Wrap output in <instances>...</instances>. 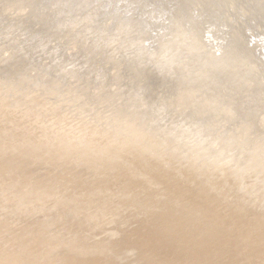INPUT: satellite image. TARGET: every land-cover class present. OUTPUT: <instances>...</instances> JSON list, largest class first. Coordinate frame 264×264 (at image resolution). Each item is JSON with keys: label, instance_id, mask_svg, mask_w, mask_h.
Listing matches in <instances>:
<instances>
[{"label": "rangeland", "instance_id": "rangeland-1", "mask_svg": "<svg viewBox=\"0 0 264 264\" xmlns=\"http://www.w3.org/2000/svg\"><path fill=\"white\" fill-rule=\"evenodd\" d=\"M228 10H230V15H227V14H224V15H226V16H228L226 19L227 20H225V21H222V25L226 28L229 24H231V22H237V23H240V24H242L243 26H246V30H251V27L253 26H255L256 25V22L254 21V17H253V14H251V10L250 9H248V7H241V5H237L236 6V8H234V7H230L229 6V9ZM226 13H228V11L226 12ZM234 17V18H233ZM5 22V23H4ZM27 24V25H26ZM9 26V27H8ZM256 28H257V26H255ZM10 28V29H9ZM17 30H16V29ZM26 28H28L32 33H33V36H35V35H37V33L40 35L41 34V39H36L31 45L32 46H36V48H37V50H34L33 51V49H30L29 48V46L27 45V44H25V42H24V38H25V32H24V30L26 29ZM255 28V30L253 31V33L254 32H260V29H256ZM8 30V31H7ZM11 30V31H10ZM253 30V29H252ZM0 40L2 39V42L0 41V84L2 85V86H0V100H1V98L2 97H4V100H3V98H2V101H0V103L2 102V103H4V104H2V105H4V106H2V105H0L1 106V111L3 112V111H5L4 113H5V115H8V119H7V121H8V124H6L7 123V121L5 120V119H3L4 117L2 116V113H0V115H1V118L3 119V120H5L6 121V123H3V121H0V123H2V124H4V127H5V125H9V127L8 128H6L7 130V133L8 132H10L12 129L13 130H15L16 132H14L15 134L17 133V132H21V134L19 135V137H17L16 139H17V141H16V139H14L16 136H17V134L16 135H14V133H13V130H12V132H11V134L10 133H8V136L6 135L7 133H6V131H5V128H3L2 126L3 125H0L2 128H3V130H2V128L0 127V133L1 132H3L2 134H0V135H2V136H0V138H1V144H0V147H1V150H0V153L3 151L2 149H4L3 148V144L5 143H7L8 142V146H7V144L6 145H4L6 148L4 149V153H3V156H2V154H0V156H2L1 158H3L4 157V160L3 159H0V164H3L4 162L5 163H7L8 161H6V159L8 158V156L10 157V158H8L9 159V162H8V164L10 163L11 164V162L10 161H17L18 160V162H15V164L16 163H18V170H17V168H16V166H15V164H14V167H12L13 166V164H11V166H10V164H9V166L8 165H6L5 163V166L8 168V170H11V168H12V170H11V172H13V173H11L12 174V177H9L8 176V181H6V178H7V175H9L10 174V171H6L5 169H4V164L3 165H0V169H4L3 171L6 173L7 172V174L4 176V172H2V170H1V172H0V174H2V173H4V174H2L4 177H6V178H4L3 176H1L0 175V178L2 179V177H3V181H1L2 182V185H3V182H4V185H6V183L7 182H11V183H8L7 184V186H2V187H0V188H2V189H0V211H1V213H0V221L2 220V217H4L6 214H9L10 215V217L11 218H13V219H11V218H9L8 217V215H6L7 217H8V219L6 218V216H5V218L3 219V220H6L7 219V221L9 222H6V221H1V222H3L2 224H4V222L7 224L8 223V225L9 224H11L10 225V227L12 228L14 225V222H16L17 224H16V226H14L15 227V229H10V227L9 226H6V224H4L3 226L4 227H2V225L0 224V226L4 229L5 227H6V233H5V230H3L1 227H0V230H3L4 231V233L2 232V231H0V233H1V235L3 234H5V236H1L0 235V237H2V238H0V244H2V245H0V262H6V264H16V262H18V263H20V264H33V262L34 263H36V262H38V264H53V261H54V258L55 257H57V258H55V259H57L58 260V262H59V259H60V257L58 258V256L60 255H62V254H60L61 252H59V251H64V252H67V254L68 253H70V252H72L73 250L72 249H74L79 243H77V245L75 246V244H76V242H79L78 240L80 239V240H84L85 242L86 241H88V239L90 238V237H92L93 238V235L91 234V235H89L90 237L88 238V233L90 232V230L92 229V228H94V226H92V228H91V226L89 227L87 224H88V222H89V225H92V223H94V221H95V224L94 225H96V223L98 222V231L97 230H95L96 229V227L97 226H95V229H92L93 231H92V233L93 232H96L97 234L99 233V231H100V227H101V230H102V226H103V228H105V232H104V234H103V230L102 231H100V236L103 234V239H102V236L100 237V236H95V235H97V234H95L94 235V239L96 238V239H99L100 241H101V239H102V241H104L103 243L101 242V244H104V243H106L105 242V240L107 241L108 239H109V235H110V239L111 240H109V241H107V243H108V245L109 244H111L112 245V243H114V241H117V243H116V246H114L115 245V243L112 245V249H113V254L111 253V251L109 252V250L111 249V245H104V247L106 248H104L103 250H107V249H109L108 251H107V253H109L108 254V256H104V255H107V253H105V251H104V253H103V250H101L100 249V247L102 246L101 244H98V242L100 243V241L98 240V242L97 243H95L94 242V239H93V242H94V244H96V246H97V244L100 246L99 247V249L97 250L96 248H98V246L95 248H93L94 250H96V255H97V252H98V255H97V261L96 260H93V259H95L96 257V255H94L93 254V249H92V246L91 245H93L94 246V244H88V246L87 247H89V250H90V248L92 249V254H90L89 256L87 255V251L86 252H83L82 250H84L85 251V248H86V250H88V248L87 247H85L83 244H81L82 246H84L83 248L84 249H81L82 248V246L80 247L79 245V249H78V246L74 249V250H78V252L80 253V249H81V251L83 252V254L82 253H80V254H82V255H80L78 252H77V254L79 255V257H78V255L76 256H73V252H72V257L74 258L75 257V259H73V258H71V256H70V254H68V256L70 257H68L67 258V260H65V256H67L64 252H62L63 253V255H65L64 257L63 256H61V258L63 259V261H65V262H67L68 260L70 261V259L72 260V261H76L77 259V261H76V263H74V264H77L78 262H79V258H80V256H81V259H80V264H90V262L91 261H94L92 264H99V263H104V264H111V260H115L114 258L116 257V253H117V255H118V253H121L122 251L124 252V250H125V252L127 253L128 251L126 250V248H124V246H125V243L126 242H128V245L127 246H125V247H128V249L130 248H133L132 246H135L134 247V249H131L132 250V254H133V256L131 255V254H129V253H127V254H129V257L128 256H126L127 254L126 253H124L123 254V252H122V254L120 255L119 254V258H122L121 256L122 255H124V256H126V257H124L123 256V261H124V258H125V262H123V264H129V261H130V263L133 261V259H137L136 261L134 260L133 262L134 263H137L138 264V261H139V263L140 262H143L142 261V259L143 258H145V263H147V264H149L150 263V261L151 260H149V258L151 259V256L150 255H152V254H150V255H145V254H147V253H144L143 254V247L145 246V244L147 243V241H148V233H152V235L154 236L155 235V233H158L157 231L159 230L160 231V228H162L161 229V231L164 229V226H165V229H167L166 227L168 226L169 227V229L170 228H172L175 224H177V222H178V227H177V225H175V227H174V229L175 230H178L177 228H179V230L178 231H176L179 235H178V237L180 236V238H181V236H182V238L181 239H178V238H176V236H175V234L177 235V233L175 232V233H172L173 234V237L171 236V243H169V245L171 246V244L173 243V245H175L174 244V242L175 243H177V242H179V244H177L178 245V247H177V245H175V246H171V247H177L178 248V250H176L175 248V252L173 251V249L171 250V247H169V249H167V251L169 252V253H167L166 252V250L165 249H163V248H161V247H163L164 246V248H168L167 247V244H168V242L170 241L169 240V236H170V234H171V232H174V231H172L173 230V228H172V230L170 229V231H168V232H170V234L167 232V231H162V233L164 232V234H160V233H158V235L157 236H159V235H161V236H159L160 238H161V240H160V238L159 237H157L158 238V240H160V246L158 247V244H153V242H157L158 240H157V238H155V240H157V241H153V242H151L152 240H154V238L152 237V235H151V237L153 238V239H151V237H150V235H149V241H148V244H150V242H151V246H153L152 248L147 244L146 246H145V249H144V251H146L147 252V250L149 249H151L149 252H148V254L149 253H151V251H153V252H155L153 249L155 248V246L156 247H158L159 248V251H157L156 253H154L155 255H157V257L159 258V255H160V258L161 257H165V256H167V259H165L164 257V259L165 260H167V261H165V262H167V264H187V262L189 261V259H188V256H189V254L188 253H190V251L192 252V250H193V254L191 253L190 254V256L192 255V256H198L197 258H198V260H197V262H196V260L191 256V258H193V262H196L195 264H213L212 263V261L213 262H216V261H218V259L220 260V259H222V262L224 263V264H227L226 263V260H227V258H228V261H229V263L228 264H241V261L240 260H242L243 258V260H245V262H243V260H242V263L243 264H249V261H251L250 262V264H256V263H259V264H261V262H262V264H264V260L262 259L261 260V258L259 257L258 258V256H255V255H259V256H263L262 258H264V251H263V249H260V247H263L264 246V231L262 230V229H264V227H263V225H262V229L261 228H257V227H255V225H249V223H251V221L252 220H250V222H249V219H251V218H253V220H254V222L256 221V219L255 218H257V221H258V219H260L261 221H263V217H264V211H263V209H264V204H262V202L264 203V201H262V200H264V190H263V188H264V164L263 163H261L260 164V162L259 161H261V162H263L264 161V143L263 142H261V141H259V140H256V139H253V140H248V142H246V140H245V136L244 135H242L241 137H238L236 134H234V140H233V142L231 143V144H219V143H217L216 141H214L215 139H213L212 140V138L210 139V137H208V140H207V142L208 143H206L207 145H209V147H210V142H211V147L209 148L211 151H212V149L213 150H215L216 149V151H219V150H224L223 152L222 151H220V153H221V155H219V157H218V159L216 158L215 160L214 159H211L210 161L212 162H210L209 160H207L211 155H209V154H207L206 156L204 155V154H206L205 152L204 153H202L201 151H199V150H202L201 149V147L198 145V144H196L195 146H194V142H193V139L191 140H185V139H179L177 136L175 137V134L174 133H172L171 132V130L170 131H165L164 129H157V128H155V127H153V126H150L149 125V120H148V116L147 115H139V111H141V109H140V107L138 108V109H133V108H131V105H127L129 102V98L128 99H124V98H122L121 97V95L119 94L120 93V90H121V87H122V85L123 84H126V83H130L131 82V84H135L134 82H132V81H130L128 78H126V76H125V74H124V72L122 71V69L120 68V67H117V66H113V64L112 65H107L106 63H104V62H101L98 58H95V57H93V58H91L90 60H91V62H92V64H96L100 69H102V70H104L108 75H109V78H110V82H109V84H99V83H97V82H99V79L98 78H96V82H94V83H96V84H94V83H92L91 85L90 84H86L85 82H82V79H79V77H77V76H74V78H73V75H66L65 74V72H66V70H65V68L68 70V68H67V66L68 67H70V66H72V62H69V63H67L66 64V67H65V65H63L64 67H62V71L61 72H63L64 73V75H63V73H60V74H56V73H54V74H52L53 72H48V73H46V72H44V71H42V70H40L38 67H37V65L34 63V60H36V59H38L39 60V62H41L40 64L41 65H43V64H45V65H49V63L51 62V60H49L50 58H47V57H45L46 55H45V52H46V50H47V48L46 47H48V48H50V49H55V48H59V50L62 52V53H65V55L68 57V59H73V58H75V59H78V58H83V57H87V55L85 54V51H84V49H82L81 47H80V45H78V44H76V42H73V41H71V40H69V39H67V38H65L64 36H54V35H51V34H49L48 32H46V31H42L41 29H40V26L39 25H37V24H34V23H32V25L30 24V25H28V23H26V18H25V10L23 9V8H17L15 5H13L12 3H10V4H8V3H3V2H1L0 1ZM18 31V32H17ZM3 32V33H2ZM8 32V33H7ZM17 33V34H16ZM2 34H4V35H2ZM10 34V35H9ZM250 34H251V32H250ZM3 38H4V40H3ZM8 38V39H7ZM35 38H36V36H35ZM12 39V40H11ZM15 39V40H14ZM9 40V41H8ZM49 40V41H48ZM11 41H14V42H11ZM15 41H18V42H15ZM3 43V44H2ZM16 43H18V44H16ZM2 44V45H1ZM21 44V45H20ZM8 45V46H7ZM25 47H24V46ZM30 45V46H31ZM7 46V47H6ZM17 46V48L15 49L14 47H16ZM20 46V47H19ZM23 46V47H22ZM10 47V48H9ZM19 47V48H18ZM7 48V49H6ZM12 48H14V50L12 49ZM35 48V49H36ZM2 49V50H1ZM10 49V50H9ZM24 49V50H23ZM26 49V50H25ZM28 49V50H27ZM22 50V51H21ZM40 50V51H39ZM6 51H8V52H6ZM12 51V52H11ZM16 51V52H15ZM28 51V52H27ZM32 51V53H30V52ZM45 51V52H44ZM34 52H35V54H34ZM44 52V53H43ZM4 53H6V54H4ZM22 54V55H20V54ZM37 53V54H36ZM43 53V54H42ZM12 56H11V55ZM31 54V56L29 57V55ZM8 55H10V56H8ZM43 55H45V56H43ZM27 56V57H26ZM38 56V57H37ZM12 57H14V58H12ZM17 57L19 58V59H17ZM23 57L26 59V60H24L23 59ZM29 57V58H28ZM35 57V59L33 60V58ZM37 57V58H36ZM39 57L41 58L42 57V59L40 60L39 59ZM16 58V59H15ZM20 58H21V61H20ZM28 58V59H27ZM44 58H45V60H44ZM90 58V57H89ZM23 60L25 61V62H23ZM47 60V61H46ZM43 61V62H42ZM48 61H50L49 63H48ZM21 62V63H20ZM27 62V63H26ZM23 63H25V64H23ZM48 63V64H47ZM31 65V66H30ZM25 67V68H24ZM28 68V69H27ZM64 68V69H63ZM9 70V71H8ZM37 70V71H36ZM29 72H30V74H29ZM51 73V74H50ZM7 74V75H6ZM48 74H50V77H52V79L49 77V75ZM4 75V76H3ZM48 76V77H45V76ZM55 76V77H54ZM61 76H62V78H61ZM68 76V77H67ZM35 77H37V78H35ZM46 79H48L49 81H50V84H49V81L48 80H46ZM54 77V78H53ZM92 77H93V75H92ZM26 78V79H25ZM41 78V79H40ZM68 78V79H67ZM76 78H78V79H76ZM93 78H95V77H93ZM4 79V80H3ZM39 79V80H38ZM44 79L46 80L45 81V83L43 82L44 81ZM53 79H55L54 81H55V83L53 82ZM73 79H75V80H77V82L76 81H74ZM2 80H3V83H2ZM51 80H52V82H51ZM74 81V83H73V81ZM80 80H81V82H80ZM7 81V82H6ZM14 81H16V82H14ZM38 81V82H37ZM57 81V82H56ZM40 82V83H39ZM42 82V83H41ZM69 82H70V84H69ZM71 82H72V84L74 85V86H72V84H71ZM80 82V83H79ZM6 83V84H5ZM16 83V84H15ZM54 83V84H53ZM57 83H59V84H57ZM76 83V84H75ZM84 83V85H82ZM8 85V86H6L5 87V85ZM21 84V85H20ZM24 84V85H23ZM36 84V85H35ZM44 84V85H43ZM45 84H46V86H45ZM77 84H78V87H77ZM82 86H81V85ZM94 84V85H93ZM101 85V86H99V85ZM12 85V86H11ZM35 85V86H34ZM47 85H50L51 87H54V89H52L50 86H47ZM56 85H57V87H56ZM58 85L60 86V87H58ZM63 85H64V87H63ZM117 85V86H116ZM45 86V87H44ZM67 86V87H66ZM71 86V87H70ZM84 86V87H83ZM90 86H91V88H90ZM94 86V87H93ZM99 86V87H98ZM104 86V87H103ZM10 89L11 87V89H10V91H9V89ZM44 87V88H43ZM51 89H50V88ZM81 87H82V89H81ZM106 87H108L107 89H106ZM19 88V89H18ZM29 88V89H28ZM32 88V89H31ZM56 88H58V89H56ZM61 88H63V89H61ZM65 88H66V91H65ZM78 88V90H76ZM87 88V89H86ZM96 88V89H95ZM97 88H99V89H97ZM119 88V89H118ZM17 89V90H16ZM27 89H28V91H27ZM34 89V90H33ZM59 89H61L59 92H58V90ZM68 89V90H67ZM72 89L74 90V91H72ZM100 89L102 90V92L100 91ZM104 89V90H103ZM16 90V91H15ZM49 90V91H48ZM52 90V91H51ZM81 90V91H80ZM84 90H86V91H84ZM89 90V91H88ZM95 90H97L96 91V93H95ZM108 90H110L111 91V93H109L110 91H108ZM6 92V94H4L5 92ZM11 91H12V93H14V95L13 94H11ZM35 91V92H34ZM50 91H51V93H50ZM54 91H55V93H54ZM71 91L73 92V93H71ZM88 91V92H87ZM92 91V92H91ZM119 91V92H118ZM8 92L10 93V94H8ZM20 92L22 93V94H20ZM58 92V93H57ZM76 93V96H75V93ZM80 92H82V93H80ZM86 92V93H85ZM98 92V93H97ZM101 92V93H100ZM105 92V94L103 95V93ZM108 93V95H107V93ZM1 93H3V94H1ZM19 93V94H18ZM29 93V94H28ZM90 93H92V94H90ZM113 93V94H112ZM115 93H117V95L115 94ZM8 94V95H7ZM16 94V95H15ZM54 94H55V96H54ZM62 94V95H61ZM64 94V95H63ZM83 94H84V96H83ZM95 95V96H92V95ZM101 94V95H100ZM3 95H5V96H3ZM11 95H12V97H11ZM34 95V96H36V95H38V96H36V97H32V96ZM70 95V96H69ZM88 95H90V96H88ZM99 95H100V97H99ZM103 95V96H102ZM116 95V96H115ZM7 96H9V97H7ZM15 96H16V98H15ZM29 96V97H28ZM56 96H58V97H56ZM60 96H61V98H60ZM73 96H74V98H75V101H73L74 99H73ZM78 96H80V97H78ZM92 96V97H91ZM97 96V97H96ZM107 96V97H106ZM119 96V97H118ZM56 97V99H59L60 98V100H62V101H60V100H56V99H54ZM68 97H70V98H68ZM78 97V98H77ZM81 97H84V98H81ZM103 99H102V98ZM105 97V98H104ZM109 97V100H111L110 102H109V100L107 99ZM110 97H111V99H110ZM115 97V98H114ZM149 98L150 100H155L156 98H157V101H159V102H157V106H162L161 108L162 109H164L165 111H166V113H167V119L168 120H171V121H168L169 123H171L170 125H172L174 122H178L179 121V119L181 120V118L180 117H182V116H184L185 114H187L188 113V111H189V107L187 106V105H185L182 101H180V100H172V99H170V98H168V97H166L162 92H160V91H157V90H155V91H153L152 92V94H150L149 93V95H147V96H145V98L144 99H142V100H147L146 98ZM6 98V99H5ZM30 98H32V99H30ZM48 98V99H47ZM80 98V99H79ZM94 100V101H92V99ZM97 98V99H96ZM122 98V99H121ZM12 99V100H11ZM14 99L16 100V102L14 101ZM22 99V100H21ZM26 99H27V102H28V100H29V102L27 103L26 102ZM36 99V100H35ZM48 101H47V100ZM67 99V100H66ZM77 99H78V101H77ZM165 99V100H164ZM6 100H7V103H6ZM9 100V101H8ZM18 100H19V103H18ZM24 100H25V102H26V104H25V102H24ZM45 100V101H44ZM103 102H102V101ZM108 100V101H107ZM113 100H114V102H113ZM3 101H5V102H3ZM23 103H22V102ZM62 103H60V102ZM89 101V102H88ZM97 101V102H96ZM100 101V102H99ZM105 101V102H104ZM106 101H107V103H106ZM119 101H120V103H119ZM122 101V102H121ZM126 101V102H125ZM144 101H142V103L144 102ZM164 101V102H163ZM9 102H11V103H9ZM32 102V103H31ZM48 102V103H47ZM57 102H59V103H57ZM68 102V103H67ZM71 102V103H70ZM73 102V103H72ZM76 104H75V103ZM87 102V103H86ZM123 102H124V105H123ZM6 103V104H5ZM14 103V104H13ZM44 103H46V104H44ZM49 103H51V106H50V104ZM54 103H56L57 105H54ZM83 103V104H82ZM85 103H86V105H85ZM91 103V104H90ZM94 103V104H93ZM99 103H101V104H99ZM108 103H109V105H108ZM112 103V104H111ZM118 103V104H117ZM164 103V104H163ZM11 104V105H10ZM23 104H25V105H23ZM32 104V105H31ZM53 104V105H52ZM72 104V105H71ZM82 104V105H81ZM93 104V105H92ZM97 104V105H96ZM99 104V105H98ZM105 104H106V106H105ZM116 105V108H115V105ZM144 104V103H143ZM170 104V105H169ZM179 104H181V105H179ZM6 105H9V107L10 108H14V109H16V110H18V112L16 113V115H19V117L18 118H21V119H23L22 117H24L25 118V116H29V114H30V116H32L31 117V120H32V124H33V127L34 126H36L37 127V129H36V127H34L35 129H32V131H31V126H32V124H31V120H30V124L31 125H29L31 128H29L30 129V131H29V129L25 126V120H29V117L27 118V119H23V123L24 124H22L21 126H22V129H20V128H18V126L21 124V122H19V119H16L17 121H18V123H19V125H18V123L16 124L15 123V125H18L17 127L16 126H14V121H16V120H12L13 118V116L14 117H16L17 118V116L14 114L15 113V110H13V113H12V109L10 110V108H6ZM15 105H17V107H14ZM27 105H29V106H27ZM30 105H31V107L33 108H31L30 107ZM64 105V106H63ZM78 105V106H77ZM83 105H84V107H83ZM91 105V107H89ZM101 105V106H100ZM118 105H119V108H118ZM12 106V107H11ZM41 106V107H40ZM48 106H50L51 108H53L54 109V111L52 110V109H49V107ZM53 106V107H52ZM75 106V107H74ZM82 106V107H81ZM102 106L104 107L103 108V110H101L102 109ZM108 106V107H107ZM123 106H124V110H123ZM127 106V107H126ZM187 106V107H186ZM6 108V110L4 109V108ZM8 107V106H7ZM18 107H20L21 109H18ZM55 107H57L58 108V110H55ZM63 107V108H62ZM67 107V108H66ZM77 107V108H76ZM81 107V108H80ZM89 107V108H88ZM96 107V108H95ZM105 107H107V108H105ZM110 107V108H109ZM183 107V108H182ZM4 110H3V109ZM22 108H23V110H22ZM30 108V109H29ZM34 108H37V110L36 109H34ZM40 108V109H39ZM71 108L72 109H74V111L73 110H71ZM98 108V109H97ZM111 108H113L112 110H111ZM122 108V109H121ZM143 108V107H142ZM29 109V111H27V110ZM70 109V110H69ZM78 109V110H77ZM81 109H82V111H81ZM85 109V110H84ZM118 109V110H117ZM7 110H10V112H8V113H6L7 112ZM20 110V111H19ZM25 110V111H24ZM51 110V114L49 115L50 116V119H51V116H53V118L51 119V120H49V116H48V112ZM61 110V113L62 114H60V111ZM76 110V111H75ZM84 110V111H83ZM87 110V111H86ZM97 110H100L99 112L97 111ZM106 110V111H105ZM124 112H123V111ZM126 110V111H125ZM135 111V113H134V111ZM0 111V112H1ZM22 111H23V114H24V116L22 115H20L21 113H22ZM26 111L28 112V113H26ZM34 111V112H33ZM48 111V112H47ZM53 111V112H52ZM56 111H58V116H57V112ZM63 111V112H62ZM68 111H71V112H68ZM83 112V113H81V112ZM96 111H97V114H98V116H99V119L100 120H102V121H100L99 119H98V116L96 117ZM109 111V113L111 114V115H109L107 112ZM117 111V112H116ZM30 112H32V113H34L33 115H32V113H30ZM54 112H56L55 114H56V119L58 118L59 119V121L58 120H56L55 118H54ZM77 112V113H76ZM86 112V115L84 114ZM90 112V113H89ZM92 112V113H91ZM103 112V113H102ZM105 112H106V114H105ZM112 112V113H111ZM114 112H115V114H114ZM123 112V113H122ZM20 113V114H19ZM35 113H37V115L35 114ZM50 113V112H49ZM125 113V114H124ZM133 113V114H132ZM10 114H14L13 116H10ZM69 116H68V115ZM72 114H75V117H74V119H73V115ZM87 114H89V115H87ZM103 114V115H102ZM118 114V115H117ZM120 114V115H119ZM122 114V115H121ZM83 115V116H82ZM85 115V116H84ZM91 115V116H90ZM94 115V116H93ZM101 115H102V117H101ZM125 115V116H124ZM139 115V116H138ZM173 115V116H172ZM9 116H10V119H9ZM21 116V117H20ZM37 116V117H36ZM48 116V117H47ZM70 117V118H68V120H65V119H67V118H65V117ZM84 119V117L86 118V116H88L85 120H86V122H85V120H83L81 117ZM93 116V117H92ZM111 116V117H110ZM113 116V117H112ZM115 116H120V117H115ZM123 117V121H122V117ZM127 116H129V117H127ZM136 116H137V118H136ZM171 116V117H170ZM35 117H36V120H35ZM65 119H64V118ZM80 117V118H79ZM95 117V118H94ZM106 117V118H105ZM117 118V120H115V118ZM132 117V118H131ZM134 117H135V121H134ZM145 117V118H144ZM173 117V118H172ZM1 118H0V120H1ZM6 118V117H5ZM12 118V119H11ZM33 118V119H32ZM61 118H63V120L61 119ZM75 118H77L76 119V122H77V120H79L78 121V124L76 123V122H73L74 120H75ZM90 118H92V119H90ZM94 118V119H93ZM97 118V119H96ZM104 118V119H103ZM109 118V119H108ZM113 118H114V120H115V122H113L112 120H113ZM118 118H119V120H118ZM126 118V119H125ZM139 118V119H138ZM15 119V118H14ZM20 119V121H22ZM49 121H51V122H49ZM82 119V120H81ZM88 119V120H87ZM108 120V121H106V120ZM111 119V120H110ZM133 119V120H132ZM138 119V120H137ZM143 119V120H142ZM147 119V120H146ZM178 119V120H177ZM10 120V121H9ZM12 120V121H11ZM27 120V121H28ZM54 120V121H53ZM73 120V121H72ZM91 120V121H90ZM95 120H99V122L97 121V122H95ZM130 120V121H129ZM142 120V121H141ZM216 119H214V120H212V121H214V123H216L217 121H215ZM4 121V122H5ZM37 121V122H36ZM56 121H57V123H56ZM65 121V122H64ZM84 121V122H83ZM89 121V122H88ZM103 121H105V123L103 122ZM116 121H122L123 122V125H122V122L121 123H119L118 125H117V122ZM135 122L136 124L134 125V123H132V122ZM139 121V122H138ZM53 122H54V124H53ZM60 124H59V123ZM68 122L70 123V124H68ZM71 122H73V123H71ZM88 122V123H87ZM90 122H92L91 123V125H90ZM100 122H103L104 123V125H103V123L101 124V126H99V128L102 130H96V127H97V129H98V126H97V124L98 123H100ZM106 122H107V124H106ZM127 122H128V124H127ZM129 122H130V124L132 125V128H130V124H129ZM138 122V123H137ZM140 122H141V124H142V127L140 126L141 124H140ZM219 122V121H218ZM27 123V122H26ZM29 123V122H28ZM51 123H52V125H53V127H52V125H51ZM65 123V124H64ZM69 125H67V124ZM75 123V124H74ZM84 123V124H88L89 125V127L91 126V128H89L88 126H87V124L84 126V124L82 125V124ZM96 123V124H95ZM112 123H113V125H112ZM114 123H116V127H115V129H114V127L113 126H115V124ZM125 123H126V128H128L129 129V132L131 133V131H132V129L134 128V130L132 131L133 133L134 132H136L137 130H138V133H137V135H136V133H135V137L133 136V133H131V137H130V133L128 132V130L126 131V129H124L125 128ZM144 123H146V125L144 124ZM168 123V124H169ZM11 124H13V126L15 127V128H13L12 126H11ZM49 124L51 125V126H49ZM58 124V125H57ZM112 126H111V125ZM45 125V126H44ZM48 125V126H47ZM58 126V128H56L57 126ZM66 125V126H65ZM73 125H75V126H73ZM77 125V126H76ZM80 125V126H79ZM107 125H109V127H111V128H108L107 127ZM130 125V126H129ZM144 125V126H143ZM12 128H11V127ZM28 126V127H29ZM55 126V127H54ZM70 126H72V127H70ZM96 126V127H95ZM105 126L107 127V128H105ZM120 126L122 127V129H124L125 131H126V133H125V131L124 130H122V131H124L123 132V134L125 133V135H123L121 132V130H120ZM134 126H137V127H134ZM139 126V127H138ZM150 126V127H149ZM169 126V125H168ZM7 127V126H6ZM20 127V126H19ZM23 127H24V130H23ZM25 127L28 129V130H26L25 129ZM52 128L53 130L52 131H54V129L55 130H57V133H56V131H54V135H52L51 133H52V131H50L49 129L50 128ZM60 127V128H59ZM66 127V128H65ZM69 127V128H68ZM76 127V128H75ZM80 127V128H79ZM88 127V128H87ZM93 127H95V128H93ZM117 127H119L118 128V130H117ZM124 127V128H123ZM143 128V129H141V128ZM149 127V128H148ZM49 128V129H48ZM69 130H68V129ZM85 128V129H84ZM87 128V129H86ZM145 128V129H144ZM151 128V129H150ZM153 128V129H152ZM9 129H11L10 131H9ZM18 129H20L19 131H17ZM47 129V130H46ZM64 129H66V130H64ZM89 129V130H88ZM90 129L92 130V132H88V131H90ZM131 129V130H130ZM150 129V130H149ZM156 131H155V130ZM2 130V131H1ZM35 130H36V133H35ZM49 130V131H48ZM62 130L66 133V135H65V133L64 132H62ZM85 130H88V131H85ZM108 131L109 130V132H110V130L111 131H115V133H116V131H117V133H116V135L114 134V132L112 133V136H111V134L109 135L108 134V132H105V131ZM139 130H141V131H139ZM153 130H154V132H153ZM160 130H162V132L160 131ZM209 130H211V129H208V131ZM28 131V132H27ZM34 131V133L36 134L35 136L33 135L34 133H31V132H33ZM59 131V132H58ZM70 131L71 132H74V133H72L71 135H72V137L74 136L75 138H71V135H70ZM119 131V132H118ZM145 131H146V133H145ZM30 132V133H29ZM101 132H104V135H102L103 133H101ZM142 133V134H139V133ZM158 132V133H157ZM166 132H168L167 133V135H166ZM203 132V131H202ZM202 132H200L201 134L199 135L200 137H201V135L202 134H204V132L202 133ZM39 133V135H37ZM47 133V134H46ZM68 133V134H67ZM80 133V134H79ZM105 133H107L108 135H109V138H114L113 139V141H112V139H108V137L106 138L105 137ZM128 133V135H129V137H128V135H126ZM150 135V136H148V134ZM174 135V136H172V134ZM212 132H210V134H211ZM43 135V136H40V135ZM49 134V135H48ZM56 134H57V136H56ZM79 134V135H78ZM139 134V135H138ZM159 134V135H158ZM207 134V133H206ZM206 134H205V136L204 137H206ZM3 135H5V137H3ZM13 135L15 136L14 138H13ZM22 135V137H20ZM24 135H27L26 137V139H28L27 141H26V143H24L25 142V136ZM46 135H48V137L46 136ZM59 135V136H58ZM64 135V136H63ZM67 135L69 136L70 135V137L68 138L67 137ZM108 135H106V136H108ZM156 135V136H155ZM171 135V136H170ZM12 136V137H11ZM32 137V138H34V137H36V136H38V141L42 138V137H44V139L42 138L41 140L42 141H46L45 142V144L43 143V142H41V144H40V142H38L37 141V139L35 138V140L37 141V142H34L36 145H34V148H33V142H32V138H29V137ZM34 136V137H33ZM50 136L52 137V139L50 138ZM77 136V137H76ZM79 136V137H78ZM88 137V136H90V138H91V140H89V142L87 143V141H88V139H89V137L87 138V141L85 140L86 138H83V140H82V137ZM93 136H97V138H96V140H95V138L93 137ZM116 136V137H115ZM122 137V138H119V137ZM198 136V138H200ZM216 136V135H215ZM6 137H8L9 138V141H7V140H5V138ZM24 137V142H22V138ZM46 137V138H45ZM67 140V142H66V140L64 139V138ZM125 137V138H124ZM155 137V138H154ZM164 137H167V138H164ZM174 137V138H173ZM2 138H3V141H2ZM8 138H6V139H8ZM11 138V139H10ZM62 138V139H61ZM70 138H71V140H70ZM127 138V139H126ZM144 138H146V140H147V143H146V140L145 141H143L142 142V140L144 139ZM20 139V140H19ZM59 139L60 140H62L61 142L62 143H60V141H59ZM77 141V140H79V141H77L75 144V146H71V145H73L74 143L73 142H75V140ZM92 139H93V143L95 142V144L96 145H94L93 146V144H92ZM163 139H165V140H163ZM167 139V140H166ZM5 140V141H4ZM14 142H13V141ZM19 140V141H18ZM31 140V141H30ZM56 140V141H55ZM68 140H70L71 141V143H70V141H69V144H68ZM73 140V141H72ZM152 141V143H154V145L151 143V144H149L150 143V141ZM156 140V141H155ZM52 141V142H51ZM83 141V142H82ZM86 143H85V142ZM154 141V142H153ZM164 141L166 142V145H164ZM182 141V142H181ZM245 141V145H244V143H242V142H244ZM3 142V143H2ZM30 142L32 143V144H30ZM49 142H51V143H49ZM56 144H55V143ZM104 143V144H102V143ZM114 142H116V145L117 146H119V147H117L116 145V147L118 148V150H119V148H121L122 149V155L124 156V155H126V156H128L127 158H125L123 161L124 162H122V159L121 158H124V157H126V156H118L119 154L121 155V153L118 151H115V146H114ZM125 142H127V144H126V146H124V144H125ZM130 142V143H129ZM132 142H136V143H132ZM137 142H138V144H137ZM185 142H187V144L185 143ZM216 142V143H215ZM13 144V145H15V147H13L11 144ZM19 143V144H18ZM54 143V144H53ZM65 143V144H64ZM85 143V144H84ZM99 143H101L100 145H102V146H100L99 145ZM119 143H120V145H119ZM159 143V144H158ZM167 143H169V146H168V144ZM170 143H171V145H170ZM214 145H213V144ZM10 144V145H9ZM26 144V145H25ZM60 144H63L64 145V147L62 146V145H60ZM82 144V145H81ZM113 144V145H112ZM128 144H129V146H132L131 148L128 146ZM135 144V149H133V145ZM137 144V145H136ZM143 144V145H142ZM149 144V145H148ZM232 144H235L236 146H237V148L235 149L236 151L235 152H228V151H226L225 150V147L223 146V145H232ZM21 145H23V146H25V147H23V146H21ZM32 147H31V146ZM40 145H41V147H42V145H43V147L42 148H46V149H44V151H43V149L40 147ZM55 145H59V146H55ZM65 145L67 146V145H70V146H67V147H65ZM89 145V148H87V146ZM103 145H104V148H103V150H102V148L101 147H103ZM122 145V146H121ZM139 145V146H138ZM151 145V146H150ZM153 145V146H152ZM162 145V146H161ZM175 145H178L179 146V148L178 147H176ZM219 147H218V146ZM18 146V149H13V148H16ZM81 147V151H80V147ZM91 146V147H90ZM97 148H96V147ZM100 146V147H99ZM106 146H108V148L106 147ZM112 146H114V147H112ZM121 146V147H120ZM124 146V147H123ZM144 146V147H143ZM156 146V147H155ZM161 147V150L159 151L158 150V148H160ZM173 146V147H172ZM213 146V147H212ZM11 147V149H9L10 150V152L8 151V149L7 148H10ZM19 147L20 148H22L21 149V152H20V150H19ZM28 147V148H27ZM59 148V149H56V151H57V153H56V151H55V149L53 150L52 148ZM61 147V148H60ZM72 147V148H71ZM75 147L77 148V149H75ZM97 150H94V148ZM110 147V148H109ZM111 147L113 148V149H111ZM125 147H128L129 149H127V150H125L124 149V152H123V148H125ZM136 147H137V150H136ZM150 147V148H149ZM162 147H163V149H162ZM193 147V148H192ZM218 147V148H217ZM36 148V149H35ZM41 148V149H40ZM48 148H51V149H48ZM66 148V149H65ZM99 148H100V150H99ZM149 148V149H148ZM152 148H153V150H152ZM166 148V149H165ZM168 148V149H167ZM170 148H171V150H170ZM192 148V149H191ZM198 149V151H197V149ZM220 148V149H219ZM222 148V149H221ZM246 148H248V150L246 151V153H243L242 154V156H241V154H239L240 153V149H242V150H244V149H246ZM14 150V152H12L13 153V156H14V153H15V156H16V158H18V159H14V160H12L11 158H12V156H11V151H13ZM25 149V150H24ZM71 149H75V151H74V153H76V154H73V151L71 150ZM86 149H87V151L88 152H86ZM107 149V150H106ZM131 149H133V150H131ZM139 149V150H138ZM173 149V150H172ZM175 149V150H174ZM177 149V150H176ZM178 149H180V154H182L183 152H184V154H182V155H180L179 156V151H178ZM181 149H182V151H181ZM189 149V150H188ZM17 150H19L18 152H17ZM33 150H34V152H33ZM36 150H40L41 152H43L46 156V159H44L43 161H46V160H48V162H43V161H41L40 162V158H41V160H42V157L44 156V154L42 155V154H40V151H36ZM45 150H46V152H45ZM53 150V151H52ZM66 150V151H65ZM104 150H106V152L104 151ZM109 150H111V151H109ZM112 150H114L115 151V154L117 153V155H115L114 154V158H113V161H112V158H111V156L113 155L111 152H112ZM135 150V151H134ZM156 150V151H155ZM193 152H192V151ZM24 151V152H23ZM26 151H27V155H26ZM32 151V152H31ZM48 151V152H47ZM51 151H52V154H51ZM59 151H61L59 154H58V152ZM62 151L64 152V153H62ZM69 151H71V152H69ZM77 151V152H76ZM80 151V152H79ZM100 151H102L103 152V154H102V152H100ZM113 151V152H114ZM126 151H128V152H126ZM130 151V152H129ZM132 151V152H131ZM138 151V152H137ZM147 151V152H146ZM159 151V152H158ZM173 151V152H172ZM178 151V152H177ZM239 151V152H238ZM256 151V152H255ZM5 152H7V154L5 153ZM23 152V153H22ZM36 152L37 153H39V155L38 154H36ZM55 154H54V153ZM69 152V153H68ZM88 153V155L86 154V153ZM108 152H110V155L108 154ZM142 154H141V153ZM170 152H172L171 154H170ZM182 152V153H181ZM225 152V153H224ZM248 152H251L250 154L248 153ZM11 153V154H10ZM19 153V154H18ZM22 153V155H20ZM24 153H25V155H24ZM79 153H81V154H79ZM98 153V154H97ZM105 153V154H104ZM146 153H148L149 155H148V158H151V162H152V159H155V158H152V157H156V159L158 158V157H160L159 159H155L156 161H154L153 160V162H154V166L155 167H153V162L150 164V159H148V160H145L146 159V157H147V154ZM178 153V154H177ZM199 153H202V154H199ZM213 153V152H212ZM4 154H5V156H4ZM8 154H10V155H8ZM17 154V155H16ZM47 154H48V157H47ZM54 154V155H53ZM72 154L74 155V156H72ZM86 154V155H85ZM110 156H108V155ZM137 154H138V156H137ZM146 154V155H145ZM160 154V155H159ZM168 154V155H167ZM176 155L174 158L176 159V157L178 156V157H180L181 158V160H182V158H183V161H188V160H190V158H191V156H192V162L191 161H188V165L189 164H191L192 163V166L190 167V168H188L186 165L185 166H183V164L182 163H184V164H186V162H183V161H181V162H179L178 160V162L181 164H179L177 161H174V158H173V156L174 155ZM227 154V155H226ZM249 154V155H248ZM6 155H8L7 157H6ZM20 155V157H17V156H19ZM38 155V157H36ZM40 155H41V157H40ZM51 155H53V156H55L56 157V155H58L56 158H58L57 160H59V161H57L55 164H54V162L53 161H56V158L54 157L53 158V156H51ZM60 155L61 156H63V157H60ZM80 157H79V156ZM101 155H103V156H107L106 158L104 157V162H102L103 161V158H100V156ZM133 155V156H132ZM163 155H164V157L165 156H168V157H166V158H164L163 157ZM170 155H171V159H170ZM222 155H224V156H222ZM236 155V156H235ZM238 155V156H237ZM244 155V156H243ZM51 156V157H50ZM71 157V159L73 160V162L71 161V159H69V157ZM75 156H76V158H75ZM90 156V157H89ZM94 156H95V158H94ZM96 156H98V158L96 157ZM103 156H101V157H103ZM118 156V157H117ZM132 156V157H131ZM145 156V159H142L143 157ZM184 156H186V158L188 159L189 158V156H190V158L187 160ZM209 156V157H208ZM222 156V157H221ZM228 156V157H227ZM230 156H232V158L230 157ZM6 157V158H5ZM33 157H35V158H33ZM40 157V158H39ZM72 157H74V158H72ZM84 157L86 158L87 157V159H86V161H85V159H84ZM88 157H89V159H88ZM119 157H120V160H119ZM137 159L138 161H135V159ZM139 157V158H138ZM205 157H208L207 159L205 158ZM224 157V158H223ZM240 157V158H239ZM254 157H256V159L254 158ZM13 158H15V157H13ZM21 158H23L24 160H26V163H25V161H23V159L20 161V159ZM29 159V161L27 160V159ZM33 158L35 161L36 160H38V162H36V164H35V162H33L34 160L32 159V162L30 163V161H31V159ZM62 159V160H60V159ZM78 158H79V161H78ZM92 158V159H91ZM97 158V161H99V162H97V163H94ZM108 158H110V159H108ZM115 158H117V160H119V161H117ZM140 158H141V160H140ZM167 158H168V160H167ZM194 158H196L195 160H197V161H195L194 160ZM236 158H237V161H236ZM243 158H244V161H243ZM250 158L252 159V161L250 160ZM7 159V160H8ZM55 159V160H54ZM83 161H81V160ZM108 161V166H110L109 168H111V166H112V168L109 170L108 169V167H104L105 166V164H103V163H105V161L106 160ZM115 159V160H114ZM130 159H132V160H130ZM134 159V160H133ZM169 159H170V161L173 159V162H171L170 163V161H169ZM185 159V160H184ZM222 159H223V161H222ZM230 159V160H229ZM1 160H3V161H1ZM53 160V161H52ZM74 160H76V161H74ZM111 160V161H110ZM125 160H127V162H125ZM139 160H140V162H139ZM161 160H162V162H161ZM164 160V161H163ZM202 160V162H204L203 164H202V162H200ZM233 160V161H232ZM241 160V161H240ZM27 161H28V163H27ZM62 161V162H61ZM69 161V162H68ZM91 161V162H90ZM102 163H101V162ZM106 161V162H107ZM111 162V165L109 164L110 162ZM118 162L117 164L116 163H113V162ZM128 161H131L129 164L131 165H133V170L131 169V171L129 170V168H131V166L128 164V166H127V163H128ZM135 161V162H134ZM146 161V163H144ZM159 161L162 163V165H161V163H159ZM165 161H166V163H165ZM168 161V162H167ZM209 161V162H208ZM246 161V162H245ZM249 161H251V162H249ZM3 162V163H2ZM12 162V163H13ZM25 167V165L27 164L28 166H29V168H28V166H27V168L28 169H26V167H25V169L23 168V166H22V168H23V173L24 174H28V176L26 177V175L24 176V174L22 173V172H20L21 171V167L19 168V166H20V163ZM25 163V165H24V163ZM49 163L50 162V164H53V165H50V167L51 166H53L54 168H52V169H54V170H56L57 168V166L59 165V163H60V165L58 166L59 168L60 167H62L60 170L59 169H57V171H55L54 172V174H57V172H58V170H59V172H58V174L57 175H52V173L50 174V173H47V172H43V167L45 166V164H43V163ZM52 162V163H51ZM59 162V163H58ZM64 162V163H63ZM72 162V163H71ZM77 162V163H76ZM78 162H79V164H78ZM84 162H85V164H84ZM86 162H87V164H86ZM138 162H139V165H138ZM149 162V163H148ZM156 162H158L157 164H156ZM175 162V163H174ZM215 162V163H214ZM217 162H219V163H217ZM220 162H222L221 164H220ZM226 162V163H225ZM234 162V163H233ZM248 162V163H247ZM256 162V163H255ZM58 163V164H57ZM67 163H69V164H67ZM83 163V164H82ZM120 163V164H119ZM137 163V164H136ZM164 163H165V166H164ZM175 164V167H173L174 166V164L172 165V166H170L171 168H170V170H166V172H165V169H168L169 168V165L168 164ZM197 163V164H196ZM198 163H199V165L200 164H202L203 166H204V164H205V168L201 165V166H199L198 165ZM214 163V165H212ZM224 163H225V165H224ZM227 163H229V164H227ZM246 165H245V164ZM33 164H35L34 166H33ZM40 164H43V166H41V167H39L40 166ZM81 164V165H80ZM88 164L90 165V166H88ZM113 164V165H112ZM119 164V165H118ZM148 164V165H147ZM196 164V165H195ZM219 164V165H218ZM226 164H227V166H229V169H228V167L226 166ZM232 164V165H231ZM37 165V166H36ZM102 165H104V166H102ZM114 165H118V166H116L117 167V171L119 172L118 174H120V175H122L123 173V176H120V175H118L117 174V171H116V167L114 168V170L116 171V175L113 173L112 175H111V173L112 172H114V170H113V166ZM125 165V166H124ZM143 165H146V168L143 166ZM156 165H157V167H158V165H160V167H156ZM201 167V168H203V169H200L199 167ZM216 165H218V166H216ZM239 165V166H238ZM241 165V166H240ZM258 165H260V166H258ZM56 166V167H55ZM101 166H102V168H101ZM106 166H107V163H106ZM119 166H122V168H125V170H129L131 173H129V171L126 173V172H124L125 170H122ZM136 166H137V168H136ZM142 166V167H141ZM193 166H197L196 168V170L194 169L193 171H192V168H193ZM222 166V168H220ZM225 168H224V167ZM244 166V167H243ZM249 166V167H248ZM33 167H34V169H33ZM36 167H38V168H40V170H38ZM49 167V166H48ZM47 167V165L45 166V168H48ZM88 167V168H87ZM92 167V168H91ZM135 167V168H134ZM182 167H184L185 168V170H186V172L184 171V173H186V174H184L182 171H181V173L183 174V176L185 175L186 176V178H185V181L186 182H188V184H186V182L184 181V183L187 185V187H186V185L183 183V185L182 184H179V182L180 183H182L183 182V176H182V174L181 173H179V175L178 176H174V175H177L178 174V172L181 170V169H183ZM187 167V168H186ZM194 167V168H195ZM212 167V168H211ZM240 167V168H239ZM242 167V168H241ZM247 167V168H246ZM13 168L15 169V170H13ZM31 168L33 169L32 171H31ZM45 168H44V171H45ZM69 168V169H68ZM82 168H83V170L86 172V174L84 175V178H83V176H82V172H81V170H82ZM144 168H145V170H144ZM157 168V169H156ZM159 168H161L162 170L164 169V177L162 176V174H163V172L161 173L160 172V170H159ZM177 168L179 169V171H177ZM246 168V169H245ZM253 168V169H252ZM262 168V169H261ZM42 169V170H41ZM49 169V170H48ZM48 169H46V171L48 170V171H50V169L51 168H48ZM66 169L68 170V171H66ZM90 171H89V170ZM105 169V171H103ZM108 169V170H107ZM119 169H121L122 171H120ZM135 169V170H134ZM191 169V170H190ZM201 171H200V170ZM216 169V170H215ZM218 169V170H217ZM227 169V170H226ZM240 169H242V170H240ZM249 169V170H248ZM250 169H251V172H250ZM256 169V170H255ZM20 170V171H19ZM25 170H27V171H29L30 170V172H31V174H32V172H33V174H38V173H41V172H43L44 173V175L45 174H49L50 176L49 177H52V178H49V177H45L44 175H42L41 176V174L39 175L38 174V178L37 179H35V180H37V181H42V183H40L39 182V184H41L40 186H39V184L37 183L36 184V181L34 180V182H33V179L32 178H36L37 177V175L35 174V175H33L32 174V176H31V174H30V172L28 173H26V171ZM35 170H37V172L35 171ZM53 170V171H54ZM65 172V174L62 172ZM70 170H74V172L72 171V172H70ZM79 170H80V172H79ZM82 170V171H83ZM96 170H98V171H102V173L104 172L105 174L107 173L106 172V170L108 171V172H110V175L112 176V177H114V175L116 176V177H114V181L112 180V178H110V177H108L109 176V173H108V175L106 176L105 174L103 175V174H100L99 173V175L98 174H96V173H98ZM139 171V174H137V172ZM159 170V171H158ZM177 171V174H174V172L173 171ZM190 170V171H189ZM203 170V171H202ZM212 170V171H211ZM213 170H215V171H218L219 173V175L217 174V172H215V171H213ZM237 170H239V171H237ZM18 171H19V173H18ZM35 171V172H34ZM60 171H61V173H62V176L63 175H66L67 176V174L69 173V175L70 174H72V175H70V176H73L74 177V173L76 172L78 175L79 174H81V175H79V177H78V175L75 173V177H74V181L75 180H77L76 182H72V181H70V180H73V177H70L69 175V178L70 179H68V178H66V176H63V177H65V178H62V177H60L59 176V174H60ZM87 171H89V172H87ZM95 171H96V173H95ZM142 171V172H141ZM150 171V172H149ZM198 171H200V172H198ZM209 171H211V172H209ZM244 171V172H243ZM246 171V172H245ZM253 171V172H252ZM254 171H256L255 173H254ZM9 172V173H8ZM66 172H68V173H66ZM84 172V173H85ZM93 172H94V174H93ZM122 174H121V173ZM140 172H141V175H140ZM150 174H149V173ZM160 173L161 174V176L163 177H161L160 176V174H158V173ZM168 172H170V173H172V175H170V173H169V176H173L174 177V179H176L175 177H177V179H178V177L180 176V174H181V176L183 177L182 178V180L180 179L179 181L176 179L175 181H174V183L176 184V186H178V184L179 185H182V187L180 188V186H178V188H180V189H178V188H176L175 190H174V188H175V186L174 187H172V185H175V184H173V183H171V182H173V181H169L170 183H167L166 182V180H168L169 178L170 179H173V178H171V177H169L168 176ZM210 174H209V173ZM220 172H221V174H220ZM239 172V173H238ZM248 172H250V173H248ZM21 173V174H20ZM93 174V177H90L92 174ZM149 174V175H147V174ZM152 173V174H151ZM201 173H203V174H201ZM206 173V174H205ZM242 173V174H241ZM11 174H10V176H11ZM21 175L22 177L24 176L25 178V180H27V178H29V180H27L26 182H25V180L23 179V178H21L20 176H17V175ZM91 174V175H90ZM126 174V176H125V178L126 179H124L123 177H124V175ZM131 175L130 177L128 176V175ZM144 174H146V176L144 175ZM153 174H155V175H153ZM191 174V175H190ZM195 174V175H194ZM211 174H212V176H211ZM214 174H215V176H214ZM235 174H236V176H235ZM239 174V175H238ZM248 174H251V175H249L248 177H247V175ZM253 174H257L256 176H254ZM13 175L14 176H16L17 178H15L14 180L12 179V178H14L13 177ZM52 175V176H51ZM90 175V176H89ZM98 175V180L96 179V176ZM103 177V179L101 178V176ZM118 175V176H117ZM133 175V176H132ZM143 175V176H142ZM152 177H151V176ZM188 175H190V176H192L193 178H188L189 176ZM208 175H210L211 176V180L209 179L210 177L208 176ZM216 175H217V179L215 178L216 177ZM227 176V178H226V176ZM235 177H234V176ZM241 175V176H240ZM260 175V176H259ZM263 175V176H262ZM53 176H55V178H57V176H58V182L59 181H61L60 179H59V177L61 178V179H63V181H65L64 183H63V181H62V184H64V185H62V184H59L58 182H56L57 180L55 179V182H54V179H53ZM76 176H77V178H80V179H76ZM94 176H95V178H94ZM109 178L110 180L109 181H107V182H105L104 180V178ZM142 176V177H141ZM148 176V179L150 178V180H148L147 178H145V177H147ZM181 176H180V178H181ZM198 176H200L199 178H197ZM205 176V177H204ZM214 176V177H213ZM218 176L220 177V178H218ZM222 176V177H221ZM233 176V178H235V179H232L231 177ZM253 176V177H252ZM22 179V180H20V182H18V180L20 179V178ZM32 177V178H31ZM40 177H41V179H40ZM144 177V178H143ZM194 177H196V179L194 178ZM207 177V178H206ZM209 177V178H208ZM229 177V178H228ZM240 177V178H239ZM251 177H252V179H251ZM259 177H261L260 179H258ZM10 178V179H9ZM30 178H31V180H30ZM43 178H44V180H46V181H44L43 180ZM46 178V179H45ZM47 178H49V179H51V183L53 182L54 183V185H53V183L51 184H47L48 182H50ZM88 178H90V179H92V178H94V180L96 181V182H94V183H98L99 182V185L101 184L100 182L102 181L103 182V184H105L106 185V188L109 186V185H107V183H109L110 181L111 182H113V183H111V184H115V185H117V183H118V181H119V183H120V185H117V187H115V185H114V187L112 188L111 186H113V185H110V187H111V189H109V188H105V186H103V184H101L103 187V189H104V191H103V193H102V189H101V187H98V186H96V189H94L95 188V186L94 187H90V186H93V185H97V184H91L92 182L91 181H89L88 182V185H85V184H83L84 182H82V179H83V181H85L84 179H88ZM106 178V179H107ZM123 178V179H122ZM127 178H128V180H127ZM144 179V181H145V179H147L148 181H145V182H143L142 184H140V180H142V179ZM156 179L155 181L156 182H153L152 181V184H151V182H149V181H151V179ZM162 178V179H161ZM164 178H167V179H165L164 181H163V179ZM238 178V179H237ZM241 178H242V181H240L241 180ZM247 178V179H246ZM257 178V179H256ZM0 179V180H1ZM18 179V180H17ZM39 179V180H38ZM122 179V180H121ZM152 179V180H153ZM169 179V180H170ZM173 179V180H174ZM195 179V181L196 182H194L193 180ZM202 179H204V180H202ZM206 179H207V181L208 182H211V184L213 185V183H214V185L215 184H217L216 186H211L210 184H208L207 183V181H206ZM213 179V180H212ZM214 179H216V180H214ZM231 179V180H230ZM236 179H237V181H238V185L236 184L237 183V181H236ZM244 179V180H243ZM255 179V180H254ZM53 180V181H52ZM80 180V181H79ZM116 180V181H115ZM120 180L121 181H125V180H127L126 182L127 183H123L122 185H124V186H122L121 185V182H120ZM188 180V181H187ZM190 180V181H189ZM200 180V181H199ZM227 180H229V182L227 181ZM233 180L234 181H236V182H233ZM247 180V181H246ZM248 180H251L250 182H248ZM252 180H253V182H252ZM24 181V182H23ZM30 181H32V182H30ZM48 181V182H47ZM67 181V182H66ZM70 181V182H69ZM78 181L79 182H81V183H78ZM88 181V180H87ZM143 181V180H142ZM166 182L165 184H162L161 185V183L162 182ZM178 181V182H177ZM193 181V182H192ZM204 181V182H203ZM255 181H257V182H255ZM261 181V182H260ZM1 182H0V185H1ZM20 183V184H22V186L20 185V184H18V183ZM43 182H47V183H45V184H43ZM91 182V183H90ZM146 182H148V183H150V185H146V184H144V183H146ZM157 182H161L160 183V185H157ZM189 182H191V183H189ZM200 182V183H199ZM244 182V183H243ZM247 182L250 184H247ZM16 183V184H15ZM36 185H35V184ZM70 183V184H69ZM73 183H75L76 185H74L73 186ZM85 183L87 184V182L85 181ZM89 183H90V185H89ZM118 183V184H119ZM147 183V184H148ZM153 183L155 184L156 183V185L158 186V188H160V190L159 189H157V187H156V185H154L153 186ZM196 183H198V184H196ZM204 183V184H203ZM221 183V184H220ZM230 185V186H233V188L232 189H230L231 187L228 185V184ZM234 183L236 184L235 186H234ZM240 183H242V184H240ZM258 183H260V184H258ZM263 183V184H262ZM33 184H34V186H33ZM43 184V185H42ZM66 184H67V186H66ZM68 184H69V186H68ZM84 185L85 186V188L83 189L82 188V186L81 185ZM127 184V186H125ZM159 184V183H158ZM190 184V185H189ZM198 185V187H196V186H192V188L190 187L191 185ZM205 184H208L207 186H208V188H206V185ZM245 186H244V185ZM255 184H257V185H255ZM11 186V188H10V186ZM17 185V186H16ZM20 185V186H19ZM39 186V188L38 187H35V186ZM51 185V186H50ZM57 185H60V187H59V189H60V191H59V189H57L58 188V186ZM64 187H62V186ZM70 185L71 186H73V188L71 187L70 188ZM100 185V186H101ZM144 187H143V186ZM205 185V186H204ZM211 186V190H212V188L213 187H219L218 188V193H219V198L220 199H218V196L217 197H215L216 196V189H213V191L215 192H211V190H209L210 189V186ZM226 185V186H225ZM254 185H255V188H254ZM45 186V187H44ZM55 186V187H54ZM80 186H81V188H82V191H80ZM86 186H89V189L88 188H86ZM139 186V187H138ZM140 186H142V190L140 189L141 187ZM145 186H146V188L148 189L149 187H152V189L154 188H156L155 190L156 191H158L159 192V194H165L164 196H168V194H167V192L169 191L170 192V194H171V196L169 195V197H165V198H163L164 196H162V195H158V193L157 194H154L155 192H150V190H152L151 188H149L150 190H148L147 191V189H145V192L143 191V189L145 188ZM147 186H149V187H147ZM161 186V187H160ZM186 188H184V187ZM228 186V187H227ZM236 186L238 187L237 189H236ZM249 186H250V189L251 190H253V191H251V190H249ZM253 186V187H252ZM261 186H263V187H261ZM7 189H6V188ZM15 187V188H14ZM16 187L18 188V189H16ZM42 187V188H41ZM57 187V188H56ZM67 187V188H66ZM74 187H75V189H76V191L75 192H77V193H73V192H71V194L70 193H67L68 192V190H71L72 189V191H74L75 189H74ZM98 187V188H97ZM165 187V188H164ZM188 187H190V189L188 188ZM204 187V188H203ZM225 187L227 188V189H225ZM235 187V188H234ZM260 187H261V189H260ZM32 188H34V189H32ZM47 188V189H46ZM53 189V190H50V189ZM61 188H62V190L64 189L65 190V192L67 193V194H65V192H64V190L62 191L61 190ZM66 188V189H65ZM90 188H91V190H93V191H89L90 190ZM100 188V189H99ZM116 188H119L118 190H117V192H116ZM123 188L124 189V193L128 196L127 197V199L124 197V195L122 194L123 193V189L121 190V189ZM168 188H169V190H168ZM199 188H201V189H199ZM243 188V189H242ZM246 188V189H245ZM9 189V190H8ZM17 191H16V190ZM26 189H28V190H26ZM45 189V190H44ZM50 190V194H49V190ZM78 189V190H77ZM88 189V190H87ZM106 189V190H105ZM128 189H129V191H131V192H129L128 191ZM154 189L152 190V191H154ZM163 189H165L164 191H163ZM188 189V190H187ZM197 189V190H196ZM203 189V190H202ZM205 189V190H204ZM207 189L209 190V193H206V192H208L207 191ZM228 189H230V191L232 190H235L234 192L235 193H232V191H231V193L233 194V195H231V193L229 192V190ZM254 189H256V191H254ZM18 190H19V194H18ZM33 190H35V192L37 191V193H35V192H33ZM42 190V192H40ZM56 190V191H55ZM84 190H86V191H84ZM98 190V191H97ZM110 190H113V191H110ZM120 190H121V193H120ZM126 190V191H125ZM162 190V192L163 193H160V191ZM167 190V191H166ZM173 190V191H172ZM227 190V191H226ZM244 190V191H243ZM44 191H46V192H44ZM54 191V192H53ZM57 191H59V192H57ZM83 191H84V194H85V192H86V194H85V196L86 197H84L85 199L88 197V198H92L91 200H93V198H96V199H94L93 201H92V203L90 202L91 200L90 199H84L83 200V198L81 197V196H84V194H83ZM96 191V192H95ZM101 191V192H100ZM108 191H110V193H112V192H116V194L118 195V196H115V194H110ZM140 191H141V193H140ZM142 191L146 194L145 196H144V194L142 193ZM166 191V193H164ZM176 191H178L177 192V194L175 195V193L174 192H176ZM180 191H181V193H180ZM188 191H190V192H188ZM191 191H192V194L193 195H191ZM198 191V192H197ZM237 191H238V193H237ZM243 191V192H242ZM246 191V192H245ZM250 191V192H249ZM261 193H260V192ZM12 192V193H11ZM61 192V193H60ZM64 192V193H63ZM70 192V191H69ZM78 192H79V195H78ZM87 192H89V195H91V196H88V193ZM91 192H93L94 193V195L95 196H93V193H91ZM99 192V193H98ZM106 192V193H105ZM201 192V193H200ZM223 192V193H222ZM228 192L230 193V195L228 194ZM240 192H242L240 195H237V194H239ZM256 192H258V193H256ZM7 193V197L9 198V202L7 201V200H4V199H6L7 197H5L6 194ZM10 193V194H9ZM13 193H14V195H13ZM39 193V194H38ZM41 193V194H40ZM42 193H43V195L45 196H43L42 195ZM54 193L57 195H55L54 196ZM58 193V194H57ZM109 193V194H108ZM129 193V194H128ZM141 195H139V194ZM149 193H152V194H154V195H157V196H152V197H150V195H152V194H150V195H147V194H149ZM182 193H183V195H182ZM186 193H188L187 194V196L186 197H188L189 199H190V201L192 202H190V201H187V200H185V199H188V198H184L185 196H184V194H186ZM210 193H214L215 194V196H213V195H211ZM221 193V194H220ZM225 193V194H224ZM237 193V194H236ZM251 193V195H248V194H250ZM254 193V194H253ZM258 196H260V198H259V200H258V205L260 206L259 208L260 209H257V210H259L260 212H255L256 211V208L258 207V206H255V202L254 201H257V195ZM262 193H263V195H262ZM2 194H3V196H2ZM16 194V195H15ZM61 196H60V195ZM63 194H65V195H63ZM96 194H97V196H96ZM99 194H108V195H101L102 197H106V199H104V198H102L101 196H100V199H99ZM137 194V195H136ZM207 194H209L210 196L209 197H207V199H209V200H212L213 199V197H215V198H217V202H214L215 201V198H214V200H212L211 201V203H210V201H208L206 198H204V196L206 195V196H208ZM228 194V198H224V195H227ZM235 194V195H234ZM242 194H244V195H242ZM253 194V195H252ZM22 195V196H21ZM37 197H35V196ZM40 195V196H39ZM58 195H59V197H58ZM66 195H69V196H66ZM71 195V196H70ZM74 195V196H73ZM125 195V196H126ZM132 195H134V196H132ZM173 195H175L176 196V198H178V199H175V196L174 197H172ZM179 195H181V196H179ZM243 196L242 197V199H241V197L239 198V196ZM245 195H247V196H245ZM255 195H256V199H255ZM262 195V196H261ZM19 198H18V197ZM43 196V200L44 199H46L47 201V203L44 201H42V199L40 198V197H42ZM72 196H73V198H72ZM76 196V197H75ZM78 196H79V198L81 199H79L78 198ZM93 196V197H92ZM110 198V199H112V198H118L119 200H121L122 201V203L124 202H127L126 200H128V199H130L131 197H133V201H132V198H131V201L130 200H128V205H127V203H125L124 204V206L123 205H121V201L119 202L116 198V201H118L116 204H113L112 202H116L114 199V201L112 200V202H111V200H108V197ZM135 196H136V199H135ZM137 196H138V199L140 200H143L145 203H148V201L147 200H145V199H143V197H147L148 198V200H151V199H153V198H155L156 199V201H158L159 203H156V204H159L158 206L157 205H155L153 202L154 201H150L148 204H151V202L153 203V204H151V205H148L147 206V204L145 205V203H141L139 200H137ZM190 196V197H189ZM194 196V197H193ZM205 196V197H206ZM229 196L231 197L230 198V200H228L229 199ZM237 197V199H236V201H238V203L235 201V198ZM245 196V197H244ZM251 197V199H250V197ZM252 196H254V199L252 198ZM33 197H35V198H33ZM49 197V198H48ZM50 197H52L51 199H50ZM61 197V198H60ZM67 197H71V199H68V202H69V204H65V206H67L68 208H66L65 206H64V203H68L67 201H66V199H67ZM112 197V198H111ZM130 197V198H129ZM141 197V198H140ZM171 197V198H170ZM183 197V198H182ZM191 197H192V200H191ZM211 197V198H210ZM225 197H227V196H225ZM248 197V198H247ZM2 198V199H1ZM7 198V199H8ZM13 198V199H12ZM16 198H18V199H16ZM40 200H39V199ZM78 198V199H77ZM101 198H102V200H101ZM126 200H125V199ZM146 198V199H147ZM149 198H151V199H149ZM172 198H173V201H171L172 200ZM193 198H194V200H193ZM206 199V200H204V199ZM232 198H233V201H232ZM244 198V199H243ZM247 198V199H246ZM262 198V199H261ZM20 199H22L21 200V203H20ZM37 201V199H38V202H36L35 200ZM59 199V200H58ZM75 199V200H74ZM97 199H99V202H98V200ZM104 199V200H103ZM124 199V200H123ZM188 199V200H189ZM1 200H3V202L1 201ZM14 200V201H13ZM16 200V201H15ZM49 200H52V202H56V201H58V204L60 205V206H64L67 210H65L64 209V207H61V208H63V210L61 209V211H66L65 213H67L66 215L64 214V213H58V211H56L57 210V208H58V210L60 209L59 207L60 206H58L57 205V202H56V204L55 203H53V205L56 207V206H58L57 208H55L52 204H50L51 203V201L50 202H48ZM71 200V201H70ZM73 200H74V202H73ZM82 201V203L84 204V205H86V208H85V206H82L81 205V207H78V202L79 201ZM90 200V201H89ZM106 200H108V202L107 203H109V206H108V204L106 205V204H104V202L106 203ZM135 200V201H134ZM136 200H137V202H136ZM154 200V199H153ZM183 200V201H182ZM185 200V201H184ZM219 200H220V202H219ZM227 200V201H226ZM243 200V201H242ZM249 200V201H248ZM261 200V201H260ZM5 201V202H4ZM7 201V202H6ZM10 201H12V203L10 202ZM86 201H89V203H87ZM95 201H97L98 203L96 204V202ZM101 201H103V202H101ZM139 201V202H138ZM142 201V202H143ZM168 201H170V202H168ZM187 201V202H186ZM230 202L231 203V205L233 206V204H234V202H235V204H236V208L238 209V210H240V211H238L237 209H235V208H231V210H232V213L230 212V211H228L229 210V206L231 207V205H230V203H227V202ZM245 201V202H244ZM246 201L248 202V203H246ZM2 202V203H1ZM31 202V203H30ZM40 202H43L42 204H40ZM60 202V203H59ZM84 202H86V204L84 203ZM95 204H94V203ZM131 202V203H130ZM134 202H136V203H139V204H135V206H136V209L138 208V210H140L141 208H143L144 209V211H145V209H146V211H148L149 210V212H151V210L150 209H155V210H153V211H155L156 212V214L158 215V212H159V210H157V207H158V209H160V210H162L161 212H160V214H159V216H158V219L157 220H155L156 219V217L155 216H157V215H154V212H151V213H153L152 215L154 216V218L152 217V215H151V213L149 214V212H144L142 209H141V211H140V215H139V217L140 218H138L137 219V217H136V219H137V222L135 221V219L134 220H132L133 218H132V216H133V214H135V212L136 211H134L133 212V210H135L134 208V206H132L133 207V209H131L132 207H131V205L134 203ZM171 202H173L174 203V206H173V203H171ZM176 202V203H175ZM179 202V203H178ZM181 202V203H180ZM188 202L189 203H191V205L190 206H188L189 204H188ZM197 202V203H196ZM213 202V203H212ZM246 203L247 205H242V203ZM16 203V205H14V204ZM23 203V204H22ZM35 205H34V204ZM37 203H39V206L40 205H42V206H40L42 209L40 210L39 209V207H38V205H36ZM72 203H73V205H72ZM77 203V204H76ZM81 203V202H80ZM91 203V204H90ZM100 203H103V204H100ZM110 203L111 204H113V206H115L116 207V209H115V207L113 208V206L112 205H110ZM140 203H141V205H143V206H145V207H149L150 209H148L147 210V208H144V207H141L140 208ZM199 203V204H198ZM214 203H218L217 205H219L220 207H222L221 209H220V207H218V206H216L215 208L213 207V206H215L214 205ZM225 203V204H224ZM233 203V204H232ZM261 203V204H260ZM3 204H5V205H7V206H3ZM8 204H11V206H9ZM26 204H28L27 206H26ZM48 204V205H47ZM71 204V205H70ZM95 206H94V205ZM131 204V205H130ZM161 204H163V205H161ZM164 204H166V205H164ZM169 204V207H167V205ZM172 204V205H171ZM182 204V205H181ZM196 206H195V205ZM252 204V205H251ZM253 204H254V206H253ZM256 204V205H257ZM12 205H13V208H12ZM21 205V206H20ZM45 207H44V206ZM50 205H52V206H50ZM76 207H75V206ZM88 205H90V206H93L91 209H90V207L88 206ZM97 205H99L100 207H96ZM107 206V207H109V210H108V208H107V210H106V208L104 207V206ZM119 205H120V207L121 206H123V207H128L129 208V206H130V208L129 209H131L132 210V212H131V210L129 211V213L130 214H128V212H126L123 216H127L128 217V215L130 216L131 214V216H130V218H132V219H130L129 220V224H131V226L133 227V229L131 228V226L129 225V224H127L126 225V223H124L125 221H126V217H121L120 218V216H119V212L117 213L116 212V210L118 211L119 209H120V207H119ZM153 205H154V207L155 208H152L153 207ZM175 205H177V207H175ZM185 205V206H184ZM240 205V206H239ZM263 205V206H262ZM33 206V207H32ZM70 206V207H69ZM72 206H74V207H72ZM110 206H112V208H110ZM117 206L119 207L118 209H117ZM139 206V207H138ZM151 206V207H150ZM162 208H161V207ZM170 206H171V208H170ZM173 206V207H172ZM181 206V207H180ZM187 206V207H186ZM235 206V205H234ZM238 206L240 207V208H238ZM241 206H243V208H241ZM246 206V207H245ZM250 206H251V208H250ZM253 206V207H252ZM8 207H10L9 209L10 210H8ZM22 207V208H21ZM26 207V208H25ZM51 207H53V208H51ZM77 207H78V209H77ZM96 207V208H95ZM123 207H121L122 209H120V215H122L123 214V212L124 211H127V209L128 208H123ZM164 207H166L165 209V213H163L164 212ZM262 207V208H261ZM46 208V209H45ZM48 208V209H47ZM50 208V209H49ZM54 208L56 209L55 211H54V213L55 212H57V213H55L56 215L58 214H62V216H56L54 213V216H52V213H50V212H52L53 210H54ZM70 208V209H69ZM75 208H76V210H77V212L75 211ZM82 208H84V211H85V209H87L84 213H82L83 212V209ZM93 208H94V210H93ZM103 208V209H102ZM105 208V209H104ZM140 208V209H139ZM167 208H170V210L169 209H167ZM176 208H178L176 211L174 210L173 211V209H176ZM200 208H202V212L200 213L199 211L201 210ZM206 208H207V210H206ZM247 209L246 211L247 212H244V214L245 213H247L248 215H249V213H252L251 215H247V217H251V218H245V216H240V214L243 212V211H245V209ZM3 209H5V210H3ZM11 209H12V211H11ZM34 209H35V211L36 212H38L39 213V215H41V213L43 214V215H41L42 216V221H39V220H41V219H39V218H41V216L39 217V215L37 216V213L35 214V211H34ZM111 209H113L112 210V212H111ZM123 209H125L124 211H122ZM220 209V210H219ZM253 209V211L251 212L250 210H252ZM255 209V210H254ZM8 210V211H7ZM17 210H19V212H20V215H21V210H22V213H23V210H24V213H23V216H18L19 215V212L17 211ZM33 210V211H32ZM45 212H44V211ZM50 211V210H52V211H50L49 213L51 214L50 215V217L52 218H54V219H56L55 221H54V219H50V217H49V213L47 212V211ZM69 210H71L72 211V213H69L68 214V211ZM81 210H82V212H81ZM89 210V212H90V210H92V211H94V212H92L91 211V213H90V216H89V214H87V211ZM104 210V211H103ZM137 210V212H138V214H139V211ZM167 210H169V211H173L172 213H173V215H171L170 216V214H172V213H170L169 211H168V213H169V215H168V213H167V216L170 218V221H168L169 220V218L165 215L166 214V212H167ZM180 210H181V212H180ZM223 212H222V211ZM236 210V211H235ZM241 210H242V212H241ZM6 213H5V212ZM26 211V212H25ZM32 211V212H31ZM42 211V212H41ZM60 211V210H59ZM60 211V212H61ZM71 211H69V212H71ZM75 211V212H74ZM79 211V212H78ZM103 213H102V212ZM110 211V212H109ZM115 211V212H114ZM187 211V212H186ZM206 212V214L208 215V218H206L207 217V215L206 216H204V217H202L203 216V213L204 212ZM208 211H210L209 213H208ZM234 211V212H233ZM241 212L240 214H239V216H238V214H237V216H238V218L236 219V217L234 218L235 220H239L240 221V219H239V217L241 218V221H243L242 223H238L237 221H235V222H233L234 223V225H233V223H232V221H233V217L234 216H236V212ZM250 211V212H249ZM5 213V214H3V213ZM8 212H10V213H8ZM15 212H17V214L15 213ZM44 212V213H43ZM88 212V213H89ZM109 212V214H108V216L105 214V213H108ZM113 212L114 213H117V215L115 214V215H111V214H113ZM141 212H144V213H142L141 214ZM179 212H180V214H179ZM229 212H230V215L231 216H233L232 217V220L231 221H229L231 218H230V216H229ZM254 212L256 213V215L257 216H252V215H255L254 214ZM13 213H14V215H16L17 216V221H16V219H15V217L16 216H13ZM33 213L35 214V215H33ZM46 213V214H45ZM79 213V214H78ZM97 213V214H96ZM99 213V214H98ZM146 213V215H147V213H148V216H146V215H144ZM161 213H163V214H161ZM177 215V217H179V221H178V218L177 217H175L176 215ZM188 214V215H185V214ZM199 213H200V215H201V219H200V216H199ZM211 213V214H210ZM72 214V218L74 219V220H80V226H78L77 228L78 229H80V232H79V230L77 231V229H76V227H75V225H72V221H74L72 218H69L70 217V215ZM74 214H75V216H74ZM81 214H85L84 216H82ZM128 214V215H127ZM138 214L136 213L134 216H138ZM183 214V215H182ZM212 214L214 215V216H212ZM243 214V213H242ZM243 214V215H244ZM2 215V216H1ZM69 215V216H68ZM76 215H77V217H76ZM81 215V216H80ZM86 215H88V217L89 218H85L84 219V217L86 216ZM94 215V216H93ZM99 217H98V216ZM106 215L107 216V219H110V220H114V222L113 221H109V220H107V221H105L106 220V218L104 217V216ZM141 215H143V217L141 216ZM163 216L164 218H161L160 220H159V218H160V216ZM175 215V216H174ZM180 215V216H179ZM204 215H205V213H204ZM211 215V216H210ZM228 215V216H227ZM258 215H260V216H258ZM262 215H263V217H262ZM26 216V217H25ZM65 216V218H67V216H68V218L69 219H72V221L70 222V221H66V224H67V222H70V223H68L69 225H65V219L64 218H59V217H64ZM75 218H74V217ZM118 216H119V219H120V221L119 220H115L116 219V217H117V219H118ZM144 216H145V221L147 222V220H152V223L150 222V221H148V223H146L145 221H144ZM151 216V217H150ZM172 216H174L173 218H172ZM182 216V217H181ZM225 216H227V217H225ZM39 217V218H38ZM80 217H83V218H81V219H79ZM87 217V216H86ZM100 217H102V218H100ZM114 218V219H111V218ZM147 217V218H146ZM188 217V218H187ZM217 217V218H216ZM219 217V218H218ZM259 217V218H258ZM27 218V219H26ZM30 219V225L29 224H27V226H29L30 228H31V226L33 227V229H35L34 228V226L32 225L33 223L32 222H35V226H37V230L35 231V232H37L38 230H39V232L38 233H42L43 231H45V232H43L42 234L46 237L47 235L46 234H48L47 233V231L46 230H51V228L53 229L54 228V230H55V232L57 233H54V231H50L51 233L53 232L54 234H51V241H52V243H51V241H50V236H47V237H49L48 238V240L50 241V243L51 244H49L48 242V240H47V238H45L44 236H41L42 234H38V237L40 236V239L41 238H43V239H45V243H46V245H44L43 246V244H44V241L43 240H40V241H38V238H37V235H36V237L33 235V237H34V239L36 238L37 239V241H36V243H37V245H36V243H35V246H34V242H35V240L33 239L32 241H33V245L31 246V244H29V242L28 241H31L30 240V237L32 236V232L30 231L31 229H29V232L27 231L28 229L27 228H25V226H26V223H29V219ZM37 218L39 219V220H37ZM47 218V219H46ZM68 218H67V220H68ZM78 218V219H77ZM124 219V221H121V219ZM129 218V217H128ZM135 218V217H134ZM150 218V219H149ZM172 218V219H171ZM174 218H175V220H174ZM177 218V219H176ZM184 218V219H183ZM205 218H206V220H210L209 222H208V224H207V227L206 228H208V229H206L205 228V226H206V224H205V226H204V224L203 223H207V221L205 220ZM209 218H211V219H209ZM229 218V220H225V219H228ZM58 219V220H57ZM59 219H63L62 221L64 222V224L63 223H60L61 222V220L59 221ZM87 219H88V222H87ZM100 219H102V220H104V222H102L103 223V225H101L102 223H100L99 221H100ZM122 219V220H123ZM163 219V222L161 221ZM164 219L165 220H167L168 221V223L169 224H166L167 222L166 221H164ZM246 219L248 220V221H246ZM10 220V221H9ZM26 220H28V222L26 221ZM44 220V221H43ZM49 222H48V221ZM85 220V223L83 222V221ZM91 220H93V221H91ZM97 220H99V221H97ZM101 220V221H102ZM143 220V221H142ZM160 221V223H161V227H159V226H157L158 224H160L159 223V221ZM171 220H173L172 222H173V224L174 225H172L171 223ZM183 220V221H182ZM187 220V221H186ZM202 220H203V222H202ZM244 220H245V222L249 225H247L245 222H244ZM259 220V221H260ZM11 221H12V223H11ZM21 221H24L23 223L21 222ZM51 221H53V222H51ZM57 221V223H60L61 225H59V224H57V226L56 225H51V223H54V222H56ZM83 223H82V222ZM91 221V222H90ZM115 221H117L118 223L119 222H122V224L124 223L126 226H124L123 227V225H120V228H118L119 227V225L118 224H116V222ZM127 221H128V219H127ZM131 221H132V223H131ZM143 222V223H145V226L147 227V226H149L150 225V229L149 230H147L146 232H145V234L147 235V239H145V241H146V243L144 244L143 242V244H142V246L140 247V243H141V240L139 239L140 237H141V233H143L144 234V232H142L141 230H142V225H144V224H142V223H140V222ZM154 221V222H153ZM158 221V222H157ZM177 221V222H176ZM0 222V223H1ZM41 222H44V224L43 223H41ZM87 222V223H86ZM107 222H110L109 224H107ZM137 224H136V223ZM157 222V224H156V229H158V230H156L155 228V230H156V232L154 231H150L151 229H153V226L155 225L154 223H156ZM165 222V223H164ZM171 222V223H170ZM175 222V223H174ZM200 222H202V223H200ZM230 222H231V224H230ZM253 222V221H252ZM264 222V221H263ZM262 222V223H263ZM38 223H40L41 225H39ZM79 223V222H78ZM91 223V224H90ZM116 224V225H118V226H116V227H114L115 226V224L114 225H112V226H110L111 224ZM135 224V227L133 226L134 224ZM181 223V226L179 225ZM183 223V224H182ZM188 223V224H187ZM245 223V225H247V229H249V227L251 228V229H249L248 231H247V229L246 230H244L245 228V226L244 225H240V224H244ZM262 223H260V225L262 224ZM43 224V225H42ZM73 226H71V225ZM73 224H76V226L77 225H79V224H77L76 223V221H74L73 222ZM81 224L82 225H84V224H86V226H88L89 227V232L86 230V228H88V227H86V228H84L83 226V229H85V231H82V229H81ZM141 224V225H140ZM149 224V225H148ZM152 224V225H151ZM163 224H166V225H163ZM200 224H201V226H200ZM210 224V225H209ZM235 224H237V225H235ZM253 224V223H252ZM255 224V223H254ZM24 225V228H22V226ZM46 225H47V227L50 225V227H48V228H45L46 227ZM62 225H63V228H64V226H66L65 228H73L72 230H74V227H75V232L77 231L78 233H81V231L83 232V233H81V234H83L84 235V233L85 234H87V239L85 238L86 237V235H81V234H79V235H81V236H83L82 238H81V236H79L78 235V233L77 234H74L73 233V231H72V233L71 232H69L67 229V234L69 233L70 235H72V234H74V236L76 235H78V237H80L79 239L78 238H75L73 235V238H75L76 240H72V236H69V234H68V236L66 235V232H65V235L63 234H59L58 235V232L57 231H60V232H62L60 229H63L62 228ZM99 225H101L100 227H99ZM170 225H172V227H170ZM185 225V226H184ZM209 225V226H208ZM219 225V226H218ZM229 225H230V227H229ZM240 225V228H243V229H240L238 226ZM259 225V226H260ZM26 226V227H27ZM60 226V227H59ZM69 226H71V227H69ZM85 226V225H84ZM110 226V227H109ZM121 226L123 227V228H121ZM130 226V228H128V227ZM136 226H140L139 228H141V230L139 229V228H137V230H139V231H136V235H135V231H134V233H133V231L132 230H136ZM144 226V228H143V231H145L147 228ZM183 226V227H182ZM187 226V227H186ZM226 226H227V228H226ZM243 226V227H242ZM258 226V225H257ZM7 227H9V228H7ZM13 227V228H14ZM28 227V228H29ZM56 227L58 228V229H56ZM114 229H113V228ZM125 227H127V230L128 229H132V230H128L129 231V233H128V231L126 230V228ZM180 227H181V229H180ZM200 227H202L201 229H203L202 230V232H201V230L200 229H198V228H200ZM220 227V228H219ZM221 227L224 229L223 231L225 232V233H223L224 234V236L225 235H227L226 237H224L223 236V234H221V232H220V234L219 233H217L218 232V230L220 231V230H222L221 229ZM257 228V229H255V228ZM22 228V229H21ZM50 228V229H49ZM110 228H111V230H110ZM118 228V229H117ZM125 228V229H124ZM135 228V229H134ZM7 229H8V233H7ZM11 231H13V232H11ZM25 230V229H27L26 231L28 232V234L30 235V237H29V235L27 234V233H25V231L23 232V231H21V230ZM32 229V230H33ZM106 229H108L107 231H106ZM117 229V231L120 229V232H126V233H128V234H130V238L132 239L133 238V240L131 241L130 240V238H129V240L131 241V243H130V241L128 240V238H127V240H126V238L125 239H123L124 237H127V235H126V233L124 234V233H122L123 235L121 236H117V233H118V235L119 234H121L119 231L117 232V233H115L114 234V231ZM145 229V230H144ZM153 229V230H154ZM192 229V230H191ZM253 229V230H252ZM261 229V230H260ZM40 230H41V232H40ZM65 230V229H64ZM64 230H63V233H64ZM65 230V231H66ZM110 230V232H108ZM121 230H125V231H121ZM181 230V231H180ZM205 230V231H204ZM208 230H210L209 232H208ZM233 230V231H232ZM242 230V231H241ZM258 230H260L261 231V235L260 234H258L259 232H258ZM10 231V232H9ZM18 231V232H17ZM21 231V232H20ZM34 231V230H33ZM48 231V232H49ZM87 231V232H86ZM131 231H132V233H131ZM150 231V232H149ZM180 231V232H179ZM235 232L236 233V235L234 236L233 234H232V232ZM255 232V233H253V232ZM256 231H257V233H256ZM263 231V232H262ZM16 232V233H15ZM25 233L27 236H28V238H29V240H28V238L26 237V235L24 234V235H22L21 237L24 239V237L26 238V239H24L23 240V244H24V241L26 242V240H27V242H28V244H24V245H21V242H20V244H17V241H22L21 240V238H20V235L21 234H19L18 235V237L16 236L18 233ZM49 232V233H50ZM59 232V233H60ZM101 232H102V234H101ZM141 232V233H140ZM166 232L169 234V236H168V234H166ZM181 232H182V235H181ZM206 232V233H205ZM207 232H208V234H207ZM213 234H212V233ZM228 232H231L230 234L228 233ZM12 233V234H11ZM107 233H108V238H107ZM113 233V234H112ZM195 233V234H194ZM196 233H198V235H196ZM205 233V234H204ZM7 234V235H6ZM9 234H11L10 235V237H9ZM58 235V236H56V235ZM94 234V233H93ZM137 234H138V239H137ZM139 234H140V236H139ZM142 234V235H143ZM144 234V235H145ZM165 234H166V236H168V238H166V236H165ZM171 234V235H172ZM184 234V235H183ZM210 234H212L211 236H213V237H215L216 238V236L218 237V238H220V237H224V238H221V241H220V239H219V244H222V242H223V244L222 245H220L219 246V244H218V238H217V241H216V239H214L213 237H212V239L210 240L209 239V237H211L210 236ZM217 234V235H216ZM232 234V235H231ZM48 235H50V234H48ZM60 235H62V236H60ZM125 235V236H124ZM131 235H132V237H131ZM133 235H134V237H133ZM146 235L145 236H142V237H146ZM163 235L165 236V237H163ZM192 235V236H191ZM205 235V236H204ZM214 235H216V236H214ZM221 235V236H220ZM231 235V236H230ZM259 235L260 236H263V238H261L260 239V237H259ZM53 236V237H52ZM64 236H66L67 237V239L66 240H64L65 238H64ZM115 236H116V238L117 237H119V238H117L119 241H121L120 243L118 242V240L117 239H115ZM174 236H175V238H174ZM209 236V237H208ZM228 236H229V238H228ZM232 236L234 237V242H233V239H232ZM238 236H241V238H243V239H241L240 237H238ZM243 236V237H242ZM248 237V236H250L249 238H246V237ZM12 237V238H11ZM32 237V238H33ZM55 237H59L60 238V240L59 239H55V241L53 242V240L54 239H52V238H55ZM61 237H63V240H61L62 238ZM68 237L72 240V241H74L73 242V244H71V242H70V239L68 240ZM107 239H106V238ZM114 237V238H113ZM120 237H123V238H120ZM141 237V239H143ZM155 237V236H154ZM201 238V239H199L198 240V238ZM203 237V238H202ZM205 237V238H204ZM208 237V238H207ZM230 237H231V239H232V243H234V244H230V243H228V245H227V241H230L231 242V240H229L230 239ZM238 237V238H237ZM245 237V238H244ZM4 238V239H3ZM5 238H6V240L10 243H8V242H6L5 241ZM11 240H10V239ZM18 238H20V239H18ZM31 238V239H32ZM101 238V239H100ZM166 240H165V239ZM184 238V239H183ZM192 238H193V241H192ZM194 238H196V239H194ZM18 239V240H17ZM86 239V240H85ZM96 239H95V241H96ZM122 239V240H121ZM134 239H135V241H134ZM137 239V240H136ZM173 239H175V240H173ZM178 239V240H177ZM236 239H238V240H236ZM241 241H240V240ZM245 239H246V241L247 242H253V243H251L252 244V246H254V247H252V249H250L251 250V252L253 251V250H255L254 252L256 253H254V254H252L251 252H249V249H246V248H249V247H247V245H246V248L244 247L245 246V244H246V241H245ZM13 240V241H12ZM16 242H15V241ZM125 241V243L124 242H122V241ZM151 240V241H150ZM164 240H165V243H167V244H163L162 242H164ZM168 240V241H167ZM181 240V241H180ZM206 240H208V241H206ZM215 240V243L213 242ZM223 240V241H222ZM226 242H225V241ZM238 241V242H236V241ZM244 240V241H243ZM4 243H3V242ZM43 241V242H42ZM63 241L64 242V244H62V245H64V246H60L61 248H62V250H61V248L59 249H57L58 250V252L59 253H57V251L56 250H54L55 249V247L58 245H60V243ZM89 241H92L91 240V238H90V240ZM140 241V242H139ZM144 241V242H145ZM174 241V242H173ZM192 241V242H191ZM198 241H199V243L201 244V246H200V248H199V246H198ZM209 241H211V242H213L214 243V245L216 244V247L218 248V246L219 247H225L226 245H227V247L228 248H224L226 251H224L226 254H229V253H231V251L232 250H230V249H232V248H234L235 250H234V252L236 251V249L238 248V249H241V250H239V251H242L241 252V254H239L238 255V253H240L239 251H236L237 252V257H236V255H234V256H232L233 255V253L234 252H232L230 255H228V256H232V257H236V258H238V262L236 261V262H234L235 261V259L234 258H230V257H226V256H223L222 254H224L225 255V253H223V250L221 251L219 248V250H217V251H215V246H213V243H211V242H209ZM12 242H14V244L16 245V246H14V249H13V247H12ZM42 243L41 245L39 244V243ZM55 242H57V244H56V246H54V244L53 243H55ZM58 242H59V244H58ZM65 242L68 244V245H70L71 246V251L69 252L68 250H69V248H65L66 250H64V248L63 247H70V246H67V245H65ZM69 242H70V244H69ZM83 241H81L80 243H82ZM92 242V243H93ZM136 242V244H134ZM195 242V244H193ZM197 242V243H196ZM240 242H244V244L243 243H241V244H243V245H238ZM256 242V243H255ZM12 243V244H11ZM19 243V242H18ZM88 243H91V242H88ZM123 244V248L122 247H118V245L119 246H122V245H120V244ZM129 243H130V247H129ZM159 243V242H158ZM162 243V244H161ZM211 243V244H210ZM235 243H236V246H243L244 247V249H243V247H236V246H234L235 245ZM13 244V245H14ZM51 245V246H48V245ZM53 244V245H52ZM85 244V243H84ZM134 244V245H133ZM199 244V245H200ZM210 244V245H212V248H211V251H210V248H209V250L207 249V247H208V245ZM232 246V248L230 247V245ZM248 244V243H247ZM251 244H248L249 246L251 245ZM9 245V248L7 247ZM11 245V246H10ZM17 245H18V250L20 251V253L19 254H16V251H18V250H15V248L17 247ZM25 245H28V248L26 249V248H23V247H25ZM72 245H73V247L74 248H72ZM136 245H137V249H136ZM139 245V246H138ZM155 245V246H154ZM168 245V246H169ZM218 245V246H217ZM262 245V246H261ZM6 246V247H5ZM29 246H31V247H29ZM43 246V247H42ZM45 246H46V248L48 249L49 247H50V249H48V250H45L46 248H45ZM48 246V247H47ZM52 246H53V248H52ZM57 246V247H58ZM191 246H193V247H195V248H193V247H191ZM197 246H198V248H197ZM257 246H260V247H258L257 248ZM10 247H12V248H10ZM42 247V248H41ZM109 247V248H108ZM114 247H117L118 249H120L119 251H117L116 253H114L115 251H116V249L114 248ZM138 247H139V249H138ZM147 247H149V248H147ZM210 247V246H209ZM236 247V248H235ZM257 248V250H256V248ZM4 248H8V250H10V252L7 250V252H9V253H6V250L4 249ZM31 248H33V249H31ZM52 248V249H51ZM101 248H103V247H101ZM143 248V249H142ZM147 248V249H146ZM160 248H161V250H160ZM191 248V249H190ZM193 248V249H192ZM197 248V249H196ZM203 248V249H202ZM251 248V247H250ZM254 248V249H253ZM2 249H4L3 251H2ZM17 249V248H16ZM35 249V250H34ZM117 249V250H118ZM140 249H142L141 250V252H140ZM156 249V248H155ZM197 251H196V250ZM206 249L209 251H207L208 252V254H207V252H206ZM214 249V250H213ZM244 251H243V250ZM260 250V252H259V250ZM15 250V251H14ZM53 252H52V251ZM88 250V251H89ZM99 250L100 251H102L101 253L99 252ZM115 250V251H114ZM135 250H137L136 252H135ZM138 250H139V252H140V254H139V252H138ZM14 251V252H13ZM18 251V252H19ZM38 251V252H37ZM121 251V252H120ZM163 251H165V253L166 254H168V255H166L165 253L163 254ZM173 251V252H172ZM199 251V252H198ZM201 251V252H200ZM213 251V253H211ZM215 251V252H214ZM221 251V252H220ZM247 251V252H246ZM257 251V252H256ZM24 252H26V253H28V254H26V253H24ZM32 252V253H31ZM35 252H36V254H35ZM75 252V251H74ZM95 252V251H94ZM129 252L131 253V251L129 250ZM138 252V253H137ZM158 252H159V255H158ZM173 254H172V253ZM218 252H219V254H218ZM235 252V253H236ZM244 252V253H243ZM249 252V253H248ZM11 253H12V256H11ZM31 253V254H30ZM76 253V252H75ZM88 253H90V252H88ZM100 253V254H99ZM114 256V258H111V259H109V257H113L111 254ZM161 253V254H160ZM174 253H175V255H174ZM178 253V254H177ZM195 253H200L199 255L198 254H195ZM204 253L207 255V256H204ZM209 253H210V255H212L211 256V258H208V256H209ZM215 253V254H214ZM217 253V254H216ZM248 253V255L251 257L252 256V258H253V256H254V258L255 257H257L256 259H254V260H257V262L256 263H254L255 261H253V260H249L250 259V257L248 256L247 257V254ZM259 253H261V254H259ZM262 253H263V255H262ZM32 254H34V256H32V258H28V256L30 257ZM52 254V255H51ZM86 255V257H85V255ZM104 254V255H103ZM126 254V255H125ZM145 255V257L144 256H142V255ZM171 254V255H170ZM182 254L184 255V258H182ZM242 254H243V256H244V254L246 255V257H243L242 256ZM251 254V255H250ZM19 257H18V256ZM21 255V256H20ZM37 255H39V258H38V256ZM50 255L51 257H53V261L51 260L52 258L51 257H48V256ZM57 255V256H56ZM101 256V259H100V256ZM109 255H111V256H109ZM130 255L132 256V258L130 257ZM142 256L143 258H141V257H139V256ZM162 255V256H161ZM174 255V256H173ZM215 255H217L218 257V259L216 260V258L215 259H213V256L215 257ZM220 255L222 256V258L220 257ZM16 256L19 258V261L18 260H16ZM41 256V257H40ZM42 256L44 257V258H42ZM55 256V257H54ZM92 257V259H91V257ZM149 256V258H148V260H146V258ZM154 256V255H153ZM189 256V257H190ZM239 256H241L240 258L241 259H239ZM22 259H24V260H22L23 261V263L22 262H20V259L21 258ZM45 257H47L46 259H45ZM83 257H84V259H83ZM90 257V260H89V262H87V261H85V263H84V261L83 260H85V259H87L88 260V258ZM103 257V258H102ZM105 257V258H104ZM108 257V258H107ZM156 257V256H155ZM154 257V258H155ZM156 257V258H157ZM204 257H206V259H204ZM17 258V259H18ZM31 259V261H30V263L28 262L27 263V260H26V262H25V259ZM33 258H35L34 260H33ZM43 259V260H41V259ZM48 258H50L49 259V261H47V259ZM77 258V259H76ZM99 258V259H98ZM140 258V259H139ZM155 258V259H156ZM158 258H157V260L155 261L156 262V264H157V262H159L160 261V259L158 260ZM168 258H171V259H168ZM251 258V259H252ZM45 259V260H44ZM103 259H106V263H105V260H104V262L102 261ZM130 259V260H129ZM155 259H153V257H152V261H151V263L153 262V260H155ZM162 259V258H161ZM164 259H162L161 260V262H159L160 264H165L164 263ZM208 259H210L209 260V262H208ZM213 259V260H212ZM234 259V260H233ZM249 261H248V260ZM32 260H33V262H32ZM51 260V261H50ZM57 260H55L54 262H56ZM108 260H110L109 262H108ZM118 260V264L120 263V262H122V260H120V259H118V257H116V260H115V262ZM128 262H127V261ZM169 260V261H168ZM205 260V261H204ZM246 260H247V262H246ZM36 261V262H35ZM63 261H61V259H60V262L61 263H58L57 262V264H63L64 262ZM68 261V262H69ZM74 261V262H75ZM99 261V262H98ZM100 261H102V262H100ZM163 261V262H162ZM192 261H189L188 262V264H193V262ZM221 261V260H220ZM258 261H260V262H258ZM9 262H11V263H9ZM25 262V263H24ZM63 262V263H62ZM83 262V263H82ZM87 262V263H86ZM98 262V263H97ZM114 262V261H113ZM112 262V263H113ZM114 262V264H117V263H115ZM143 262V264H145ZM182 262V263H181ZM186 262V263H185ZM78 263V264H79ZM154 263V262H153ZM0 264H2V263H0ZM5 264V263H4ZM65 264V263H64ZM67 264V263H66ZM215 264H218V263H215ZM221 264V263H220Z\"/></svg>", "mask_w": 264, "mask_h": 264}, {"label": "water", "instance_id": "water-1", "mask_svg": "<svg viewBox=\"0 0 264 264\" xmlns=\"http://www.w3.org/2000/svg\"><path fill=\"white\" fill-rule=\"evenodd\" d=\"M0 1L23 8L28 25L37 24L42 31L76 42L87 55L70 60L59 48L46 47L44 52L51 62L41 65L34 60L40 70L60 74L63 65L72 62L66 75L77 76L86 84L96 81L93 75L99 84H108L109 75L90 59L109 61L135 83L123 84L120 95L130 99L131 108L140 107L139 114L148 116L150 126L165 131L176 126L175 137L183 139L186 128L192 133L202 132L199 124L191 126L192 120L216 117L215 121L231 126L225 136L236 132L247 142L256 139L264 143V129L258 123L264 113V0ZM237 5L251 10L257 28L246 30L237 22L226 28L221 24L228 17L224 14L230 15L229 6ZM255 28L260 32L253 33ZM24 32L25 44L35 50L31 44L41 39V34L35 38L28 28ZM97 33L99 42L93 46ZM122 54L129 56L127 63ZM204 62L212 63L209 72L200 69ZM209 77L215 85L208 82ZM155 90L182 101L189 110L195 104L198 110L192 118L185 114L170 125L166 111L157 106V98L147 97L142 103ZM170 90L171 94L166 93ZM201 137L193 139L194 145ZM223 146L229 152L237 148L235 144Z\"/></svg>", "mask_w": 264, "mask_h": 264}, {"label": "bare ground", "instance_id": "bare-ground-1", "mask_svg": "<svg viewBox=\"0 0 264 264\" xmlns=\"http://www.w3.org/2000/svg\"><path fill=\"white\" fill-rule=\"evenodd\" d=\"M49 2H50V3H56V4H58V1H56V0H50ZM78 10H79V9H78ZM64 15H66V14H64ZM68 16H69V15H68ZM85 20H86V19H84V21H85ZM4 23H5V22H4ZM8 27H9V26H8ZM89 27H90V25H89V23H88L87 26L85 27L87 31L89 30ZM9 29H10V28H9ZM15 29H16V28H15ZM16 30H17V29H16ZM100 30H101V29H99L98 31H100ZM7 31H8V30H7ZM10 31H11V30H10ZM0 32H1V31H0ZM17 32H18V31H17ZM2 33H3V32H2ZM7 33H8V32H7ZM16 34H17V33H16ZM2 35H4V34H2ZM9 35H10V34H9ZM98 35H99V34L97 33V35L95 36L96 39H95V38L93 39V40H94V41H93V46H95V45L99 42V40L97 39V36H98ZM0 38H1V37H0ZM7 39H8V38H7ZM3 40H4V38H3ZM11 40H12V39H11ZM14 40H15V39H14ZM0 41L2 42V39H1ZM4 41H5V40H4ZM8 41H9V40H8ZM48 41H49V40H48ZM11 42H14V41H11ZM15 42H18V41H15ZM2 44H3V43H2ZM2 44H1V45H2ZM16 44H18V43H16ZM18 45H19V44H18ZM20 45H21V44H20ZM27 45H28V44H27ZM182 45L185 46L183 43H181V46H182ZM7 46H8V45H7ZM7 46H6V47H7ZM23 46H24V45H23ZM23 46H22V47H23ZM25 46H26V45H25ZM25 46H24V47H25ZM28 46H29V45H28ZM19 47H20V46H19ZM19 47H18V48H19ZM9 48H10V47H9ZM14 48L16 49L17 46L14 47ZM14 48H12V49L14 50ZM37 48H38V47H37ZM6 49H7V48H6ZM1 50H2V49H1ZM9 50H10V49H9ZM23 50H24V49H23ZM25 50H26V49H25ZM27 50H28V49H27ZM35 50H36V49H35ZM21 51H22V50H21ZM33 51H34V50H33ZM37 51H38V50H37ZM39 51H40V50H39ZM6 52H8V51H6ZM11 52H12V51H11ZM15 52H16V51H15ZM27 52H28V51H27ZM29 52H30V51H29ZM30 53H32V51H31ZM43 53H44V52H43ZM43 53H42V54H43ZM4 54H6V53H4ZM19 54H20V53H19ZM34 54H35V53H34ZM36 54H37V53H36ZM10 55H11V54H10ZM10 55H8V56H10ZM20 55H22V54H20ZM11 56H12V55H11ZM30 56H31V54L29 55V57H30ZM26 57H27V56H26ZM29 57H28V58H29ZM31 57H32V56H31ZM37 57H38V56H37ZM37 57H36V58H37ZM45 57H46V56H45ZM122 57H123V59L125 60L124 62L127 63L126 60H127V57L129 58V56H127V55H125V54H122ZM12 58H14V57H12ZM28 58H27V59H28ZM15 59H16V58H15ZM17 59H19V58L17 57ZM23 59L26 60L24 57H23ZM34 59H35V57L33 58V60H34ZM39 59L41 60L42 57H41V58L39 57ZM24 60H23V62H25ZM42 60H43V59H42ZM44 60H45V58H44ZM49 60H51V59H49ZM129 60H130V59H129ZM20 61H21V58H20ZM46 61H47V60H46ZM21 62H22V61H21ZM21 62H20V63H21ZM42 62H43V61H42ZM49 62H50V61H48V63H49ZM101 62H103V61H101ZM105 62H106L107 65H109V64L112 65V62H109V61H105ZM26 63H27V62H26ZM40 63H41V62H40ZM48 63H47V64H48ZM205 63H206V62H204L203 64L199 65V66H200V69H201L202 71H205V72L207 71V72H209V71H210L209 68H210V66H211L212 63L209 62L208 65H204ZM23 64H25V63H23ZM43 65H45V64H43ZM202 65H204V66H202ZM30 66H31V65H30ZM63 67H64V66H63ZM24 68H25V67H24ZM67 68H69V67L67 66ZM27 69H28V68H27ZM63 69H64V68H63ZM8 71H9V70H8ZM36 71H37V70H36ZM66 71H67V69H66ZM199 71H200V70H199ZM196 72H197V70H196ZM29 74H30V72H29ZM50 74H51V73H50ZM50 74H48L49 77H50ZM52 74H54V73H52ZM6 75H7V74H6ZM60 75H61V74H60ZM63 75H64V73H63ZM3 76H4V75H3ZM45 77H48V76L46 75ZM45 77H44V78H45ZM54 77H55V76H54ZM54 77H53V78H54ZM67 77H68V76H67ZM93 77H94V76H93ZM35 78H37V77H35ZM50 78L52 79V77H50ZM61 78H62V76H61ZM73 78H74V76H73ZM25 79H26V78H25ZM40 79H41V78H40ZM45 79H46V78H45ZM45 79H44V81H43L44 83H45L46 80H48V79H46V80H45ZM67 79H68V78H67ZM76 79H78V78H76ZM79 79H80V78H79ZM95 79H96V77H95ZM207 79H209L208 82H209L210 84L215 85V80H214V79H211L210 77L207 78ZM3 80H4V79H3ZM3 80H2V83H3ZM38 80H39V79H38ZM54 80H55V79H53V82L55 83ZM73 80L77 82V80H75V79H73ZM73 80H72V81H73ZM48 81H49V80H48ZM74 81H73V83H74ZM96 81H97V80H96ZM96 81H95V82H96ZM6 82H7V81H6ZM14 82H16V81H14ZM37 82H38V81H37ZM51 82H52V80H51ZM56 82H57V81H56ZM80 82H81V80H80ZM80 82H79V83H80ZM82 82H83V81H82ZM82 82H81V83H82ZM39 83H40V82H39ZM41 83H42V82H41ZM54 83H53V84H54ZM97 83H98V82H97ZM5 84H6V83H5ZM5 84H4V85H5ZM15 84H16V83H15ZM49 84H50V81H49ZM57 84H59V83H57ZM69 84H70V82H69ZM71 84H72V82H71ZM75 84H76V83H75ZM94 84H96V83H94ZM94 84H93V85H94ZM108 84H109V83H108ZM217 84H218V83H217ZM20 85H21V84H20ZM23 85H24V84H23ZM35 85H36V84H35ZM35 85H34V86H35ZM43 85H44V84H43ZM80 85H81V84H80ZM82 85H84V83H83ZM82 85H81V86H82ZM90 85H91V84H90ZM98 85H99V84H98ZM102 85H103V84H102ZM105 85H106V84H105ZM0 86H2V85L0 84ZM6 86H8V85H5V87H6ZM11 86H12V85H11ZM45 86H46V84H45ZM45 86H44V87H45ZM47 86H50V85H47ZM72 86H74V85L72 84ZM99 86H101V85H99ZM99 86H98V87H99ZM116 86H117V85H116ZM44 87H43V88H44ZM50 87H51V86H50ZM50 87H49V88H50ZM56 87H57V85H56ZM58 87H60V86L58 85ZM63 87H64V85H63ZM66 87H67V86H66ZM70 87H71V86H70ZM77 87H78V84H77ZM83 87H84V86H83ZM93 87H94V86H93ZM103 87H104V86H103ZM7 88H8V87H7ZM11 88H12V87H11ZM11 88H10V89H11ZM51 88L54 89V87H51ZM51 88H50V89H51ZM90 88H91V86H90ZM107 88H108V87H106V89H107ZM8 89H9V88H8ZM10 89H9V91H10ZM18 89H19V88H18ZM28 89H29V88H28ZM28 89H27V91H28ZM31 89H32V88H31ZM56 89H58V88H56ZM61 89H63V88H61ZM61 89H59L58 92H59ZM81 89H82V87H81ZM86 89H87V88H86ZM95 89H96V88H95ZM97 89H99V88H97ZM118 89H119V88H118ZM171 89H172V88H171ZM0 90H1V89H0ZM16 90H17V89H16ZM16 90H15V91H16ZM33 90H34V89H33ZM67 90H68V89H67ZM76 90H78V88H77ZM103 90H104V89H103ZM48 91H49V90H48ZM51 91H52V90H51ZM51 91H50V93H51ZM65 91H66V88H65ZM72 91H74V90L72 89ZM72 91H71V93H73ZM80 91H81V90H80ZM84 91H86V90H84ZM88 91H89V90H88ZM88 91H87V92H88ZM96 91H97V90H95V93H96ZM100 91L102 92L101 89H100ZM108 91H110V90H108ZM4 92H5V91H4ZM28 92H29V91H28ZM34 92H35V91H34ZM58 92H57V93H58ZM91 92H92V91H91ZM101 92H100V93H101ZM118 92H119V91H118ZM54 93H55V91H54ZM74 93H75V92H74ZM80 93H82V92H80ZM85 93H86V92H85ZM97 93H98V92H97ZM106 93H107V92H106ZM109 93H111V91H110ZM166 93L171 94V90L168 91V92H166ZM172 93H174V92H172ZM1 94H3V93H1ZM4 94H6V92H5ZM8 94H10V93L8 92ZM8 94H7V95H8ZM11 94L14 95V93H12V91H11ZM18 94H19V93H18ZM20 94H22V93L20 92ZM28 94H29V93H28ZM55 94H56V93H55ZM55 94H54V96H55ZM90 94H92V93H90ZM104 94H105V92L103 93V95H104ZM112 94H113V93H112ZM115 94L117 95V93H115ZM119 94H120V93H119ZM15 95H16V94H15ZM61 95H62V94H61ZM63 95H64V94H63ZM100 95H101V94H100ZM100 95H99V97H100ZM103 95H102V96H103ZM107 95H108V93H107ZM116 95H115V96H116ZM172 95H173V94H172ZM3 96H5V95H3ZM31 96H32V95H31ZM33 96H34V95H33ZM33 96H32V97H33ZM36 96H38V95H36ZM36 96H34V97H36ZM69 96H70V95H69ZM75 96H76V93H75ZM83 96H84V94H83ZM88 96H90V95H88ZM92 96H95V95L93 94ZM92 96H91V97H92ZM173 96H177V95L174 93ZM7 97H9V96H7ZM11 97H12V95H11ZM28 97H29V96H28ZM34 97H33V98H34ZM56 97H58V96H56ZM56 97H55L54 99H56ZM78 97H80V96H78ZM78 97H77V98H78ZM96 97H97V96H96ZM106 97H107V96H106ZM118 97H119V96H118ZM121 97H122V96H121ZM2 98H3V100H4V97H2ZM2 98H1L0 101H2ZM15 98H16V96H15ZM60 98H61V96H60ZM60 98H59V99H56V100H60ZM68 98H70V97H68ZM81 98H84V97H81ZM101 98H102V97H101ZM104 98H105V97H104ZM114 98H115V97H114ZM5 99H6V98H5ZM30 99H32V98H30ZM47 99H48V98H47ZM47 99H46V100H47ZM73 99H74L73 101H75L74 96H73ZM79 99H80V98H79ZM91 99H92V98H91ZM93 99H94V98H93ZM93 99H92V101H94ZM96 99H97V98H96ZM102 99H103V98H102ZM107 99L109 100V97H108ZM110 99H111V97H110ZM121 99H122V98H121ZM11 100H12V99H11ZM21 100H22V99H21ZM35 100H36V99H35ZM66 100H67V99H66ZM108 100H107V101H108ZM164 100H165V99H164ZM8 101H9V100H8ZM14 101L16 102L15 99H14ZM44 101H45V100H44ZM47 101H48V100H47ZM60 101H62V100H60ZM60 101H59V102H60ZM77 101H78V99H77ZM101 101H102V100H101ZM107 101H106V103H107ZM110 101H111V100H109V102H110ZM143 101H144V100H143ZM156 101H157V100H156ZM3 102H5V101H3ZM21 102H22V101H21ZM24 102H25V100H24ZM26 102H27V99H26ZM26 102H25V104H26ZM28 102H29V100H28ZM28 102H27V103H28ZM59 102H57V103H59ZM75 102H76V101H75ZM75 102H74V103H75ZM88 102H89V101H88ZM96 102H97V101H96ZM99 102H100V101H99ZM102 102H103V101H102ZM104 102H105V101H104ZM113 102H114V100H113ZM121 102H122V101H121ZM125 102H126V101H125ZM157 102H159V101H157ZM163 102H164V101H163ZM1 103H2V102H1ZM1 103H0V105L4 104V103H2V104H1ZM6 103H7V100H6ZM6 103H5V104H6ZM9 103H11V102H9ZM16 103H17V102H16ZM18 103H19V100H18ZM22 103H23V102H22ZM31 103H32V102H31ZM47 103H48V102H47ZM60 103H61V102H60ZM67 103H68V102H67ZM70 103H71V102H70ZM72 103H73V102H72ZM86 103H87V102H86ZM86 103H85V105H86ZM119 103H120V101H119ZM11 104H12V103H11ZM11 104H10V105H11ZM13 104H14V103H13ZM19 104H20V103H19ZM25 104H23V105H25ZM44 104H46V103H44ZM49 104H50V106H51V103H49ZM61 104H62V103H61ZM75 104H76V103H75ZM82 104H83V103H82ZM82 104H81V105H82ZM90 104H91V103H90ZM93 104H94V103H93ZM93 104H92V105H93ZM99 104H101V103H99ZM99 104H98V105H99ZM111 104H112V103H111ZM117 104H118V103H117ZM163 104H164V103H163ZM31 105H32V104H31ZM31 105H30V107H31ZM52 105H53V104H52ZM54 105H57V104L54 103ZM71 105H72V104H71ZM96 105H97V104H96ZM108 105H109V103H108ZM114 105H115V104H114ZM123 105H124V102H123ZM127 105H129V104H127ZM157 105H158V104H157ZM169 105H170V104H169ZM179 105H181V104H179ZM2 106H4V105H2ZM7 106H8V107H7ZM27 106H29V105H27ZM50 106H48L49 109H52V110L54 111V109L51 108ZM63 106H64V105H63ZM77 106H78V105H77ZM100 106H101V105H100ZM105 106H106V104H105ZM109 106H110V105H109ZM4 107H5V106H4ZM4 107H3V108H4ZM11 107H12V106H11ZM14 107H17V105H15ZM40 107H41V106H40ZM52 107H53V106H52ZM74 107H75V106H74ZM81 107H82V106H81ZM81 107H80V108H81ZM83 107H84V105H83ZM89 107H91V105H90ZM89 107H88V108H89ZM107 107H108V106H107ZM107 107H105V108H107ZM126 107H127V106H126ZM160 107H162V106H160ZM186 107H187V106H186ZM0 108H1V106H0ZM3 108H2V109H3ZM6 108H10L9 105H6ZM6 108H4V109L6 110ZM31 108H32V107H31ZM62 108H63V107H62ZM66 108H67V107H66ZM76 108H77V107H76ZM95 108H96V107H95ZM103 108H104V107L102 106V109H101V110H103ZM109 108H110V107H109ZM115 108H116V105H115ZM118 108H119V105H118ZM143 108H144V107H143ZM182 108H183V107H182ZM4 109H3V110H4ZM11 109H12V108H10V110H11ZM18 109H21V108L18 107ZM29 109H30V108H29ZM29 109H28V110L26 109V110L29 111ZM32 109H33V108H32ZM34 109L37 110V108H34ZM39 109H40V108H39ZM97 109H98V108H97ZM112 109H113V108H111V110H112ZM121 109H122V108H121ZM260 109H261V108H259V110H260ZM10 110H7L6 113L10 112ZM13 110H15V113H14V114L16 115V113L18 112V110H16V109L13 108V109L11 110L12 113H13ZM22 110H23V108H22ZM55 110H58V108L55 107ZM69 110H70V109H69ZM71 110L74 111V109H72V108H71ZM77 110H78V109H77ZM84 110H85V109H84ZM84 110H83V111H84ZM117 110H118V109H117ZM123 110H124V106H123ZM123 110H122V111H123ZM197 110H198V109L195 108V104H194L193 106L190 107V110H189L188 113L186 114V117H191V118H192V116L195 115V114H194L195 111H197ZM0 111H1V109H0ZM19 111H20V110H19ZM24 111H25V110H24ZM27 111H26V113H28ZM53 111H52V112H53ZM75 111H76V110H75ZM81 111H82V109H81ZM81 111H80V112H81ZM86 111H87V110H86ZM97 111L99 112L100 110H97ZM97 111H96V117H97L98 114H99V113L97 114ZM103 111H104V110H103ZM105 111H106V110H105ZM125 111H126V110H125ZM133 111H134V110H133ZM4 112H5V111H3V112L1 111L0 113H2V116H3V117H4V116L6 117V118H5V117H4V118L2 117V118L5 119V120L7 121V119H8V115H9V114H8V115H5ZM33 112H34V111H33ZM47 112H48V111H47ZM49 112H50V113H49ZM49 112H48V116L51 114V110H50ZM56 112H57V113H56ZM56 112H54V118H55V119H56V117H55L56 114H57V116H58V111H56ZM59 112H60V114H62V113H61V110H60ZM62 112H63V111H62ZM68 112H71V111H68ZM100 112H101V111H100ZM116 112H117V111H116ZM123 112H124V111H123ZM123 112H122V113H123ZM30 113H32V112H30ZM55 113H56V114H55ZM71 113H72V112H71ZM76 113H77V112H76ZM81 113H83V112H81ZM89 113H90V112H89ZM91 113H92V112H91ZM102 113H103V112H102ZM107 113H108L109 115H111V114L109 113V111H108ZM111 113H112V112H111ZM134 113H135V111H134ZM14 114H13V115H14ZM19 114H20V113H19ZM24 114H25V113H24ZM24 114H23V111H22V113H21L20 115H21V116H22V115L24 116ZM33 114H34V113H32V115H33ZM35 114L37 115V113H35ZM84 114L86 115V112H85ZM105 114H106V112H105ZM114 114H115V112H114ZM124 114H125V113H124ZM132 114H133V113H132ZM13 115L10 114V116H13ZM67 115H68V114H67ZM72 115H73V119H74L75 114H72ZM85 115H84V116H85ZM87 115H89V114H87ZM102 115H103V114H102ZM102 115H101V117H102ZM106 115H107V114H106ZM117 115H118V114H117ZM119 115H120V114H119ZM121 115H122V114H121ZM139 115H140V114H139ZM139 115H138V116H139ZM10 116H9V119H10ZM16 116H17V118L13 116V117H12L13 119H12V118H11V119H12L13 121L16 120V119H19V122H21V124L19 125L18 121L16 120V121H14V123H13L14 126L17 127V126L19 125L20 127L18 126V128L22 129V126H21V125L25 123V126L27 125L26 127H27L28 129L32 127V128H31V131H32V129H35L34 127H36V126L33 127L32 120H31V117H32V116H30V114H29V116H28V117H29V120L27 119V118H28L27 116H25V118L22 117L24 120H25V119L28 120V121L25 120V122L23 121V119L18 118L19 115H16ZM21 116H20V117H21ZM33 116H34V115H33ZM48 116H47V117H48ZM68 116H69V115H68ZM68 116L65 117V118H67V119H65L64 117H63V118H64L65 120H68V118H70V117H68ZM82 116H83V115H82ZM90 116H91V115H90ZM93 116H94V115H93ZM93 116H92V117H93ZM124 116H125V115H124ZM172 116H173V115H172ZM26 117H27V118H26ZM36 117H37V116H36ZM36 117H35V120H36ZM80 117H81V116H80ZM80 117H79V118H80ZM87 117H88V116H86V118H87ZM110 117H111V116H110ZM112 117H113V116H112ZM115 117H120V116H115ZM115 117H114V118H115ZM121 117H122V116H121ZM127 117H129V116H127ZM170 117H171V116H170ZM0 118H1V115H0ZM2 118H1L0 121H3V123H6V121L3 120ZM14 118H15V119H14ZM52 118H53V116H51V119H52ZM63 118H61V119L63 120ZM81 118H82V117H81ZM86 118L84 117V119H83V118H82V119L85 120ZM94 118H95V117H94ZM94 118H93V119H94ZM105 118H106V117H105ZM114 118H113V120H112L113 122H115V120H117V118H115V120H114ZM131 118H132V117H131ZM136 118H137V116H136ZM144 118H145V117H144ZM172 118H173V117H172ZM180 118H181V117H180ZM213 118H216V117H213ZM213 118H210V117H209V119H205L204 117H203V118H198V119L195 118L194 120L191 121V122H192V123H191V126L194 125V124H195V125L199 124V128H201L199 131H204V130L211 129V130H209V133L206 134V137H201L200 141L198 142V145H199V146L201 147V149H202V150H199V151H201L202 153L205 152V153H206V154H204L205 156H206L207 154L211 155L210 157L208 156L209 158H208V157H205L206 159L208 158L207 160H209V161H210L211 159H214V160H215L216 158L218 159L219 155H221L220 151H222V150L216 151V149H215V150L212 149V151H211V150L209 149V148L211 147V142H210V147H209V145L206 144V143H208V142H207L208 137H210V139L212 138V140L215 139L214 141H216V142H217V140L220 139V141H219L220 143H219V144H231V143L233 142V140H234V134L236 133V132H235V133H232V134H230V135L225 136L227 130H228L231 126L226 125V124H224V123H222V122L220 123V122H218V121H217L216 123H214V121H212V120H214ZM260 118H261V119L258 120V123L260 124L261 128L264 129V113L261 114V117H260ZM20 119H21L22 121H20ZM32 119H33V118H32ZM51 119H50V116H49V120H51ZM70 119H71V118H70ZM76 119H77V118H75V120H74V121L72 120V121H73V122H76ZM82 119H81V120H82ZM90 119H92V118H90ZM96 119H97V118H96ZM98 119H99V116H98ZM103 119H104V118H103ZM108 119H109V118H108ZM125 119H126V118H125ZM138 119H139V118H138ZM138 119H137V120H138ZM12 120H11V121H12ZM30 120H31V124H32L31 127L29 126V125H31V124H30ZM47 120H48V119H47ZM49 120H48V121H49ZM56 120L59 121L58 118H57ZM87 120H88V119H87ZM99 120H100V119H99ZM99 120H95V122H97V121L99 122ZM105 120H106V119H105ZM110 120H111V119H110ZM118 120H119V118H118ZM132 120H133V119H132ZM142 120H143V119H142ZM142 120H141V121H142ZM146 120H147V119H146ZM171 120H172V119H171ZM177 120H178V119H177ZM179 120H180V119H179ZM4 121H5V122H4ZM9 121H10V120H9ZM53 121H54V120H53ZM68 121H69V120H68ZM78 121H79V120H77V122H76L77 124H78ZM90 121H91V120H90ZM100 121H102V120H100ZM106 121H108V120H106ZM122 121H123V117H122ZM122 121H116V122H117V125H118L119 123H121ZM129 121H130V120H129ZM134 121H135V117H134ZM134 121H133L132 123H134V125H135L136 123H135ZM168 121H169V120H168ZM23 122H24V123H23ZM26 122H27V123H26ZM28 122H29V123H28ZM36 122H37V121H36ZM49 122H51V121H49ZM64 122H65V121H64ZM73 122H71V123H73ZM83 122H84V121H83ZM85 122H86V120H85ZM88 122H89V121H88ZM88 122H87V123H88ZM103 122L105 123V121H103ZM103 122L98 123L97 126H98V125L101 126V124H102ZM108 122H109V121H108ZM118 122H119V123H118ZM138 122H139V121H138ZM138 122H137V123H138ZM149 122H150V121H149ZM196 122H198V123H196ZM15 123H16V124L18 123V125H15ZM56 123H57V121H56ZM58 123H59V122H58ZM60 123H61V122H60ZM60 123H59V124H60ZM87 123H86V124H87ZM91 123H92V122H90V125H91ZM104 123H103V125H104ZM109 123H110V122H109ZM168 123H169V122H168ZM189 123H190V122H189ZM6 124H8V121H7ZM13 124H11V126H12L13 128H15V127L13 126ZM28 124H29V125H28ZM53 124H54V122H53ZM64 124H65V123H64ZM66 124H67V123H66ZM68 124H70V123L68 122ZM68 124H67V125H68ZM74 124H75V123H74ZM81 124H82V123H81ZM83 124H84V123H83ZM83 124H82V125H83ZM86 124H84V126H85ZM95 124H96V123H95ZM106 124H107V122H106ZM114 124H115V126H113V127H114V129H115V127H116L117 125H116V123H114ZM127 124H128V122H127ZM129 124H130V122H129ZM140 124H141V122H140ZM144 124L146 125V123H144ZM169 124H171V123H169ZM175 124H177V122H174L172 125H175ZM0 125H3L2 127L5 128V131H6V130H7L6 128H8L10 124H9V125H5V127H4V124H2V123H0ZM51 125H52V123H51ZM51 125L49 124V126H51ZM54 125H55V124H54ZM57 125H58V124H57ZM57 125H56V126H57ZM110 125H111V124H110ZM112 125H113V123H112ZM112 125H111V126H112ZM122 125H123V122H122ZM130 125H131V124H130ZM130 125H129V126H130ZM6 126H7V127H6ZM11 126H10V127H11ZM28 126H29V127H28ZM44 126H45V125H44ZM47 126H48V125H47ZM65 126H66V125H65ZM68 126H69V125H68ZM73 126H75V125H73ZM76 126H77V125H76ZM79 126H80V125H79ZM87 126L89 127L88 124H87ZM99 126H98V129H97L96 126H95V127H96V130H99V131H100V130H101V129H100L101 127L99 128ZM118 126H119V125H118ZM140 126L142 127V124H141ZM143 126H144V125H143ZM146 126H147V125H146ZM0 127H1V126H0ZM2 127H1V128H2ZM12 127H11V128H12ZM26 127H25V129L28 130ZM52 127H53V125H52ZM54 127H55V126H54ZM70 127H72V126H70ZM88 127H87V128H88ZM95 127H93V128H95ZM107 127H108V128H111V127H109V125H107ZM107 127L105 126V128H107ZM134 127H137V126H134ZM138 127H139V126H138ZM141 127H140V128H141ZM149 127H150V126H149ZM149 127H148V128H149ZM3 128H2V130H3ZM49 128H50V127H49ZM49 128H48V129H49ZM56 128H58V126H57ZM59 128H60V127H59ZM65 128H66V127H65ZM68 128H69V127H68ZM68 128H67V129H68ZM75 128H76V127H75ZM79 128H80V127H79ZM87 128H86V129H87ZM89 128H91V126H90ZM118 128H119V127H117V130H118ZM123 128H124V127H123ZM128 128H129V127H128ZM128 128H126V123H125V128H124V129H126V131L128 130V132H129V129H128ZM130 128H132V125L130 126ZM20 129H18V130L16 129V130L19 131ZM36 129H37V127H36ZM84 129H85V128H84ZM124 129H122V127L120 126V130H121V131L124 130ZM141 129H143V128H141ZM144 129H145V128H144ZM150 129H151V128H150ZM150 129H149V130H150ZM152 129H153V128H152ZM2 130H1V131H2ZM10 130H11V129H9V131H10ZM12 130H13V129H12ZM12 130H11L10 132H8V133L11 134ZM23 130H24V127H23ZM46 130H47V129H46ZM49 130L52 131L53 129L50 128ZM49 130H48V131H49ZM64 130H66V129H64ZM68 130H69V129H68ZM88 130H89V129H88ZM88 130H85V131H88ZM130 130H131V129H130ZM133 130H134V128L132 129V131H133ZM154 130H155V129H154ZM154 130H153V132H154ZM29 131H30V129H29ZM54 131H56V133H57V130L54 129ZM54 131H52V133H51L52 135H54V134H53ZM101 131H102V130H101ZM124 131H125V130H124ZM124 131H122L121 133L123 134ZM126 131H125V133H126ZM132 131H131V133H133ZM139 131H141V130H139ZM155 131H156V130H155ZM160 131L162 132V130H160ZM14 132H16V131L13 130V133H14ZM27 132H28V131H27ZM58 132H59V131H58ZM62 132H64V131L62 130ZM88 132L90 133V132H92V130L90 129V131H88ZM105 132H108V134H109V135L111 134V136H112V133H113V132H114L115 135H116V133H117V131H116V133H115V131H111V130H110V132H109V130H108V131L106 130ZM111 132H112V133H111ZM118 132H119V131H118ZM136 132L138 133V130H137ZM136 132L133 133V136L135 135ZM171 132L174 133V134L177 133V128H176V126H174V127L171 129ZM210 132H212V133L210 134ZM2 133H3V132H1L0 134H2ZM6 133H7V131H6ZM8 133L6 134L7 136H8ZM29 133H30V132H29ZM31 133H34V131L31 132ZM35 133H36V130H35ZM35 133L33 134L34 136L36 135ZM64 133H65V132H64ZM72 133H74V132H71V131H70V135H71ZM101 133H103L102 135H104V132H101ZM125 133H124L123 135H125ZM129 133H130V132H129ZM131 133L129 134L130 137H131ZM137 133H136V135H137ZM142 133H143V132H142ZM142 133L140 132L139 134H142ZM145 133H146V131H145ZM157 133H158V132H157ZM167 133H168V132H166V135H167ZM172 133H171V134H172ZM199 133H200V132H199ZM199 133H198V131H195V132L192 133V132L189 131L188 128H186L185 130L182 131V135H181V137H183V139H185V140L188 141V140H190V139L192 140V139H195L196 137H198V134H199ZM16 134H17V136L15 137L14 135H16ZM16 134L14 133V135H13V138L15 137L14 139H16L17 137H19V135L21 134V132L19 131V132H17ZM18 134H19V135H18ZM46 134H47V133H46ZM67 134H68V133H67ZM79 134H80V133H79ZM79 134H78V135H79ZM108 134L105 133V137H106V138L108 137L109 140L112 139V138H109V135H108ZM117 134H118V133H117ZM139 134H138V135H139ZM147 134H148V133H147ZM11 135H12V134H11ZM37 135H39V133H38ZM43 135H44V134H43ZM43 135L41 134L40 136H43ZM48 135H49V134H48ZM48 135H46V136L48 137ZM65 135H66V133H65ZM70 135H69V136L67 135V137L69 138ZM72 135H73V134H72ZM72 135H71V138H72V139L75 138L74 136L72 137ZM106 135H108V136H106ZM126 135H128V133H127ZM129 135H128V137H129ZM150 135H151V134H150ZM150 135L148 134V136H150ZM158 135H159V134H158ZM203 135H204V134H203ZM215 135H216V136H215ZM0 136H2V135H0ZM24 136H25V139H26V138H27V137H26L27 135H24ZM34 136H33V137H34ZM44 136H45V135H44ZM56 136H57V134H56ZM58 136H59V135H58ZM63 136H64V135H63ZM116 136H117V135H116ZM116 136H115V137H116ZM155 136H156V135H155ZM170 136H171V135H170ZM172 136H174V135L172 134ZM204 136H205V135H204ZM3 137H5V135H3ZM11 137H12V136H11ZM20 137H22V135H21ZM36 137L38 138V136H36ZM36 137L32 138V137L30 136L29 138H32L31 140H32V142H33V141L35 140ZM76 137H77V136H76ZM78 137H79V136H78ZM88 137H89V139H88V141H87V138H88ZM88 137H87V136H86V137H82V140H83V138H86L85 140H86L87 143H88L89 140H91V138H92V137L90 138V136H88ZM93 137H94L95 140H96L97 136H93ZM118 137H119V136H118ZM134 137H135V136H134ZM199 137H200V136H199ZM6 138H8V137H6ZM6 138H5V140L9 141V138H8V139H6ZM37 138H36V139H37ZM42 138L44 139V137H42ZM42 138H41V139H42ZM45 138H46V137H45ZM50 138L52 139L51 136H50ZM63 138H64V137H63ZM71 138H70V140H71ZM119 138H122V137H119ZM124 138H125V137H124ZM131 138H132V137H131ZM154 138H155V137H154ZM164 138H167V137H164ZM173 138H174V137H173ZM10 139H11V138H10ZM17 139H18V138H17ZM17 139H16V141H17ZM33 139H34V140H33ZM41 139H40L39 141H38V139H37V141H38V142L41 141V142H43V143L45 144L46 141L44 142V141H42ZM61 139H62V138H61ZM64 139H65V138H64ZM75 139H76V138H75ZM75 139H74V140H75ZM113 139H114V138H113ZM113 139H112V141H113ZM126 139H127V138H126ZM5 140H4V141H5ZM19 140H20V139H19ZM19 140H18V141H19ZM21 140H22V142H24V137H23ZM27 140H28V139H26L24 143H26ZM31 140H30V141H31ZM44 140H45V139H44ZM65 140H66V139H65ZM70 140H68V144H69V141H70ZM145 140H146V138H144V139L142 140V142L145 141ZM163 140H165V139H163ZM166 140H167V139H166ZM249 140H250V139H249ZM2 141H3V138H2ZM12 141H13V140H12ZM28 141H29V140H28ZM37 141L35 140L34 142H37ZM55 141H56V140H55ZM59 141H60V143H62V142H61L62 140L59 139ZM72 141H73V140H72ZM77 141H79V140H77ZM77 141L75 140V142H73L74 144L71 145V146H72V147L75 146V145H76L75 143H76ZM149 141H150V140H149ZM155 141H156V140H155ZM13 142H14V141H13ZM34 142H33V148H34V145H36ZM41 142H40V144H41ZM51 142H52V141H51ZM51 142H49V143H51ZM66 142H67V140H66ZM82 142H83V141H82ZM84 142H85V141H84ZM153 142H154V141H153ZM181 142H182V141H181ZM193 142H194V140H193ZM216 142H215V143H216ZM246 142H247V141H246ZM2 143H3V142H2ZM54 143H55V142H54ZM54 143H53V144H54ZM70 143H71V141H70ZM77 143H78V142H77ZM85 143H86V142H85ZM85 143H84V144H85ZM101 143H102V142H101ZM101 143H99V145H100ZM129 143H130V142H129ZM132 143H136V142H132ZM143 143H144V142H143ZM146 143H147V140H146ZM151 143H152V141H150L149 144H151ZM154 143H155V142H154ZM154 143H152V144L154 145ZM185 143L187 144V142H185ZM242 143H244V145H245V141L242 142ZM248 143H249V142H248ZM0 144H1V138H0ZM6 144H7V146H8V142H7ZM6 144H5V143L3 144V148H4V149L6 148V147L4 146V145H6ZM10 144H11V143H10ZM10 144H9V145H10ZM18 144H19V143H18ZM30 144H32V143L30 142ZM55 144H56V143H55ZM64 144H65V143H64ZM92 144H93V146L96 145L95 142L93 143V139H92ZM102 144H104V143H102ZM126 144H127V142H125L124 146H126ZM137 144H138V142H137ZM137 144H136V145H137ZM149 144H148V145H149ZM158 144H159V143H158ZM167 144H168V146H169V143H167ZM212 144H213V143H212ZM11 145H12L13 147H15V145H13V144H11ZM25 145H26V144H25ZM60 145H62V146L64 147L63 144H60ZM81 145H82V144H81ZM112 145H113V144H112ZM115 145H116V142H114V146H115ZM119 145H120V143H119ZM142 145H143V144H142ZM153 145H152V146H153ZM164 145H166V142H165V141H164ZM170 145H171V143H170ZM213 145H214V144H213ZM21 146H23V145H21ZM30 146H31V145H30ZM36 146H37V145H36ZM55 146H59V145H55ZM67 146H70V145H67ZM67 146L65 145V147H67ZM100 146H102V145H100ZM100 146H99V147H100ZM114 146H112V147H114ZM116 146H117V145H116ZM116 146H115V151L118 152V151L120 150L119 152L121 153V155L119 154L118 156H121V157H122V156H123V155H122V152H121L122 149L119 148V150H118L117 147H119V146H117V147H116ZM121 146H122V145H121ZM121 146H120V147H121ZM124 146H123V147H124ZM128 146H129V144H128ZM134 146H135V144L133 145V149H135ZM138 146H139V145H138ZM150 146H151V145H150ZM161 146H162V145H161ZM175 146L179 148L178 145H175ZM194 146H195V145H194ZM217 146H218V145H217ZM23 147H25V146H23ZM31 147H32V146H31ZM40 147H41V145H40ZM42 147H43V145H42ZM42 147H41V148H42ZM72 147H71V148H72ZM79 147H80V146H79ZM90 147H91V146H90ZM95 147H96V146H95ZM97 147H98V146H97ZM97 147H96V148H97ZM106 147L108 148V146H106ZM112 147H111V149H113ZM129 147L131 148L132 146H129ZM143 147H144V146H143ZM155 147H156V146H155ZM159 147H160V146H159ZM172 147H173V146H172ZM212 147H213V146H212ZM218 147H219V146H218ZM218 147H217V148H218ZM27 148H28V147H27ZM41 148H40V149H41ZM51 148H52V147H51ZM51 148H48V149H51ZM60 148H61V147H60ZM87 148H89V145L87 146ZM93 148H94V147H93ZM101 148H102V150H103L104 145H103V147H101ZM109 148H110V147H109ZM126 148L129 149L128 147H125V148H123V152H124V149L127 150ZM149 148H150V147H149ZM149 148H148V149H149ZM192 148H193V147H192ZM192 148H191V149H192ZM4 149H2V150L4 151ZM7 149H8V151L10 152L9 149H11V147H10V148H7ZM13 149H15V150L18 149V146H17L16 148H13ZM13 149H12V150H13ZM21 149H22V148L19 147L20 152H21ZM35 149H36V148H35ZM42 149H43V151H44V149H46V148L44 147V148H42ZM52 149L54 150L55 148H52ZM56 149H59V148H56ZM56 149H55V151H56ZM65 149H66V148H65ZM75 149H77V148L75 147ZM75 149H71V150H72V151H73V150L75 151ZM104 149H105V148H104ZM133 149H131V150H133ZM159 149L161 150V147L158 148V150H159ZM162 149H163V147H162ZM165 149H166V148H165ZM167 149H168V148H167ZM196 149H197V148H196ZM198 149H199V148H198ZM198 149H197V151H198ZM219 149H220V148H219ZM221 149H222V148H221ZM0 150H1V147H0ZM19 150H17V152H18ZM22 150H23V149H22ZM24 150H25V149H24ZM53 150H52V151H53ZM59 150H60V149H59ZM94 150H96V149L94 148ZM99 150H100V148H99ZM106 150H107V149H106ZM106 150H104V151L106 152ZM136 150H137V147H136ZM138 150H139V149H138ZM152 150H153V148H152ZM160 150H159V151H160ZM170 150H171V148H170ZM172 150H173V149H172ZM174 150H175V149H174ZM176 150H177V149H176ZM188 150H189V149H188ZM247 150H248V148H246V149H244V150L240 149V153H239V154H241V156H242V154H243V153H246ZM3 151L0 153V154H2V156H3V153H4ZM36 151L38 152V151H40V150H36ZM52 151H51V154H52ZM65 151H66V150H65ZM74 151H73V154H76V153H74ZM80 151H81V147H80ZM80 151H79V152H80ZM88 151H89V150H88ZM88 151H87V149H86V152H88ZM96 151H97V150H96ZM109 151H111V150H109ZM113 151H114V150H112V152H111V153L113 154V155L111 156V158H112V157H113V158L115 157V156H114L115 151H114V152H113ZM134 151H135V150H134ZM155 151H156V150H155ZM159 151H158V152H159ZM178 151H179V156L182 155V154H184V152H183V153L181 152L182 154H180V149H178ZM178 151H177V152H178ZM181 151H182V149H181ZM191 151H192V150H191ZM223 151H224V150H223ZM223 151H222V152H223ZM12 152H14V150L11 151V153H12ZM23 152H24V151H23ZM23 152H22V153H23ZM31 152H32V151H31ZM33 152H34V150H33ZM37 152H36V154L39 155V153H37ZM45 152H46V150H45ZM47 152H48V151H47ZM60 152H61V151H59L58 154H59ZM69 152H71V151H69ZM69 152H68V153H69ZM76 152H77V151H76ZM86 152H85V153H86ZM100 152H102V151H100ZM126 152H128V151H126ZM129 152H130V151H129ZM131 152H132V151H131ZM137 152H138V151H137ZM146 152H147V151H146ZM172 152H173V151H172ZM172 152H170V154H171ZM192 152H193V151H192ZM212 152H213V153H212ZM228 152H229V151H228ZM238 152H239V151H238ZM255 152H256V151H255ZM5 153L7 154V152H5ZM11 153H10V154H11ZM22 153H21L20 155H22ZM42 153H43V152L40 151V154H42ZM53 153H54V152H53ZM56 153H57V151H56ZM62 153H64V152L62 151ZM106 153H107V152H106ZM140 153H141V152H140ZM202 153H199V154H202ZM224 153H225V152H224ZM248 153L250 154L251 152H248ZM10 154H8V155H10ZM18 154H19V153H18ZM43 154H44V153H43ZM43 154H42V155H43ZM54 154H55V153H54ZM54 154H53V155H54ZM73 154H72V156H74ZM79 154H81V153H79ZM86 154L88 155V153H86ZM86 154H85V155H86ZM97 154H98V153H97ZM102 154H103V152H102ZM104 154H105V153H104ZM108 154L110 155V152H108ZM108 154H107V155H108ZM141 154H142V153H141ZM146 154H147L146 159H145V156H144L142 159H145V160L150 159V164L153 162V160L156 161L157 159H159V158L161 157V156H160V157H158L157 159H156V157H152V158H155L156 160H155V159H152V162H151V158H148V155H149V154H148V153H146ZM146 154H145V155H146ZM177 154H178V153H177ZM249 154H248V155H249ZM8 155H6V157H7ZM16 155H17V154H16ZM20 155L17 156V157H20ZM24 155H25V153H24ZM26 155H27V151H26ZM38 155H37L36 157H38ZM53 155H51V156H53ZM109 155H108V156H109ZM115 155H117V153H116ZM159 155H160V154H159ZM167 155H168V154H167ZM173 155H174V154H173ZM226 155H227V154H226ZM2 156H0V159H3V160H4V157L1 158ZM4 156H5V154H4ZM11 156H12V158H11L12 160H14V159H18V158H16L15 153H14V156H13V153L11 154ZM45 156H46V155L44 154V156L42 157V160H41V158H40L41 155H40V157H39V158H40V162L43 161L44 159H46ZM51 156H50V157H51ZM57 156H58V155H56V157H57ZM78 156H79V155H78ZM101 156H103V155H101ZM101 156H100V158H103V161H102V162H104V157L106 158L107 156H103V157H101ZM118 156H117V157H118ZM124 156H126V155H124ZM124 156H123V157H124ZM132 156H133V155H132ZM132 156H131V157H132ZM137 156H138V154H137ZM175 156H176V155H174L173 158H174ZM182 156H183V155H182ZM222 156H224V155H222ZM222 156H221V157H222ZM235 156H236V155H235ZM237 156H238V155H237ZM243 156H244V155H243ZM6 157H5V158H6ZM13 157H15V158H13ZM47 157H48V154H47ZM54 157H55V156H53V158H54ZM56 157H55V158H56ZM60 157H63V156L60 155ZM68 157H69V156H68ZM79 157H80V156H79ZM89 157H90V156H89ZM89 157H88V159H89ZM96 157L98 158V156H96ZM109 157H110V156H109ZM127 157H128V156H126V157H124V158H121V159H122V162H124L123 160H124L125 158H127ZM163 157H164V155H163ZM166 157H168V156H165L164 158H166ZM184 157L186 158V156H184ZM227 157H228V156H227ZM230 157L232 158V156H230ZM8 158H10V157L8 156ZM8 158H7V159H8ZM33 158H35V157H33ZM33 158H32V159H33ZM72 158H74V157H72ZM75 158H76V156H75ZM75 158H74V159H75ZM94 158H95V156H94ZM97 158L95 159L96 161H95L94 163L99 162V161H97ZM113 158H112V161H113ZM133 158H134V157H133ZM138 158H139V157H138ZM147 158H148V159H147ZM189 158H190V156H189ZM189 158H188V159H189ZM191 158H192V156H191ZM191 158H190V160H188L187 158H186V159H187L188 161H191V160H192ZM223 158H224V157H223ZM239 158H240V157H239ZM254 158L256 159V157H254ZM7 159H6V161L9 162V159H8V160H7ZM22 159H23V158H21L20 161H21ZM26 159H27V158H26ZM30 159H31V158H30ZM32 159H31L30 163L32 162ZM35 159H36V158H35ZM57 159H58V158H56V161H53V160H52V161L54 162V164H55L57 161H59V160H57ZM59 159H60V158H59ZM69 159H71V157H69ZM76 159H77V158H76ZM84 159H85V161H86L87 157H86V158L84 157ZM91 159H92V158H91ZM106 159H107V158H106ZM106 159H105V160H106ZM108 159H110V158H108ZM115 159L117 160V158H115ZM115 159H114V160H115ZM134 159H135V158H134ZM134 159H133V160H134ZM160 159H161V158H160ZM170 159H171V155H170ZM170 159H169V161H170ZM178 159H179V160H178ZM195 159H196V158H194V160H195ZM3 160H1V161H3ZM27 160L29 161V159H27ZM33 160H34V159H33ZM54 160H55V159H54ZM60 160H62V159H60ZM80 160H81V159H80ZM119 160H120V157H119ZM119 160H117V161H119ZM130 160H132V159H130ZM140 160H141V158H140ZM140 160H139V162H140ZM167 160H168V158H167ZM177 160H178L179 162H181V161H183V158H182V160H181V158L177 156L176 159L174 158V161H177ZM180 160H181V161H180ZM184 160H185V159H184ZM229 160H230V159H229ZM250 160L252 161L251 158H250ZM23 161H25V163H26V160L23 159ZM28 161H27V163H28ZM71 161L73 162L72 159H71ZM74 161H76V160H74ZM78 161H79V158H78ZM81 161H82V160H81ZM106 161H107V160H106ZM106 161H105V163H103V164H105V166H104V165H102V166H104V167H108V169L110 170V169L112 168V166H111V168H109L110 166H108V161H107V162H106ZM110 161H111V160H110ZM110 161H109V162H110ZM117 161H116V162L114 161L113 163H116V164H117V163H118ZM135 161H138V160L135 159ZM135 161H134V162H135ZM163 161H164V160H163ZM178 161H177V162H178ZM188 161H183V162H186V164H184V163H182V164H183V166L186 165L188 168H190V167L192 166V163L188 165ZM195 161H197V160H195ZM209 161H208V162H209ZM222 161H223V159H222ZM232 161H233V160H232ZM236 161H237V158H236ZM240 161H241V160H240ZM243 161H244V158H243ZM251 161H249V162H251ZM8 162H7V163L4 162V163H5L6 165L9 166L10 163L8 164ZM10 162H11V164H13L12 167H14L15 162H18V160H17V161L15 160L14 162H13V161H10ZM12 162H13V163H12ZM33 162H35V164H36V162H38V160H36V161L34 160ZM33 162H32V163H33ZM43 162H48V160L43 161ZM43 162H42V163H43ZM61 162H62V161H61ZM68 162H69V161H68ZM72 162H71V163H72ZM82 162H83V161H82ZM90 162H91V161H90ZM100 162H101V161H100ZM102 162H101V163H102ZM125 162H127V160H125ZM130 162H131V161H128L127 166H128V164H129ZM139 162H138V165H139ZM161 162H162V160H161ZM161 162L159 161V163H161ZM167 162H168V161H167ZM171 162H173V159L170 161V163H171ZM179 162H178V163H179ZM191 162H192V161H191ZM200 162H202V160H201ZM210 162H211V161H210ZM245 162H246V161H245ZM259 162H260V164H261V163L264 164V161H263V162L259 161ZM2 163H3V162H2ZM4 163H3V164H4ZM19 163H20V162H19ZM23 163H24V162H23ZM25 163H24V165H25ZM51 163H52V162H51ZM58 163H59V162H58ZM58 163H57V164H58ZM63 163H64V162H63ZM73 163H74V162H73ZM76 163H77V162H76ZM106 163H107V166H106ZM131 163H132V162H131ZM144 163H146V161H145ZM148 163H149V162H148ZM157 163H158V162H156V164H157ZM162 163H163V162H162ZM162 163H161V165H162ZM165 163H166V161H165ZM165 163H164V166H165ZM174 163H175V162H174ZM174 163H173V164H174ZM203 163H204V162H202V164H203ZM211 163H212V162H211ZM214 163H215V162H214ZM214 163H213L212 165H214ZM217 163H219V162H217ZM221 163H222V162H220V164H221ZM225 163H226V162H225ZM225 163H224V165H225ZM233 163H234V162H233ZM247 163H248V162H247ZM251 163H252V162H251ZM253 163H254V162H253ZM253 163H252V164H253ZM255 163H256V162H255ZM3 164H0V165H3ZM5 164L3 165V166H4V169H5V170L7 169L6 171H10V174L13 173L14 171L11 172L12 168H11V170H8L9 167L7 168V167L5 166ZM11 164H10V166H11ZM16 164L18 165V163H16ZM16 164H15V166H16V168H17L18 166H17ZM35 164H33V166H34ZM43 164H45V166L47 165V167L49 166L48 168H51L50 171H48L49 169H48V168H45V166H44V167H43V172H44V173H45V172H47V173H50V172H51L52 175L54 174L55 171H57V169L60 170V169L62 168V167H60V168L58 167V166L60 165V163H59V165H58L57 167L55 166V167L57 168L56 170L52 169V168H54V167H53L54 165H53V164H50V162H49L48 164H47V163H43ZM43 164H40L39 167L43 166ZM67 164H69V163H67ZM78 164H79V162H78ZM82 164H83V163H82ZM84 164H85V162H84ZM86 164H87V162H86ZM109 164L111 165V162H110ZM119 164H120V163H119ZM119 164H118V165H119ZM136 164H137V163H136ZM167 164H168V163H167ZM173 164H168V165H169V168H168V169H165V172H166V170H170V168H171L170 166H172ZM179 164H180V163H179ZM196 164H197V163H196ZM196 164H195V165H196ZM202 164L199 165V163H198L199 166H201ZM227 164H229V163H227ZM227 164H226V166H227ZM244 164H245V163H244ZM21 165H22V164L20 163L19 168H20V167L22 168L23 165H22V166H21ZM26 165H27V164H26ZM26 165H25V167H26V169H28L30 165H29V166L27 165L28 168H27ZM50 165H53V166L50 167ZM80 165H81V164H80ZM112 165H113V164H112ZM118 165H114V166H113V170H114V168H115L116 166H118ZM129 165H130V164H129ZM131 165H132V164H131ZM131 165H130V166H131ZM140 165H141V164H140ZM140 165H139V166H140ZM147 165H148V164H147ZM151 165H152V164H151ZM154 165H155V164H154V162H153V167H155ZM180 165H181V164H180ZM190 165H191V166H190ZM198 165H197V166H198ZM218 165H219V164H218ZM218 165H216V166H218ZM231 165H232V164H231ZM245 165H246V164H245ZM36 166H37V165H36ZM88 166H90V165L88 164ZM102 166H101V168H102ZM124 166H125V165H124ZM143 166L146 168V165H143ZM162 166H163V165H162ZM189 166H190V167H189ZM197 166H196V167H197ZM199 166H198V167H199ZM202 166H203V165H202ZM238 166H239V165H238ZM240 166H241V165H240ZM258 166H260V165H258ZM25 167L23 166L24 169H25ZM119 167H120L122 170H125V168H122V166H119ZM141 167H142V166H141ZM156 167H157V165H156ZM158 167H160V165H158ZM158 167H157V168H158ZM173 167H175V164H174ZM187 167H186V168H187ZM194 167H195V166H193L192 171H193L194 169H195V170L197 169L196 167H195V168H194ZM203 167L205 168V164H204ZM223 167H224V166H223ZM227 167H228V169H229V166H227ZM243 167H244V166H243ZM248 167H249V166H248ZM260 167H261V166H260ZM16 168H15V169H16ZM23 168L21 169V171L19 170V171L22 172V173H23V171H24ZM36 168H37L38 170H40V168H38V167H36ZM44 168H45V171H44ZM87 168H88V167H87ZM91 168H92V167H91ZM132 168H133V165L131 166V168H129V170L131 171ZM134 168H135V167H134ZM136 168H137V166H136ZM145 168H144V170H145ZM157 168H156V169H157ZM182 168H183V169H181L180 171H179L180 168H179V169L177 168V171H179L178 174H177V171L175 172V171L172 170V171L174 172V174H177V175H174V176H178L179 173H181L182 170H183V171H182L183 173H184V171L186 172L185 168H184V167H182ZM199 168H200V169H203V168H201V167H199ZM211 168H212V167H211ZM220 168H222V166H221ZM224 168H225V167H224ZM239 168H240V167H239ZM241 168H242V167H241ZM246 168H247V167H246ZM246 168H245V169H246ZM4 169H0V172H1V170H2V172H4V171H3ZM15 169L13 168V170H15ZM33 169H34V167H33ZM33 169L31 168V171H32ZM46 169H48V170L46 171ZM68 169H69V168H68ZM108 169H107V170H108ZM121 169H119V170L122 171ZM160 169H161V168H159V170H160ZM200 169H199V170H200ZM252 169H253V168H252ZM261 169H262V168H261ZM17 170H18V168H17ZM22 170H23V171H22ZM41 170H42V169H41ZM53 170H54V171H53ZM59 170H58V172H59ZM82 170H83V168H82ZM82 170H81V172H82V176H83V178H84V175L86 174V172L84 171L85 169H84L83 171H82ZM88 170H89V169H88ZM107 170H106V172H107L106 174L108 175V173H109V176H108V177L112 178V180L114 181V177H116L115 175H116L117 167H116V171L114 170V172L111 173V175H112L113 173L115 174L114 177H112V176L110 175V172H108ZM129 170H128V171H129ZM132 170H133V169H132ZM134 170H135V169H134ZM159 170H158V171H159ZM190 170H191V169H190ZM190 170H189V171H190ZM215 170H216V169H215ZM215 170H213V171H215ZM217 170H218V169H217ZM226 170H227V169H226ZM240 170H242V169H240ZM248 170H249V169H248ZM255 170H256V169H255ZM19 171H18V173H19ZM25 171H26V173H27V172H28V173L30 172V170H29V171L25 170ZM35 171L37 172V170H35ZM35 171H34V172H35ZM61 171H62V170H61ZM61 171H60L59 176L61 175L60 177L65 178V177H63V176H66V175H63V176H62ZM66 171H68V170L66 169ZM72 171L74 172V170H70V172H72ZM89 171H90V170H89ZM89 171H87V172H89ZM96 171H97L98 173H96ZM96 171H95V173L98 174V175H99V173H100V174H103V175L105 174L104 172L102 173V171H98V170H96ZM103 171H105V169H104ZM110 171H111V170H110ZM128 171L125 170L124 172L127 173ZM130 171H129V173H131ZM137 171H138V170H137ZM161 171L163 172V174H162V176H163V175H164V169H163V170L161 169L160 172H161ZM200 171H201V170H200ZM200 171H198V172H200ZM202 171H203V170H202ZM211 171H212V170H211ZM211 171H209V172H211ZM237 171H239V170H237ZM15 172H16V171H15ZM15 172H14V173H15ZM43 172H41V173H38V172H37V173H38L39 175L41 174V176H42V175H44ZM58 172H57V174H58ZM62 172H63V171H62ZM76 172H77V171H76ZM76 172H75V173H76ZM79 172H80V170H79ZM81 172H80V173H81ZM84 172H85V173H84ZM141 172H142V171H141ZM141 172H140V175H141ZM149 172H150V171H149ZM149 172H148V173H149ZM162 172H161V173H162ZM173 172H172V173H173ZM209 172H208V173H209ZM215 172H217V174L219 173L218 171H215ZM239 172H240V171H239ZM239 172H238V173H239ZM243 172H244V171H243ZM245 172H246V171H245ZM250 172H251V169H250ZM250 172H248V173H250ZM252 172H253V171H252ZM255 172H256V171H254V173H255ZM4 173H5V172H4ZM4 173H2V174H4ZM8 173H9V172H8ZM16 173H17V172H16ZM51 173H50V174H51ZM63 173L65 174V172H63ZM66 173H68V172H66ZM75 173L73 174L74 177H75ZM118 173H119V172L117 171V174H118ZM120 173H121V172H120ZM122 173H123V172H122ZM122 173H121V174H122ZM157 173H158V172H157ZM169 173H170V172H168V176H169ZM172 173H170V175H172ZM2 174H0V175L3 176ZM6 174H7V172L4 174V176H5ZM10 174L7 175V178L3 176L4 178H6V181H8V180H7V179H8V176H9V177H12V174H11V176H10ZM20 174H21V173H20ZM23 174H24V173H23ZM30 174H31V172H30ZM32 174H33V172H32ZM32 174H31V176H32ZM35 174H36V173H35ZM35 174H33V175H35ZM38 174H36V175H37L36 178H35V177H34V178L31 177V178L33 179V182H34L35 179L38 178ZM57 174H54V175H57ZM76 174H77V173H76ZM91 174H92V173H91ZM91 174H90V175H91ZM93 174H94V172H93ZM93 174H92L91 176H90V175H89V176H90V177H93ZM106 174H105V175H106ZM123 174H124V173H123ZM123 174H122V175L118 174V175L123 176ZM137 174H139V171L137 172ZM146 174H147V173H146ZM146 174H144V175L146 176ZM149 174H150V173H149ZM149 174H147V175H149ZM151 174H152V173H151ZM158 174H160V173H158ZM181 174H182V173H181ZM181 174H180V176H181ZM184 174H186V173H184ZM201 174H203V173H201ZM205 174H206V173H205ZM209 174H210V173H209ZM220 174H221V172H220ZM241 174H242V173H241ZM25 175H26V177L28 176V174H24V176H25ZM45 175H46V176H45ZM45 175H44L45 177H49V176H50L49 174H45ZM52 175H51V176H52ZM68 175H69V173L67 174L66 178L70 179L69 176L72 175V174H70L69 176H68ZM77 175H78V174H77ZM79 175H81V174H79ZM79 175H78V177H79ZM98 175H97V176L95 175L97 180H98V178H99ZM107 175H106V176H107ZM118 175H117V176H118ZM127 175H128V174H127ZM153 175H155V174H153ZM190 175H191V174H190ZM190 175H188V176H189L188 178H190V179L193 178V177L190 176ZM194 175H195V174H194ZM218 175H219V174H218ZM238 175H239V174H238ZM249 175H251V174H248L247 177H248ZM253 175L256 176L257 174H256V175L253 174ZM17 176H20V177L23 178V179L25 178L24 176L22 177V176L19 175V174H18ZM95 176H94V178H95ZM100 176H101V175H100ZM106 176H105V177H106ZM125 176H126V174H125L124 177H123L124 179H126ZM128 176L130 177L131 175H128ZM132 176H133V175H132ZM142 176H143V175H142ZM142 176H141V177H142ZM150 176H151V175H150ZM160 176H161V174H160ZM162 176H161V177H162ZM164 176H165V175H164ZM164 176H163V177H164ZM180 176L178 177V179H177V177H175V178L179 181L180 179L182 180V178L184 177V178H183V179H184L183 182H182V183L179 182V184H182V185H183L186 176H185V175L183 176V174H182L183 177L181 176V178H180ZM208 176L210 177V178H209V177H208V178L211 180V176H212V174H211V176H210V175H208ZM214 176H215V174H214ZM214 176H213V177H214ZM219 176H220V175H219ZM219 176H218V178H220ZM225 176H226V175H225ZM233 176H234V175H233ZM233 176H232L231 178H232V179H235V178H233ZM235 176H236V174H235ZM235 176H234V177H235ZM240 176H241V175H240ZM259 176H260V175H259ZM262 176H263V175H262ZM3 177H2V179H3ZM13 177H14V178H12L13 180H14L15 178H17V177L14 176V175H13ZM20 177H19V178H20ZM28 177H29V176H28ZM60 177H59V179H60L61 181H59V182H58V176H57V178H55V176H53V179L55 178V179L57 180L56 182H58L59 184H62L63 179H61ZM70 177H73V176H70ZM74 177H73V180H70V181H72V182H76L77 180L74 181ZM97 177H98V178H97ZM126 177H127V176H126ZM151 177H152V176H151ZM163 177H162V178H163ZM169 177H171V178L174 179L173 176H169ZM199 177H200V176H198L197 178H199ZM204 177H205V176H204ZM221 177H222V176H221ZM252 177H253V176H252ZM252 177H251V179H252ZM21 178H20L19 180L17 179L18 182H20V180H22ZM31 178H30V180H31ZM49 178H52V177H49ZM49 178H47V179H48L50 182H48V181H47L48 183H47V182H43V184H45V183L50 184V183H51V179H49ZM80 178H81V177H80ZM80 178H77V176H76V179H80ZM94 178H92V179H90V178H88V179H84V180L87 182V184L85 183V181H83V179H82V182H84L83 184L88 185V182L91 181V180L93 181ZM101 178L103 179L102 176H101ZM106 178H107V177H106ZM106 178H104V179H105V180H104L105 182H107V181L110 180L109 178H107V179H106ZM123 178H122V179H123ZM143 178H144V177H143ZM145 178L148 179V176L145 177ZM162 178H161V179H162ZM194 178L196 179V177H194ZM206 178H207V177H206ZM215 178L217 179V175H216ZM226 178H227V176H226ZM228 178H229V177H228ZM239 178H240V177H239ZM260 178H261V177H259L258 179H260ZM0 179H1V178H0ZM2 179L0 180V182L3 181ZM9 179H10V178H9ZM40 179H41V177H40ZM45 179H46V178H45ZM55 179H54V182H55ZM96 179H95V180H96ZM122 179H121V180H122ZM141 179H142V178H141ZM147 179H145V181L150 180V178H149L148 180H147ZM152 179H153V178H152ZM152 179H151V181H149V182H151V184H152V181H153V182H156L155 180H156L157 178H156L155 180H154V179L152 180ZM165 179H167V178H164L163 181H164ZM169 179H170V178H169ZM169 179L166 180L167 183H170L171 181H173V182H171V183L175 184L174 181H175L176 179H174V180H173V179H170V180H169ZM195 179L193 180L194 182H196ZM199 179H200V178H199ZM216 179H214V180H216ZM237 179H238V178H237ZM237 179H236V181H237ZM246 179H247V178H246ZM256 179H257V178H256ZM263 179H264V178H263ZM24 180H25V179H24ZM27 180H29V178H27ZM27 180H25V182H26ZM38 180H39V179H38ZM43 180H44V178H43ZM87 180H88V181H87ZM95 180H94L93 182L91 181L92 183H91V182H90V183H91L92 185H93V184H97V185H93V186H90V187L92 188V187L95 186L94 189H96V186L101 187V189H102L101 191H102V193H103V191H104V189H103L104 187H103V186H105V188H106V185L103 184L104 181L102 180L103 182H102V181L100 182L101 184H103V186H102L101 184H100V185H101V186H100V185H99V182H98V183H94V182H96ZM121 180H120L121 185H122L123 183L125 184V183L128 182V181H127L128 178H127V180H125L124 182L121 181ZM142 180H143V181H142ZM142 180H140V181H141L140 184H142L143 182H145L144 179H142ZM196 180H197V179H196ZM202 180H204V179H202ZM212 180H213V179H212ZM217 180H218V179H217ZM230 180H231V179H230ZM243 180H244V179H243ZM254 180H255V179H254ZM260 180H261V179H260ZM35 181H36V184H37V183L39 184V182L42 183V181H37V180H35ZM44 181H46V180H44ZM52 181H53V180H52ZM70 181H69V182H70ZM79 181H80V180H79ZM79 181H78V183H81V182H79ZM115 181H116V180H115ZM126 181H127V182H126ZM169 181H170V182H169ZM178 181H177V182H178ZM187 181H188V180H187ZM189 181H190V180H189ZM193 181H192V182H193ZM199 181H200V180H199ZM206 181H207V179H206ZM208 181H209V180H208ZM208 181H207V183L210 184L211 186H213L214 183H215V182H214L213 185H212L211 182H208ZM227 181L229 182V180H227ZM236 181L233 180V182H236ZM238 181H239V180H238ZM238 181H237V183H236L237 185H238ZM240 181H242V178H241ZM246 181H247V180H246ZM250 181H251V180H248V182H250ZM18 182H17V183H18ZM23 182H24V181H23ZM30 182H32V181H30ZM56 182H55V183H56ZM64 182H65V181H63V183H64ZM66 182H67V181H66ZM105 182H104V183H105ZM122 182H123V183H122ZM161 182H162V181H161ZM161 182H157V185H160ZM166 182H162L161 185H162V184H165ZM185 182H186V181H185ZM203 182H204V181H203ZM248 182H247V184H249ZM252 182H253V180H252ZM255 182H257V181H255ZM260 182H261V181H260ZM8 183H11V182H7L6 185H4V182H3V185H2V182H1L0 187H2V186H3V187H4V186H7ZM52 183H53V182H52ZM52 183H51V184H52ZM76 183H77V182H76ZM90 183H89V185H90ZM111 183H113V182L110 181L109 183H107V185H109L107 188H109L110 185H113V186H111L112 188L114 187L115 184H111ZM118 183H119V181H118ZM118 183H117V185H120V183H119V184H118ZM147 183H148V182H146V183H144V184H146V185H150V183H148V184H147ZM158 183H159V184H158ZM189 183H191V182H189ZM199 183H200V182H199ZM243 183H244V182H243ZM253 183H254V182H253ZM15 184H16V183H15ZM18 184H20V183H18ZM34 184H35V183H34ZM34 184H33V186H34ZM36 184H35V185H36ZM43 184H42V185H43ZM64 184H65V183H64ZM64 184H62V185H64ZM69 184H70V183H69ZM69 184H68V186H69ZM83 184H82L81 186H82V188L84 189L85 186H84ZM179 184H178V186H180V188H181L182 185H179ZM184 184H185V183H184ZM186 184H188V182H186ZM186 184H185V185H186ZM196 184H198V183H196ZM203 184H204V183H203ZM208 184H205V185H206V188H208V186H207ZM220 184H221V183H220ZM227 184H228V183H227ZM236 184L234 183V186H235ZM240 184H242V183H240ZM250 184H251V183H250ZM250 184H249V185H250ZM258 184H260V183H258ZM262 184H263V183H262ZM20 185L22 186V184H20ZM20 185H19V186H20ZM40 185H41V184H39V186H40ZM45 185H46V184H45ZM53 185H54V183H53ZM62 185H61V186H62ZM74 185H76V184L73 183V186H74ZM117 185H115V187H117ZM154 185H156V183H155V184L153 183V186H154ZM157 185H156L157 189L160 190V188H158ZM189 185H190V184H189ZM198 185H199V184H198ZM198 185L196 186V185H193V184H192L190 187H191V188H192V186H196V187H198ZM205 185H204V186H205ZM210 185H209V186H210ZM216 185H217V184H215L214 186H216ZM228 185H229V184H228ZM243 185H244V184H243ZM255 185H257V184H255ZM255 185H254V188H255ZM9 186H10V185H9ZM16 186H17V185H16ZM39 186L37 185V186H35V187H38V188H39ZM50 186H51V185H50ZM57 186H58V188H57V187H56V188L59 189L60 185H57ZM66 186H67V184H66ZM73 186L70 185V188H71V187L73 188ZM81 186H80V188H79L80 191H82ZM122 186H124V185H122ZM125 186H127V184H126ZM142 186H143V185H142ZM142 186H140V187H141V188H140L141 190H142ZM153 186H152V187H153ZM174 186H175L174 190H175L176 188H178V186H176V184H175V185H172V187H174ZM211 186H210V189H209V190H211ZM217 186H218V185H217ZM225 186H226V185H225ZM229 186H230V185H229ZM238 186H239V185H238ZM244 186H245V185H244ZM263 186H264V185H263ZM263 186H261V187H263ZM44 187H45V186H44ZM54 187H55V186H54ZM62 187H63V186H62ZM98 187H97V188H98ZM102 187H103V188H102ZM111 187H110L109 189H111ZM115 187H114V188H115ZM138 187H139V186H138ZM143 187H144V186H143ZM147 187H149V186H147ZM152 187H149V188L152 189ZM154 187H155V186H154ZM160 187H161V186H160ZM183 187H184V186H183ZM186 187H187V185H186ZM190 187H188V188L190 189ZM227 187H228V186H227ZM230 187H231L230 189L233 188V186H230ZM252 187H253V186H252ZM261 187H260V189H261ZM5 188H6V187H5ZM10 188H11V186H10ZM14 188H15V187H14ZM41 188H42V187H41ZM63 188H64V187H63ZM66 188H67V187H66ZM66 188H65V189H66ZM86 188L89 189V186H86ZM91 188H90L89 191H93V190H91ZM107 188H106V189H107ZM149 188L147 189L146 186H145V188L143 189V191L145 192V189H147V191H148V190H150ZM164 188H165V187H164ZM180 188H178V189H180ZM184 188H185V187H184ZM203 188H204V187H203ZM216 188H217V187H213L212 190H211V192L213 191V189H216ZM218 188H219V187H218ZM218 188H217L216 191H215L216 193L213 191V192L216 194V196H215L214 193H210V194H211V195L214 194L213 196L217 197V196L219 195V193H218V191H217ZM234 188H235V187H234ZM237 188H238V187L236 186V189H237ZM0 189H2V188H0ZM6 189H7V188H6ZM16 189H18V188L16 187ZM16 189H15V190H16ZM32 189H34V188H32ZM46 189H47V188H46ZM49 189H50V188H49ZM49 189H48V190H49ZM74 189H75V187H74ZM88 189H87V190H88ZM99 189H100V188H99ZM106 189H105V190H106ZM118 189H119V188H116V192H117ZM120 189H121V188H120ZM122 189H123V188H122ZM122 189H121V190H122ZM153 189H154V188H153ZM153 189H152V190H153ZM155 189H156V188H155ZM155 189H154V191L150 190V192H155L154 194H157V193H158V195H162V196L165 195V194H164V195H163V194H159V192H158L159 190L156 191L157 189H156V190H155ZM185 189H186V188H185ZM199 189H201V188H199ZM225 189H227V188L225 187ZM230 189H228V190H229V192L231 193L232 190L230 191ZM242 189H243V188H242ZM245 189H246V188H245ZM8 190H9V189H8ZM26 190H28V189H26ZM44 190H45V189H44ZM50 190H53V189H50ZM50 190H49V194H50ZM61 190H62V188H61ZM63 190H64V189H63ZM63 190H62V191H63ZM77 190H78V189H77ZM121 190H120V193H121ZM164 190H165V189H163V191H164ZM168 190H169V188H168ZM187 190H188V189H187ZM196 190H197V189H196ZM202 190H203V189H202ZM204 190H205V189H204ZM209 190L207 189L208 192H206V193H209ZM249 190H251V189H250V186H249ZM261 190H262V189H261ZM263 190H264V188H263ZM16 191H17V190H16ZM55 191H56V190H55ZM59 191H60V189H59ZM59 191H57V192H59ZM69 191H70V192H69ZM75 191H76V189H75L74 191H72V189H71V190H68V192H67V191H66V192H67V193H70V194H71V192H73V193L75 194V193H77V192H75ZM84 191H86V190H84ZM84 191H83V194H84ZM97 191H98V190H97ZM101 191H100V192H101ZM110 191H113V190H110ZM110 191H108V192L110 193ZM122 191H123L122 194H123L124 197L127 199V197H128V196L126 195L127 193H126V194L124 193V189H123ZM125 191H126V190H125ZM128 191H129V189H128ZM143 191H142V193H143L144 196H145V195H146V194H145L146 192L144 193ZM166 191H167V190H166ZM166 191H165L164 193H166ZM169 191H170V190H169ZM169 191L167 192V194L169 193L167 197H169V195L171 196V194H172V193L170 194ZM172 191H173V190H172ZM226 191H227V190H226ZM234 191H235V190H233L232 193H235ZM243 191H244V190H243ZM243 191H242V192H243ZM251 191H253V190H251ZM254 191H256V189H254ZM33 192H35V190H33ZM40 192H42V190H41ZM44 192H46V191H44ZM53 192H54V191H53ZM64 192H65V190H64ZM64 192H63V193H64ZM66 192H65V194H67ZM95 192H96V191H95ZM116 192L114 191V192H112V193L115 194V196H118V195L116 194ZM129 192H131V191H129ZM148 192H149V191H148ZM156 192H157V193H156ZM177 192H178V191L174 192L175 195L177 194ZM188 192H190V191H188ZM197 192H198V191H197ZM229 192H228V194L230 195ZM242 192H240L239 194H237V193H238V191H237L236 194H237V195H240ZM245 192H246V191H245ZM249 192H250V191H249ZM259 192H260V191H259ZM261 192H262V191H261ZM261 192H260V193H261ZM11 193H12V192H11ZM35 193H37V191H36ZM60 193H61V192H60ZM87 193H88V196H91V195H89V192H87ZM91 193H93V192H91ZM98 193H99V192H98ZM105 193H106V192H105ZM109 193H108V194H109ZM112 193H110V194H112ZM140 193H141V191H140ZM160 193H163L162 190L160 191ZM178 193H179V192H178ZM180 193H181V191H180ZM200 193H201V192H200ZM222 193H223V192H222ZM232 193H231V195H233ZM256 193H258V192H256ZM256 193H255V194H256ZM9 194H10V193H9ZM18 194H19V190H18ZM38 194H39V193H38ZM40 194H41V193H40ZM57 194H58V193H57ZM65 194H63V195H65ZM85 194H86V192H85ZM85 194H84V196H81V197L83 198V200L85 199L84 197L87 196V195L85 196ZM108 194H99L98 197H99V199H100V196H101V195H105V196H106V195H108ZM128 194H129V193H128ZM138 194H139V193H138ZM150 194H152V193H149V194H147V195H150ZM154 194L150 195V197H152V196H157V195H154ZM187 194H188V193L184 194V196H185V195L187 196ZM217 194H218V195H217ZM220 194H221V193H220ZM224 194H225V193H224ZM228 194H227V195H224V198H225V199L228 198ZM253 194H254V193H253ZM253 194H252V195H253ZM5 195H6L5 197L8 196L7 193H6ZM13 195H14V193H13ZM15 195H16V194H15ZM42 195H43V193H42ZM55 195H56V194L54 193V196H55ZM59 195H60V194H59ZM59 195H58V197H59ZM78 195H79V192H78ZM125 195H126V196H125ZM136 195H137V194H136ZM139 195H140V194H139ZM141 195H142V194H141ZM141 195H140V196H141ZM175 195H173L172 197H174ZM182 195H183V193H182ZM188 195H189V194H188ZM191 195H193V194H192V191H191ZM207 195H208V196L205 195L206 197L204 196V198L207 199V197L210 196L209 194H207ZM234 195H235V194H234ZM242 195H244V194H242ZM242 195L239 196V198L241 197V199H242V197H243ZM248 195H251V193L248 194ZM256 195H257V194H256ZM256 195H255V199H256ZM262 195H263V193H262ZM262 195H261V196H262ZM2 196H3V194H2ZM21 196H22V195H21ZM34 196H35V195H34ZM39 196H40V195H39ZM43 196H44V195H43ZM43 196L40 197V198L42 199L43 202H44V201L46 202L47 200H46V199L43 200ZM56 196H57V195H56ZM60 196H61V195H60ZM66 196H69V195H66ZM70 196H71V195H70ZM73 196H74V195H73ZM73 196H72V198H73ZM79 196H80V195H79ZM79 196H78V198H79ZM93 196H95L94 193H93ZM93 196H92V197H93ZM96 196H97V194H96ZM132 196H134V195H132ZM179 196H181V195H179ZM186 196H185L184 198H188V197H186ZM225 196H227V197H225ZM245 196H247V195H245ZM245 196H244V197H245ZM257 196H258V195H257ZM263 196H264V195H263ZM17 197H18V196H17ZM35 197H36V196H35ZM35 197H33V198H35ZM44 197H45V196H44ZM75 197H76V196H75ZM101 197H102V196H101ZM107 197H108V196H107ZM165 197H166V196H164L163 198H165ZM167 197H166V198H167ZM189 197H190V196H189ZM193 197H194V196H193ZM215 197H213L212 200H214ZM235 197H236V196H235ZM249 197H250V196H249ZM7 198H8V197H7ZM7 198L4 199V200H7V201H8L10 197H9L8 199H7ZM18 198H19V197H18ZM18 198H16V199H18ZM36 198H37V197H36ZM48 198H49V197H48ZM51 198H52V197H50V199H51ZM60 198H61V197H60ZM78 198H77V199H78ZM87 198H88V197H87ZM87 198H86V199H87ZM96 198H97V197H96ZM96 198H93V200L96 199ZM102 198H104V197H102ZM102 198H101V200H102ZM111 198H112V197H111ZM115 198H116V197H115ZM115 198L110 199V198L108 197V200H111V202H112L113 199H114L115 201H116V199H117L119 202L121 201V200H119L118 198H116V199H115ZM125 198H124V199H125ZM129 198H130V197H129ZM131 198H132V201H133V197H131ZM131 198L128 199V200L131 201ZM140 198H141V197H140ZM146 198H147V197H143V199L147 200L148 203L152 200V201H154L153 203H154L155 205H157V206L159 205V204H156V203H159V202L156 201L155 198H153L154 200L151 199V198H149V199H151V200H148V198H147V199H146ZM170 198H171V197H170ZM182 198H183V197H182ZM204 198H203V199H204ZM210 198H211V197H210ZM230 198H231V197L229 196V199H228V200H230ZM239 198H238V199H239ZM247 198H248V197H247ZM247 198H246V199H247ZM252 198L254 199V196H252ZM259 198H260V196H258V197H257V201H254V202H255V203H256V202L258 203ZM263 198H264V197H263ZM1 199H2V198H1ZM12 199H13V198H12ZM38 199H39V198H38ZM38 199H37V201H36L35 199H34V200H35L36 202H38ZM68 199H71V197H70V198L67 197V199H66L67 202H68ZM79 199H80V198H79ZM86 199H85V200H86ZM88 199L91 200L92 198L90 197V198H88ZM99 199H97L98 202H99ZM104 199H106V197H105ZM104 199H103V200H104ZM124 199H123V200H124ZM126 199H125V200H126ZM135 199H136V196H135ZM175 199H178V198H176V196H175ZM188 199H189V198H188ZM188 199H185V200L190 201V199H189V200H188ZM206 199H204V200H206ZM218 199H220L219 196H218ZM236 199H237V197L235 198V201H236ZM238 199H237V200H238ZM243 199H244V198H243ZM250 199H251V197H250ZM261 199H262V198H261ZM21 200H22V199H20V203H21ZM39 200H40V199H39ZM58 200H59V199H58ZM74 200H75V199H74ZM74 200H73V202H74ZM80 200H81V199H80ZM83 200H82V201H83ZM90 200H89V201H90ZM93 200H91L90 202L92 203ZM108 200H106V203L104 202V204H106V205L108 204V206H109V203H107ZM114 200H113V201H114ZM128 200H126V201L128 202ZM137 200H139V199H138V196H137ZM137 200H136V202H137ZM140 200H141V199H140ZM140 200H139V201H140ZM185 200H184V201H185ZM191 200H192V197H191ZM193 200H194V198H193ZM207 200L210 201V203H211V201H212V200H209V199H207ZM1 201L3 202V200H1ZM7 201H6V202H7ZM13 201H14V200H13ZM15 201H16V200H15ZM50 201H51L50 204H52V205H53V203L56 204V202H57V205H58V206L61 205V204H60V205L58 204V201H56V202H52V200H49L48 202H50ZM70 201H71V200H70ZM78 201H79V200H78ZM82 201H79V202H78V204H79L78 207H81V205H82V206H85V208H86V205H84V204L82 203ZM89 201H86V202L89 203ZM118 201H116V202H112V203H113V204H116ZM132 201H131V202H132ZM134 201H135V200H134ZM139 201H138V202H139ZM142 201H143V200H141L140 202H141V203H145L144 201H143V202H142ZM171 201H173V198H172ZM182 201H183V200H182ZM187 201H186V202H187ZM217 201H218L217 198H215V201H214V202H217ZM226 201H227V200H226ZM232 201H233V198H232ZM242 201H243V200H242ZM248 201H249V200H248ZM260 201H261V200H260ZM262 201H264V200H262ZM2 202H1V203H2ZM4 202H5V201H4ZM8 202H9V201H8ZM10 202L12 203V201H10ZM43 202H40V204H42ZM80 202H81V203H80ZM86 202H84V203L86 204ZM95 202H96V204L98 203L97 201H95ZM101 202H103V201H101ZM119 202H118V203H119ZM127 202H125V203H127ZM131 202H130V203H131ZM136 202H134L132 205H131V204H130V205H131V207H132V206L135 207V208H134L135 210H133V212L136 211L135 214H136V213L138 214V212H137L138 208L136 209L135 204L137 205V204H139V203H136ZM155 202H156V203H155ZM168 202H170V201H168ZM173 202H174V201H173ZM173 202H171V203H173ZM190 202H191V201H190ZM219 202H220V200H219ZM236 202L238 203V201H236ZM244 202H245V201H244ZM244 202L242 203V205H247L246 203H248V202H247V201H246V203H244ZM30 203H31V202H30ZM46 203H47V202H46ZM59 203H60V202H59ZM91 203H90V204H91ZM93 203H94V202H93ZM125 203H124V202L122 203V201H121V205L124 206ZM141 203H140V208H141V207L147 208V207L141 205ZM148 203H145V205L147 204V206H148V205L153 204L152 202H151V204H148ZM175 203H176V202H175ZM178 203H179V202H178ZM180 203H181V202H180ZM191 203H192V202H191ZM191 203L188 202V204H189L188 206H190ZM196 203H197V202H196ZM212 203H213V202H212ZM227 203H230V202L228 201ZM237 203H236V204H237ZM257 203H256V204H257ZM13 204H14V203H13ZM22 204H23V203H22ZM33 204H34V203H33ZM55 204H54V205H55ZM65 204H69V202H68V203H64V206H65ZM76 204H77V203H76ZM94 204H95V203H94ZM94 204H93V205H94ZM100 204H103V203H100ZM113 204L110 203V205H112V206H113ZM198 204H199V203H198ZM215 204H216V205H215ZM217 204H218V203H214L215 206H213V207H214V208H215L216 206L220 207V206L217 205ZM224 204H225V203H224ZM232 204H233V203H232ZM236 204H235V202H234V204H233V206H232L231 203H230L231 207H230V206L228 207V208H229L228 211H230L232 207L235 208V209H237V208H236V207H237ZM256 204H255V206H258V207L256 208V211H255V212L258 213V212H260V211L257 210V209H260V208H259L260 206H259L258 204H257V205H256ZM260 204H261V203H260ZM262 204H264V203L262 202ZM4 205H5V204H3V206H4ZM8 205L11 206V204H8ZM14 205H16V203H15ZM27 205H28V204H26V206H27ZM34 205H35V204H34ZM36 205H38V207H39L40 210L42 209V208L40 207V206H42V205L39 206V203H37ZM47 205H48V204H47ZM52 205H50V206H52ZM54 205H53V206H54ZM70 205H71V204H70ZM72 205H73V203H72ZM125 205H126V204H125ZM127 205H128V203H127ZM161 205H163V204H161ZM164 205H166V204H164ZM171 205H172V204H171ZM181 205H182V204H181ZM194 205H195V204H194ZM234 205H235V206H234ZM251 205H252V204H251ZM5 206H7V205H5ZM5 206H4V207H5ZM16 206H17V205H16ZM20 206H21V205H20ZM43 206H44V205H43ZM45 206H46V205H45ZM45 206H44V207H45ZM58 206H56V207L54 206V207L57 208ZM64 206H63V205L60 206V207H59V208H60L59 210H60V211H61V209L63 210V208H61V207H64ZM74 206H75V205H74ZM74 206H72V207H74ZM88 206L90 207V209L93 207V206H90V205H88ZM94 206H95V205H94ZM103 206H104V205H103ZM112 206H110V208H112ZM123 206H121V207H123ZM173 206H174V203H173ZM173 206H172V207H173ZM184 206H185V205H184ZM195 206H196V205H195ZM239 206H240V205H239ZM239 206H238V208H240ZM253 206H254V204H253ZM253 206H252V207H253ZM255 206H254V207H255ZM262 206H263V205H262ZM32 207H33V206H32ZM65 207L68 208L67 206H65ZM65 207H64V209L67 210ZM69 207H70V206H69ZM75 207H76V206H75ZM78 207H77V209H78ZM96 207L98 208V207H100V206L97 205ZM96 207H95V208H96ZM104 207L106 208L107 206H104ZM114 207H115V206H113V208H114ZM119 207H120V205H119ZM119 207L117 206V209H118ZM121 207H120V209H122ZM138 207H139V206H138ZM150 207H151V206H150ZM155 207H156V206H155ZM155 207H154V205H153L152 208H155ZM160 207H161V206H160ZM162 207H163V206H162ZM162 207H161V208H162ZM167 207H169V204L167 205ZM175 207H177V205H175ZM180 207H181V206H180ZM186 207H187V206H186ZM245 207H246V206H245ZM9 208H10V207H8V210H10ZM12 208H13V205H12ZM21 208H22V207H21ZM25 208H26V207H25ZM51 208H53V207H51ZM55 208H54L53 211L50 210V211H52V212H50L49 210H48L47 212H48V213H49V212L52 213V216H54V214L57 213V212L54 213V211L56 210ZM105 208H104V209H105ZM107 208H108V210H109V207H107ZM107 208H106V210H107ZM123 208L126 209V208H128V207H123ZM129 208H130V206H129ZM129 208L127 209V211H124L125 209H123L122 211H124V212H123L122 215H120V209H119L118 211L116 210V212H117V213L119 212V216H120V218H121L126 212H128V214H130L129 211H130L131 209H133V207H132L131 209H129ZM140 208H139V209H140ZM165 208H166V207L163 208V209H164V212H163V213H165V210H166ZM170 208H171V206H170ZM170 208H167V209L170 210ZM221 208H222V207H220V209H221ZM241 208H243V206H241ZM250 208H251V206H250ZM261 208H262V207H261ZM45 209H46V208H45ZM47 209H48V208H47ZM49 209H50V208H49ZM69 209H70V208H69ZM82 209H83V212H82V210H81V212L84 213L88 208L85 209V211H84V208H82ZM102 209H103V208H102ZM115 209H116V207H115ZM141 209L144 211L143 208H141ZM141 209L138 210V211H139L138 216H137V215L134 216L135 214H133V216H132L133 219L130 218V216H131L132 214H131L130 216L127 214L129 218H128L126 215L123 216V217H126V218L128 219V221H127V219H126V221H125L124 223H126V225L129 224L128 222H129L130 219H132V220L135 219V221L137 222V219L140 218L139 215H140V211H141ZM148 209H150V208L148 207L147 210H148ZM177 209H178V208L173 209V211H174V210L176 211ZM200 209H201V210H200L199 212L201 213V212H202V208H200ZM220 209H219V210H220ZM244 209H245V208H244ZM3 210H5V209H3ZM8 210H7V211H8ZM59 210H58V208H57L56 211H58V213H64L65 215L67 214V213H65L66 211H61V212H60ZM93 210H94V208H93ZM108 210H107V211H108ZM112 210H113V209H111V212H112ZM128 210H129V211H128ZM150 210H151V212H154V215H157L156 212H155V211H156L155 209H150ZM153 210H155V211H153ZM157 210H159V212H158V215L155 216V217H156L155 220L158 219V216H159L160 212L162 211V210L158 209V207H157ZM169 210H167V212H166V214H165L166 216H167V213H168ZM178 210H179V209H178ZM206 210H207V208H206ZM237 210H238V209H237ZM246 210H247V209H245V211H243V212H242V210H241V212L244 214V212H247V211H248V210H247V211H246ZM254 210H255V209H254ZM5 211H6V210H5ZM5 211H4V212H5ZM11 211H12V209H11ZM17 211L19 212V210H17ZM32 211H33V210H32ZM32 211H31V212H32ZM34 211H35V209H34ZM43 211H44V210H43ZM69 211H71V210H69ZM69 211H68V214H69V213H72V211H71V212H69ZM75 211L77 212L76 208H75ZM75 211H74V212H75ZM91 211H92V210H90V212H89V210L87 211V214H89V216H90ZM103 211H104V210H103ZM173 211H172V212H173ZM221 211H222V210H221ZM223 211H224V210H223ZM223 211H222V212H223ZM235 211H236V210H235ZM238 211H240V210H238ZM238 211L236 212V216L233 215V216H234V217H233V216L230 215V212L232 213V210H231V211L229 212V216H230L231 219L229 220V218H228V219H225V220H226V221H227V220L231 221V220H232V217H233V221H232V223L235 222V221H237L238 223H242V222H243V221H241V218H242V217H241V218L239 217L240 221L234 219L235 217H236V219H237L238 216H239V214L241 213V212H238ZM250 211L252 212L253 209L250 210ZM250 211H249V212H250ZM263 211H264V209H263ZM25 212H26V211H25ZM41 212H42V211H41ZM44 212H45V211H44ZM44 212H43V213H44ZM78 212H79V211H78ZM88 212H89V213H88ZM92 212H94V211H92ZM101 212H102V211H101ZM109 212H110V211H109ZM109 212H108V213H105V214L108 216ZM114 212H115V211H114ZM114 212H113V214H111V215H115V214L117 215V213H114ZM131 212H132V210H131ZM133 212H132V213H133ZM144 212H149V210L146 211V209H145ZM144 212H141V214L144 213ZM151 212H149V214H150ZM169 212L172 213L171 211H169ZM180 212H181V210H180ZM180 212H179V214H180ZM186 212H187V211H186ZM203 212H204V211H203ZM209 212H210V211H208V213H209ZM233 212H234V211H233ZM255 212H254L255 215H252V216H257ZM0 213H1V211H0ZM2 213H3V212H2ZM5 213H6V212H5ZM5 213H3V214H5ZM8 213H10V212H8ZM15 213L17 214V212H15ZM23 213H24V210H23ZM23 213H22V210H21V215H20V212H19V215H18V216H19V217H20V216H23ZM36 213H37V216H38L39 213L35 211V214H36ZM50 213L48 214L49 217H50V215H51ZM53 213H54V214H53ZM102 213H103V212H102ZM163 213H161V214H163ZM200 213H199V216H200V219H201V215H200ZM204 213H205V215H204ZM204 213H203V216H202V217H204V216L207 215L206 212H204ZM242 213L240 214V216H245V215L247 214V213H245V214L243 215ZM263 213H264V212H263ZM35 214L33 213V215H35ZM45 214H46V213H45ZM78 214H79V213H78ZM91 214H92V213H91ZM96 214H97V213H96ZM98 214H99V213H98ZM152 214H153V213H151V215H152ZM174 214H175V213H174ZM210 214H211V213H210ZM232 214H233V213H232ZM237 214H238V216H237ZM251 214H252V213H249V215H251ZM6 215H8V217L11 218L9 214H6ZM6 215H5V216H6ZM41 215H43V214L41 213ZM41 215H39V217H40ZM55 215H56V214H55ZM59 215H60V214H59ZM59 215L57 214L56 216L58 217ZM81 215L84 216L85 214H81ZM81 215H80V216H81ZM106 215H105V216L103 215V216L106 218V220L104 219L105 221L109 220V221H113V222H114V220L107 219V216H106ZM144 215H146V213H145ZM168 215H169V213H168ZM171 215H173V213L170 214V216H171ZM175 215H176V214H175ZM175 215H174V216H175ZM182 215H183V214H182ZM185 215H188V214L186 213ZM247 215H248V214H247ZM247 215L245 216V218H247V219H248V218H251V217H247ZM249 215H248V216H249ZM263 215H264V214H263ZM263 215H262V217H263ZM1 216H2V215H1ZM5 216L2 217V220L5 218ZM13 216H16V215H14V213H13ZM60 216H62V214H61ZM68 216H69V215H68ZM68 216H67V218H68ZM71 216H72V214L70 215L69 218H72ZM74 216H75V214H74ZM74 216H73V217H74ZM86 216H87V217H86ZM86 216L84 217V219H85V218H89L88 215H86ZM93 216H94V215H93ZM97 216H98V215H97ZM119 216H118V219H117V217H116L115 220H119V221H120ZM141 216L143 217V215H141ZM146 216H148V213H147ZM174 216H172V218H173ZM179 216H180V215H179ZM210 216H211V215H210ZM212 216H214V215L212 214ZM227 216H228V215H227ZM227 216H225V217H227ZM258 216H260V215H258ZM8 217L6 216L7 219H8ZM19 217H18V218H19ZM25 217H26V216H25ZM39 217H38V218H39ZM76 217H77V215H76ZM98 217H99V216H98ZM108 217H109V216H108ZM134 217H135V218H134ZM136 217H137V219H136ZM148 217H149V216H148ZM150 217H151V216H150ZM152 217L154 218L153 215H152ZM167 217H168V216H167ZM175 217H177V215H176ZM181 217H182V216H181ZM260 217H261V216H260ZM18 218H17V216L15 217L16 221H17ZM38 218H37V220L41 219V220H39V221H42V216H41V218H39V219H38ZM54 218H55V217H54ZM54 218H53V217H52V218L50 217V219H54ZM59 218H64V219H65V221H64L63 219H59V221L61 220L60 223H63V224H64V222H65V225H66V226L69 225L68 223H70V222L72 221V219H73V218H72V219H69V218H68V220H67V218H65V216H64V217H59ZM74 218H75V217H74ZM78 218H79V217H78ZM78 218H77V219H78ZM81 218H83V217H80L79 219H81ZM100 218H102V217H100ZM114 218H115V217H114ZM114 218L112 217L111 219H114ZM146 218H147V217H146ZM161 218H164V217L161 215L160 218H159V220H160ZM168 218H169V217H168ZM172 218H171V219H172ZM177 218H178V221H179V220H180L179 217H177ZM177 218H176V219H177ZM187 218H188V217H187ZM206 218H208V215H207ZM206 218H205V220H206ZM216 218H217V217H216ZM218 218H219V217H218ZM253 218H254V217H253ZM253 218L249 219V222H250V220L253 221V222L251 221V223H249V225H250V224H251V225H255V227H257L258 229H259V228L262 229V225L264 224V222H263V221H264V217H263V221H261L260 219H258V221H257V218H255V219H256L255 222H254ZM258 218H259V217H258ZM7 219H6V220H3V221L8 222ZM11 219H13V218H11ZM26 219H27V218H26ZM28 219H29V218H28ZM46 219H47V218H46ZM122 219H123V218H122ZM122 219H121V221H124V219H123V220H122ZM149 219H150V218H149ZM183 219H184V218H183ZM209 219H211V218H209ZM247 219H246V221H248ZM2 220H1V221H2ZM13 220H14V219H13ZM55 220H56V219H54V221H55ZM57 220H58V219H57ZM62 220H63L64 222H63ZM70 220H71V221H70ZM73 220H74V219H73ZM101 220H102V219H100V221H99V220H97V221H99L100 223L104 222V220H102V221H101ZM145 220H146V219H145V216H144V221H145ZM152 220H153V219H152ZM152 220H151V221H150V220H147V222H146V221H145V222L148 223V221H150V222L152 223ZM159 220H158V221H159ZM167 220H168V219H167ZM167 220L164 219V221L167 222L166 224H169L168 221H170V218H169L168 221H167ZM174 220H175V218H174ZM234 220H235V221H234ZM259 220H260V221H259ZM1 221H0V222H1ZM9 221H10V220H9ZM14 221H15V220H14ZM26 221L28 222V220H26ZM43 221H44V220H43ZM47 221H48V220H47ZM66 221H70V222H67V224H66ZM74 221H76V223L79 224V225L76 226V224H73ZM74 221L71 222L72 225H75L77 231L79 230V232H80V229H78V228H79L78 226H80V220H78V221H77V220H74ZM82 221H83V220H82ZM82 221H81V222H82ZM91 221H93V220H91ZM91 221H90V222H91ZM142 221H143V220H142ZM142 221H141L140 223L144 224V225H142V227L144 228L145 223H143ZM158 221H157V222H158ZM161 221L163 222V219H162ZM172 221H173V220H171V222H172ZM182 221H183V220H182ZM186 221H187V220H186ZM206 221H207V223H206V222L203 223L204 226H205V224H206L205 228L207 227V224H208V222H209L210 220H206ZM21 222L23 223L24 221H21ZM30 222H31V221H30V219H29V223H26V226H27V224L30 225V224H31ZM35 222H36V221H35ZM35 222H32V223H33L32 225H33L34 228L36 229L38 225L35 226V225H36ZM48 222H49V221H48ZM51 222H53V221H51ZM78 222H79V223H78ZM83 222L85 223V220H84ZM83 222H82V223H83ZM87 222H88V219H87ZM87 222H86V223H87ZM115 222H116V224H118V225H119V224H120V225H123V227L126 226L124 223L122 224V222H119V223H118L117 221H115ZM136 222H135V223H136ZM153 222H154V221H153ZM157 222L154 223L155 225L153 226V229L156 227ZM162 222H161V223H162ZM171 222H170V223H171ZM176 222H177V221H176ZM179 222H180V221H179ZM202 222H203V220H202ZM202 222H200V223H202ZM244 222H245V220H244ZM262 222H263V223H262ZM2 223H3V222H1L0 224L2 225V227H4L3 225L6 224V223H5V222H4V224H2ZM8 223H9V222H8ZM8 223L6 224V226H9V227H10L11 224L8 225ZM11 223H12V221H11ZM24 223H25V222H24ZM24 223H23V224H24ZM41 223L44 224V222H41ZM56 223H57V221L54 222V223H51V225H53V224L56 225V226H57V224L61 225L60 223H57V224H56ZM109 223H110V222H107V224H109ZM131 223H132V221H131ZM137 223H138V222H137ZM137 223H136V224H137ZM159 223H160V221H159ZM161 223L158 224L157 226L161 227V226H162ZM164 223H165V222H164ZM174 223H175V222H174ZM245 223H246V222H245ZM245 223H244V224H240V225H244V226H245V227H244V228H245L244 230L247 229L246 227H247V225H248V224H247L248 222L246 223L247 225H245ZM252 223H253V224H252ZM254 223H255V224H254ZM260 223H262V224L260 225ZM12 224H13V223H12ZM16 224H17V223L14 222L13 225L16 226ZM38 224L41 225L40 223H38ZM43 224H42V225H43ZM90 224H91V223H90ZM94 224H95V221H94V223H92V225H89V222H88L87 225H88L89 227L91 226V228H92V226H94V228H92V229H95V226H97L96 229H95V230H97V229H98V222L96 223V225H94ZM105 224H106V223H105ZM105 224H104V225H105ZM114 224H115V223H114ZM114 224L112 223L110 226H112V225H114ZM116 224H115L114 227L118 226V225H116ZM133 224H134V223H133ZM152 224H153V223H152ZM152 224H151V225H152ZM166 224H163V225H166ZM171 224L174 225L173 222H172ZM182 224H183V223H182ZM187 224H188V223H187ZM230 224H231V222H230ZM70 225H71V224H70ZM72 225H71V226H72ZM84 225H85V226H84ZM84 225L81 224V229H82V231H85V229H83V227H84V228L88 227V226H86V224H84ZM101 225H103V223H102ZM101 225H99V227H100ZM104 225H103V226H104ZM120 225H119L118 228H120ZM129 225L131 226V224H129ZM140 225H141V224H140ZM148 225H149V224H148ZM160 225H161V226H160ZM172 225H170V227H172ZM175 225H177V227H178V222H177V224H175ZM175 225L172 227L173 230H172V228H170V229H171L172 231H174V232H171L168 226L166 227L167 229H165V226H164V229H163L162 231H164V230L167 231V230H168V231L171 232V234H172V233H175L176 231L179 230V228H177L178 230H175L176 228L174 229ZM179 225L181 226V223H180ZM209 225H210V224H209ZM209 225H208V226H209ZM233 225H234V223H233ZM235 225H237V224H235ZM240 225L238 226L239 228H240ZM249 225H248V226H249ZM257 225H258V226H257ZM259 225H260V226H259ZM14 226H13V227H14ZM26 226H25V228H27L28 230H27V229H25V230L23 229V230H21V231H23V232L25 231V233L28 234L29 229H31L30 231L32 232V236L30 237V235H31L30 233H31V232L29 233L30 235L28 234L29 237H30V240H31V241H28V242H29V244H31V246H32L33 244H34V246H35V243H36V241H37V239H36V238L34 239V237H33V235H34L35 233H36V234H35L34 236L36 237V235H37L38 241L43 240V241H44L43 246L46 245V243H45V239H43V238L45 237V236L43 235V234H44L43 232H45V231L42 232L43 234H42V233H38L39 230H38L37 232H35L37 229H36V230L33 229L32 226H31V228H30L29 226H27V227H26ZM66 226H64V228H63V225H62V228H63V229H60V228H59L60 226L58 227V228L62 231V232L57 231V232H58V235H59V234H62V235L64 234V235H65V232H66V235L68 236L69 233L67 234V232H68L71 228H68V229H69V230H68L67 228H65ZM71 226H69V227H71ZM82 226H83V227H82ZM103 226H102V230H103V231L101 230V227H100L99 229H100V231H102L103 234H104V232H105V231H104L105 228H103ZM110 226H109V227H110ZM130 226H129V227L127 226V227L130 228ZM133 226L135 227V224H134ZM184 226H185V225H184ZM200 226H201V224H200ZM218 226H219V225H218ZM0 227H1V226H0ZM2 227H1V228H2ZM9 227H7V228H9ZM13 227H12V228L10 227V229H15V227H14V228H13ZM28 227H29V228H28ZM48 227H50V225H49ZM48 227H47V225H46L45 228H48ZM67 227H68V226H67ZM72 227H73V226H72ZM75 227H74V230H72L73 228L71 229V230L73 231V233L75 232ZM77 227H78V228H77ZM89 227L86 228V230H87L88 232H89V230L91 229V228L89 229ZM123 227L121 226V228H123ZM127 227H125L126 230H127ZM139 227H140V226H139ZM139 227L136 226V230H132L133 227L131 226L132 229H128V230H132L133 233H134V231H135V235H136V231H139V230H137V228H139ZM142 227H141V228H142ZM145 227H146V226H145ZM147 227H148L149 229L151 228L150 225L147 226ZM147 227H146V228H147ZM182 227H183V226H182ZM186 227H187V226H186ZM229 227H230V225H229ZM242 227H243V226H242ZM255 227H254V228H255ZM263 227H264V225H263ZM22 228H24V225L22 226ZM22 228H21V229H22ZM50 228H51V227H50ZM50 228H49V229H50ZM58 228L56 227V229H58ZM112 228H113V227H112ZM118 228H117V229H118ZM125 228H124V229H125ZM141 228H139V229L141 230ZM143 228H142L141 231L144 232V234H145V232H146L147 230H149V229L147 228L146 230L144 229L145 231H143ZM162 228H163V227H162ZM162 228H160V231L158 230L159 228H158V229L155 228V229L158 230V231H157L158 233L161 232L160 234L162 235V234H164V232L162 233V231H161ZM201 228H202V227H200V228H198V229H200L201 232H202V230H203L204 228H203V229H201ZM219 228H220V227H219ZM226 228H227V226H226ZM251 228H252V227H251ZM251 228L249 227V229H251ZM257 228H255V229H257ZM2 229H3V228H2ZM10 229H9V230H10ZM32 229H33L34 231H33ZM64 229H65V230L67 229L68 231H67V230L65 231ZM92 229H91L90 232L88 233V238L90 237L89 235H91V234L93 235V238L90 237L92 241H89L90 238H89L88 241H86V242H85L84 240H80V239H79L80 237H78V235L81 234V233H83L82 231H81V233H78V232L76 231L74 234H77V233H78L77 236H76V235L74 236V234H72L75 238H78V239H79V240L77 239L79 242H76L75 246L77 245V243H79L80 245L83 244L84 246L86 245L85 247H87L88 244L91 245V244H94V242L97 243L99 239H96V238H95L96 241H95V239H94V235L97 234V233H96V232H93V233H94V234H93V233H92V231H93ZM113 229H114V228H113ZM117 229L114 231V234L117 233L118 231L120 232V229H119L118 231H117ZM134 229H135V228H134ZM153 229H151L150 231H153V232L155 231V232H156V230H155V229L153 230ZM180 229H181V227H180ZM206 229H208V228H206ZM221 229H222V230H220V231L218 230L217 233L220 234L221 231H222L221 234L225 233V232L223 231L224 229H223L222 227H221ZM240 229H243V228H240ZM249 229H247V231H248ZM261 229H260V230H261ZM3 230H5V233H6V227H5ZM3 230H0V231H2V232L4 233ZM26 230H27L28 232H27ZM51 230L54 231V233H56L55 230H54V228H53V229L51 228ZM51 230H50V231H51ZM63 230H64V233H63ZM71 230H70L69 232L72 233ZM107 230H108V229H106V231H107ZM110 230H111V228H110ZM110 230H109L108 232H110ZM128 230H127V231H128ZM191 230H192V229H191ZM252 230H253V229H252ZM260 230H258V232H259ZM262 230L264 231V229H262ZM10 231H11V230H10ZM10 231H9V232H10ZM13 231H14V230H13ZM13 231H11V232H13ZM21 231H20V232H21ZM46 231H47L48 234H50V235H48V234H46V235H47V236H50V241H51V234H54V233H53V232L51 233L49 230H46ZM48 231H49L50 233H49ZM87 231H86V232H87ZM97 231H98V230H97ZM100 231H99V233H100ZM111 231H112V230H111ZM116 231H117V232H116ZM121 231H125V230H121ZM132 231H131V233H132ZM150 231H149V232H150ZM168 231H167V232H168ZM180 231H181V230H180ZM180 231H179V232H180ZM204 231H205V230H204ZM209 231H210V230H208V232H209ZM232 231H233V230H232ZM232 231H231V232H232ZM241 231H242V230H241ZM249 231H250V230H249ZM263 231H262V232H263ZM17 232H18V231H17ZM20 232H19L16 236L18 237V235L21 234V235H20V238H21L22 241H20V240L17 241V240L20 239V238H18L16 241H17V244H20V242H21V245H24V244L27 242V240H26V242L24 241V244H23V240L26 239V238L24 237V239H23L21 236L24 235L25 233H20ZM40 232H41V230H40ZM59 232H60V233H59ZM102 232H101V234H102ZM167 232H166V234H168V233L170 234V232H168V233H167ZM208 232H207V234H208ZM231 232H228V233L230 234ZM252 232H253V231H252ZM7 233H8V229H7ZM15 233H16V232H15ZM37 233H38V234H42L41 236H44V237L40 239V236L38 237V234H37ZM45 233H46V232H45ZM99 233H98L97 235H95V236H100ZM105 233H106V232H105ZM110 233H111V232H110ZM120 233H121V234H119V235H118V233H117V236H120V235L122 236V235H123L122 233L125 234L126 232H120ZM128 233H129V231H128ZM128 233H126L127 237H124V238H123V237H120V238H123V239L126 238V240H127V238H128V240H129V238H130V237H129L130 234H128ZM133 233H132V234H133ZM140 233H141V232H140ZM158 233H155V235H154L155 237L152 235V233H148V241H149V239H150V238H149V235H150V237H151V235H152V237L154 238V240H152V241L150 240L151 242H153V241H157V240H158L157 237L161 236V235L157 236ZM176 233H177V232H176ZM205 233H206V232H205ZM205 233H204V234H205ZM211 233H212V232H211ZM233 233L236 235L235 232H232V234H233ZM253 233H255V232H253ZM256 233H257V231H256ZM260 233H261V231H260L258 234H260ZM11 234H12V233H11ZM11 234H9V237H10ZM56 234H57V233H56ZM56 234H55V235H56ZM103 234L101 235V236H102V239L104 238V237H103ZM112 234H113V233H112ZM142 234H143V233H141V237H142V236H145L147 233H146L145 235H144V234L142 235ZM156 234H157V235H156ZM166 234H165V236H166ZM169 234H168V236H169ZM171 234H170V236H169V237H170L169 240L171 239V236L173 237V234H172V235H171ZM179 234H180V233H179ZM179 234L177 233V235L175 234V236H176V238L181 239L182 236H181V238H180V236L178 237ZM194 234H195V233H194ZM212 234H213V233H212ZM212 234H210V236H211ZM232 234H231V235H232ZM234 234H233V235H234ZM261 234H262V233H261ZM261 234H260V235H261ZM0 235H1V233H0ZM6 235H7V234H6ZM25 235H26V234H25ZM58 235H56V236H58ZM62 235H60V236H62ZM72 235L69 234V236H72ZM81 235H83V234H81ZM81 235H79V236H81ZM84 235H86V237H85ZM84 235H83V236L87 239V234L84 233ZM104 235H105V234H104ZM110 235H111V234H110ZM110 235H109V239H108L107 241H109V240L112 239V238L110 239ZM128 235H129V236H128ZM181 235H182V232H181ZM183 235H184V234H183ZM196 235H198V233H196ZM216 235H217V234H216ZM216 235H214V236H216ZM227 235H228V234H227ZM227 235L224 236V234H223L224 237H226ZM231 235H230V236H231ZM235 235H234V236H235ZM260 235H259L260 239L263 238V236H260ZM1 236L3 237V236H5V234H4V235L2 234ZM11 236H12V235H11ZM47 236H46L45 238H47V240H48L49 237H47ZM73 236H72V240H76L75 238H73ZM83 236H81V238H82ZM101 236H100V237H101ZM106 236H107V238H108V233H107ZM124 236H125V235H124ZM139 236H140V234H139ZM165 236L163 235V237H165ZM168 236H166V238H168ZM175 236H174V238H175ZM191 236H192V235H191ZM204 236H205V235H204ZM217 236H218V235H217ZM217 236H216V238L213 237V236H211V237L208 236V237H209L210 240H211L212 237H213V238L216 239V241H217V238L219 237V236H218V237H217ZM220 236H221V235H220ZM2 237H0V238H2ZM12 237H13V236H12ZM12 237H11V238H12ZM26 237L28 238L27 235H26ZM32 237H33V238H32ZM52 237H53V236H52ZM131 237H132V235H131ZM133 237H134V235H133ZM136 237H137V239H138V234H137ZM141 237L139 238V239L141 240V243H140L141 245H140V247L142 246L143 243L145 244L146 241H147V240L145 241V239H147V235H146V237H142L143 239H141ZM152 237H151V239H153ZM208 237H207V238H208ZM224 237H220V238H218V244H219V242L221 241V238H224ZM238 237L241 238V236H238ZM238 237H237V238H238ZM242 237H243V236H242ZM245 237H246V236H245ZM245 237H244V238H245ZM249 237H250V236H248V237H246V238H249ZM31 238H32V239H31ZM56 238H57V237L52 238V239H54L53 242L55 241ZM61 238H62L61 240H63V237H61ZM64 238H65L64 240L67 239L66 236H64ZM105 238H106V237H105ZM107 238H106V239H107ZM113 238H114V237H113ZM117 238H119V237H117ZM117 238H116V236H115V239H117ZM134 238H135V237H134ZM144 238H145V239H144ZM155 238H157V240H155ZM159 238H160V237H159ZM176 238H175V239H176ZM202 238H203V237H202ZM204 238H205V237H204ZM226 238H227V237H226ZM228 238H229V236H228ZM3 239H4V238H3ZM9 239H10V238H9ZM33 239L35 240L34 243H33V241H32ZM39 239H40V240H39ZM57 239L60 240L59 237H58ZM57 239H56V240H57ZM69 239H70V238L68 237V240H69ZM82 239H83V238H82ZM86 239H85V240H86ZM93 239H94V242H93ZM100 239H101V238H100ZM102 239H101V241L99 240L100 243L98 242V244H101V242H102V243L104 242V241H102ZM137 239H136V240H137ZM139 239H138V240H139ZM164 239H165V238H164ZM175 239H173V240H175ZM178 239H177V240H178ZM183 239H184V238H183ZM194 239H196V238H194ZM199 239H201V238L199 237L198 240H199ZM219 239H220V241H219ZM224 239H225V238H224ZM232 239H233V242H234V237H233V236H232ZM232 239H231V237H230V239H229V240H231V242H230V241H227V242H226L225 240H224V241H225V242L227 243V245H228V243H230V244L232 243ZM241 239H243V238H241ZM249 239H250V238H249ZM10 240H11V239H10ZM28 240H29V238H28ZM64 240H63V241H64ZM72 240L70 239V242H71ZM77 240H76V241H77ZM103 240H104V239H103ZM117 240H118V239H117ZM121 240H122V239H121ZM128 240H127V241H128ZM130 240L132 241L133 238H132V239L130 238ZM130 240H129V241H130ZM160 240H161V238H160ZM160 240H158L157 242H153V244H155V245L158 244V247H159V246H160ZM165 240H166V239H165ZM165 240H164V242H162L163 244L165 243ZM196 240H197V239H196ZM236 240H238V239H236ZM236 240H235V241H236ZM239 240H240V239H239ZM5 241L8 242V241L6 240V238H5ZM12 241H13V240H12ZM14 241H15V240H14ZM16 241H15V242H16ZM43 241H42V242H43ZM48 241H49V240H48ZM50 241L48 242L49 244L52 243V241H51V243H50ZM57 241H58V240H57ZM63 241H62V242L60 241L61 243H60L59 246L57 245L58 247L56 246L57 242H55V243H53V244H54V246H56L54 250H56L57 253L61 252V253H60V254H62L61 256L64 257L65 255H63V253H62V252H64V251H63L62 248H61L62 246H64V245H62V244H64ZM81 241H83V242L80 243ZM107 241L105 240L106 243L101 244V245H102L101 247H103V248H101L98 244H97L98 248H96L97 246H96V244H94V246L91 245V246H92V249L95 247V248L98 250L99 247H100V249L103 250V249L105 248L104 245H105V244L108 245V243L110 242V241H109V242L107 243ZM131 241H130V243H131ZM134 241H135V239H134ZM144 241H145V242H144ZM148 241H147V243L145 244V246L148 244ZM167 241H168V240H167ZM180 241H181V240H180ZM192 241H193V238H192ZM192 241H191V242H192ZM206 241H208V240H206ZM222 241H223V240H222ZM240 241H241V240H240ZM243 241H244V240H243ZM245 241H246V239H245ZM247 241H248V240H247ZM247 241H246L245 246L243 245L244 242H240L238 245H240L241 243H243V244H241V245H243L245 248H246V245H247V247H249V248H246V249H249V252H251L250 249H252V247H254V246H252V244H251V243H253V242H250V243H249V242H247ZM2 242H3V241H2ZM18 242H19V243H18ZM28 242H27L26 244H28ZM31 242H32L33 244H32ZM40 242H41V241H40ZM70 242H69V244H70ZM73 242H74V241H72L71 244H73ZM88 242H91V243H88ZM92 242H93V243H92ZM118 242L120 243L121 241L118 240ZM122 242L125 243L124 240H123ZM139 242H140V241H139ZM142 242H143V243H142ZM151 242H150V244H148V245L152 248L153 246H151ZM158 242H159V243H158ZM173 242H174V241H173ZM175 242H176V241H175ZM175 242H174L175 245L179 244V242H177V243H175ZM209 242H211V241H209ZM213 242L215 243V240H214ZM213 242H211V243H213ZM236 242H238V241H236ZM3 243H4V242H3ZM8 243H9V242H8ZM12 243L14 244V242H12ZM12 243H11V244H12ZM38 243H39V242H38ZM74 243H75V242H74ZM84 243H85V244H84ZM110 243H111V242H110ZM114 243H115L114 246H116L117 241H114ZM114 243H112V245H113ZM130 243H129V247L132 245V244L130 245ZM162 243H161V244H162ZM169 243H171V240L168 242V244L165 243V244H167V247H168V248H164V246L161 247V248L165 249L167 253H169V252H168L169 250L167 251V249H169V247H171V246L173 245V243H172L171 246H170ZM196 243H197V242H196ZM198 243H199V241H198ZM211 243H210V244H211ZM214 243H213V246H215V251L219 250L220 248H221L222 250H223L224 248H228L227 245H226L224 248H223V247H219L220 245L223 244V242H222V244H219V246L217 245L218 248H219V249H218V248L216 247V244H217V243H216L215 245H214ZM247 243H248V244H251V245L249 246ZM255 243H256V242H255ZM9 244H10V243H9ZM13 244H12V247H13V249H14V246H16V245H15L16 243H15L14 245H13ZM29 244H28V245H29ZM39 244L41 245L42 243H39ZM53 244H52V245H53ZM58 244H59V242H58ZM71 244H70V245H71ZM79 244H78V245H79ZM117 244H118V243H117ZM134 244H136V242H135ZM134 244H133V245H134ZM144 244H143V245H144ZM165 244H164V245H165ZM193 244H195V242H194ZM199 244H200V243H199ZM199 244H198V246H199V248H200L201 244H200V245H199ZM210 244H209V245L207 244V245H208L207 249L209 250V248H210V251H211L212 245H210ZM230 244H229V245H230ZM232 244H234V243H232ZM232 244H231V245H232ZM253 244H254V243H253ZM0 245H2V244H0ZM28 245H25V247H23V248H26V249H27V248H28ZM36 245H37V243H36ZM47 245H48V244H47ZM65 245L70 246V245H68L66 242H65ZM78 245H77V246H78ZM80 245H79V246H80ZM106 245H105V246H106ZM109 245H111V244H109ZM109 245H108V246H109ZM112 245L110 246V247H111L110 250H109V249H107V250H103V253H104V251H105V253H107L108 250H109V252H110L111 250L113 251V249H112ZM120 245H122V246H119V245H118V247H122V248H123V244L121 243ZM127 245H128V242L125 243V246H127ZM155 245H154V246H155ZM168 245H169V246H168ZM175 245H173V246H175ZM231 245H230V247L232 248ZM254 245H255V244H254ZM2 246H3V245H2ZM2 246H1V247H2ZM10 246H11V245H10ZM31 246H29V247H31ZM43 246H42V247H43ZM48 246H51V245H48ZM48 246H47V247H48ZM60 246H61V247H60ZM75 246H74V247H75ZM77 246H76V247H77ZM79 246H78V249H79ZM81 246H82V245H81ZM81 246H80V247H81ZM84 246H82L81 249H84V248H85ZM125 246H124V248H126V250L128 251L127 253H129V254H131V255L133 256V254H132V250H131V249H134L135 246H132L133 248H131V249H130V248L128 249V247H125ZM138 246H139V245H138ZM145 246H144V247L142 246V247L145 249ZM156 246H157V245H156ZM156 246H155L156 249H155V248L153 249L155 252L151 251V253H149V254H148V252H149L151 249H150V250L148 249L147 252H146V251H144V249L142 248V249H143V251H142L143 254H144V253H147V254H145L146 256L152 254V255H150V256H151V259H150L149 256H148V257L146 258V260H148V258H149V260L152 261V257H153V259H155V258L157 257V255H155L154 253H156L157 251H159V248L156 247ZM165 246H166V245H165ZM198 246H197V248H198ZM209 246H210V247H209ZM234 246H236V243H235ZM243 246H236V247H240V248H241V247H243ZM255 246H256V245H255ZM261 246H262V245H261ZM1 247H0V248H1ZM5 247H6V246H5ZM7 247L9 248V245H8ZM12 247H10V248H12ZM42 247H41V248H42ZM59 247L61 248L62 251H59V252H58L57 249H58ZM74 247H73V245H72V248H74ZM76 247H75V248H76ZM83 247H84V248H83ZM177 247H178V245H177ZM177 247H176V248H175V247H171V250H172V249H173V251H174L175 249L178 250ZM191 247H193V246H191ZM236 247H235V248H236ZM244 247H243V249H244ZM250 247H251V248H250ZM258 247H260V246H257V248H258ZM8 248H7V249L4 248V249L6 250V253H9V252H10V250H8ZM16 248H17V249H16ZM16 248H15V250H18V249H19V248H18V245H17ZM45 248H46V246H45ZM52 248H53V246H52ZM52 248H51V249H52ZM56 248H57V249H56ZM60 248H59V249H60ZM63 248H64V250H66L67 248H69L68 251H69V252L71 251V246H70V247H66V246H65V247H63ZM65 248H66V249H65ZM75 248H74V249H75ZM87 248H88V250H89V247H87ZM106 248H107V247H106ZM106 248H105V249H106ZM108 248H109V247H108ZM114 248L116 249L117 247H114ZM147 248H149V247H147ZM147 248H146V249H147ZM161 248H160V250H161ZM174 248H175V249H174ZM193 248H195V247H193ZM193 248H192V249H193ZM197 248H196V249H197ZM255 248H256V247H255ZM257 248H256V250H257ZM4 249H2V251H3ZM31 249H33V248H31ZM48 249H50V247H49ZM48 249L46 248L45 250H48ZM74 249H72V250H73V251H72V252H73V256H75V255L77 254V252H78V250H74ZM81 249H80L79 251H80V253H82V254H83V252H86V251H87V255H88V256H89L90 254H92V252H93V254L95 253L94 255H96V250H94V249H93V251H92V249L90 248V250H91L92 252H91L90 250H89V251L86 250V248H85V251L82 250V251H83V252H82ZM117 249H118V248H117ZM117 249H116V251L114 250V251H115L114 253H116L117 251H119L121 248L118 249V250H117ZM136 249H137V245H136ZM138 249H139V247H138ZM142 249H140V252H141ZM190 249H191V248H190ZM196 249H195V250H196ZM200 249H201V248H200ZM202 249H203V248H202ZM207 249H206V252L208 251ZM221 249H220V250H221ZM243 249H242V250H243ZM253 249H254V248H253ZM260 249H263V251H264V246H263V247H260ZM5 250H4V251H5ZM7 250H8L9 252H7ZM15 250H14V251H15ZM34 250H35V249H34ZM121 250H122V249H121ZM129 250L131 251V253L129 252ZM193 250H194V249H193ZM193 250H192V252L190 251V253H188L189 256H190L191 253L193 254ZM213 250H214V249H213ZM222 250H221V251H222ZM230 250H232V251H231V253H232V252H234L235 249L232 248V249H230ZM239 250H241V249H238V248L236 249V251H239ZM258 250H259V249H258ZM14 251H13V252H14ZM18 251H19V250H18ZM18 251H16V254H19V253H20V251H19V252H18ZM51 251H52V250H51ZM66 251H67V250H66ZM74 251H75L76 253H75ZM94 251H95V252H94ZM112 251H111V253L113 254ZM136 251H137V250H135V252H136ZM161 251H162V250H161ZM173 251H172V252H173ZM196 251H197V250H196ZM215 251H214V252H215ZM221 251H220V252H221ZM224 251H226V250L224 249V250H223V253H225ZM236 251H235V252H236ZM243 251H244V250H243ZM254 251H255V250H253V251H252L253 253H252V252H251V253L254 254V253H255ZM37 252H38V251H37ZM52 252H53V251H52ZM72 252L68 253V254H70L71 258H73V257H72ZM88 252H90V253H88ZM99 252L101 253L102 251L99 250ZM120 252H121V251H120ZM122 252H123V251H122ZM122 252H121V253H118V255H117V253H116V257H118V259L122 260V262H120L119 264H123V262H125V258H124V261H123V259H122L124 255L121 256L122 258H119V257H120L119 254L121 255ZM138 252H139V250H138ZM138 252H137V253H138ZM140 252H139V254H140ZM159 252H160V251H159ZM159 252H158V255H159ZM172 252H171V253H172ZM174 252H175V251H174ZM198 252H199V251H198ZM200 252H201V251H200ZM208 252H209V251H208ZM208 252H207V254H208ZM235 252L233 253V255H232L231 253H229V254H226V253H225V255H224V254H222V255L227 257L228 255L231 254L232 256H234V255L237 254V252H236V253H235ZM239 252H240V253H238V255L241 254L242 251H239ZM246 252H247V251H246ZM249 252H248V253H249ZM256 252H257V251H256ZM259 252H260V250H259ZM24 253H26V252H24ZM31 253H32V252H31ZM31 253H30V254H31ZM64 253L67 255V256H65V260H67V258H68L69 256H68L67 252H64ZM78 253H79V252H78ZM80 253H79V254H80ZM100 253H99V254H100ZM111 253H110V254H111ZM124 253H126L125 250H124L123 254H124ZM127 253H126V254H127ZM164 253H165V251H163V254H164ZM175 253H176V252H175ZM175 253H174V255H175ZM211 253H213V251H212ZM243 253H244V252H243ZM248 253L246 254L247 257L249 256ZM263 253H264V252H263ZM263 253H262V255H263ZM26 254H28V253H26ZM35 254H36V252H35ZM82 254H80V255H82ZM108 254H109V253H107V255H104V254H103V255L106 257V256H108ZM112 254H111V255H112ZM126 254H125V255H126ZM129 254H127L126 256L129 257ZM160 254H161V253H160ZM165 254H166V253H165ZM172 254H173V253H172ZM177 254H178V253H177ZM195 254H198V253H195ZM199 254H200V253H199ZM199 254H198V255H199ZM214 254H215V253H214ZM216 254H217V253H216ZM218 254H219V252H218ZM255 254H256V253H255ZM259 254H261V253H259ZM51 255H52V254H51ZM77 255H78V254H77ZM77 255H76V256H77ZM84 255H85V254H84ZM97 255H98V252H97ZM97 255L95 256L96 258L93 259V260H96V261H97ZM111 255H109V256H111ZM131 255H130V257L132 258ZM141 255H142V254H141ZM145 255H142V256L145 257ZM153 255H154V256H153ZM166 255H168V254H166ZM170 255H171V254H170ZM174 255H173V256H174ZM246 255L244 254V256H243V254H242L243 257H246ZM250 255H251V254H250ZM11 256H12V253H11ZM17 256H18V255H17ZM17 256H16V260L19 261V258H18L19 256H18V257H17ZM20 256H21V255H20ZM32 256H34V254H32L30 257L28 256V258H32ZM37 256H38V258H39V255H37ZM47 256H48V255H47ZM56 256H57V255H56ZM61 256L59 255L58 258L60 257L61 261H63V259L61 258ZM99 256H100V255H99ZM101 256H102V255H101ZM101 256H100V259H101ZM112 256H113V255H112ZM126 256H124V257H126ZM138 256H139V255H138ZM142 256H139V257L143 258ZM155 256H156V257H155ZM161 256H162V255H161ZM189 256H188L189 261H192L193 258H194L195 260H196V259L198 260V258H197L198 256H197V257H196V256L194 257V256L191 255L193 258H191V256H190V257H189ZM204 256H207V255L204 253ZM211 256H212V255H210V253H209L208 258H211ZM232 256H231V257H232ZM255 256H258V258L260 257L261 260H262V259L264 260V258H262L263 256H262V257L259 256V255H255ZM40 257H41V256H40ZM48 257H51V256L49 255ZM54 257H55V256H54ZM78 257H79V255H78ZM85 257H86V255H85ZM90 257H91V256H90ZM90 257L88 258V260H87V259L83 260L84 263H85V261L89 262ZM92 257H93V256H92ZM92 257H91V259H92ZM105 257H104V258H105ZM116 257H115V258H114V256H113V257H109V259L114 258V259L116 260ZM154 257H155V258H154ZM163 257H164V256H163ZM163 257H161V258H162V259H164V258L167 259V256H165L164 258H163ZM217 257H218V256L215 255V257L213 256V259L216 258V260H217V259L219 258V257H218V258H217ZM220 257L222 258L221 255H220ZM228 257H230V256H228ZM231 257H230V258H231ZM236 257H237V255H236ZM236 257H235V258H236ZM240 257H241V256H239V259L242 258V257H241V258H240ZM249 257H250V256H249ZM17 258H18V259H17ZM20 258H21V257H20ZM42 258H44V257L42 256ZM46 258H47V257H45V259H46ZM51 258H52L51 260L53 261V257H51ZM55 258H57V257H55ZM55 258H54V261L57 260V259H55ZM69 258H70V257H69ZM102 258H103V257H102ZM107 258H108V257H107ZM157 258H158V257H157ZM157 258H156L155 260H153L154 263H153V262L151 263V261H150L149 264H156L155 261L157 260ZM161 258H160V255H159V258H158V260L160 259L159 262H161V260H162ZM182 258H184V255H183V254H182ZM232 258H234V257H232ZM235 258H234V259H235ZM251 258H252V256L250 257L249 260H253V261H255L254 263L257 262V260H254V259H256L257 257L254 258V256H253L254 259H253V258L251 259ZM34 259H35V258H33V260H34ZM40 259H41V258H40ZM45 259H44V260H45ZM49 259H50V258H48L47 261H49ZM60 259H59V262H58V260H57L56 262L53 261V264H57V262H58V263H61V262H60ZM73 259H75V257H74ZM73 259H72V260H73ZM76 259H77V258H76ZM80 259H81V256H80V258H79V262H80ZM83 259H84V257H83ZM98 259H99V258H98ZM139 259H140V258H139ZM165 259H164L163 261H164L165 264H167V262H165V261H167V260H165ZM168 259H171V258H168ZM191 259H192V260H191ZM204 259H206V257H204ZM213 259H212V260H213ZM234 259H233V260H234ZM236 259L238 260V258H236ZM236 259H235L234 262L237 261ZM243 259H244V258H243ZM243 259H242V260H243ZM22 260H24V259L21 258V259H20V262L23 263ZM26 260H27V263H28V262L30 263V261H31V259L28 260V259L26 258V259H25V262H26ZM33 260H32V262H33ZM35 260H36V259H35ZM41 260H43V259H41ZM51 260H50V261H51ZM72 260L70 259V261L68 260L69 262H68V261H67V262L63 261V262H64L65 264H66V263H67V264H74V263H76V261H77L78 259H77L76 261L74 260L75 262L72 261ZM81 260H82V259H81ZM104 260H105V263H106V262H107L106 259H103L102 261L104 262ZM115 260H111V264H114ZM129 260H130V259H129ZM129 260H128V261H129ZM134 260L136 261L137 259H133V261H134ZM143 260L145 261V258H143L142 261H143ZM171 260H172V259H171ZM197 260H196V262H197ZM206 260H207V259H206ZM209 260H210V259H208V262H209ZM220 260H221V261H220ZM220 260L218 259V261H216V262H213V261H212V263H213V264H215V263H218V264H220V263H221V264H224V263L222 262V259H220ZM242 260H240V261H241V264H243V263H242ZM247 260H248V259H247ZM247 260H246V262H247ZM249 260H248V261H249ZM36 261H37V260H36ZM36 261H35V262H36ZM102 261H100V262H102ZM109 261H110V260H108V262H109ZM113 261H114V262H113ZM126 261H127V260H126ZM128 261H127V262H128ZM130 261H131V260H130ZM130 261H129V264H137V263H134L133 261L130 263ZM144 261H143V262H144ZM163 261H162V262H163ZM168 261H169V260H168ZM189 261H188V262H189ZM204 261H205V260H204ZM210 261H211V260H210ZM25 262H24V263H25ZM63 262H62V263H63ZM79 262H78V263H79ZM87 262H86V263H87ZM91 262L93 263L94 261H91ZM91 262H90V264H92ZM98 262H99V261H98ZM98 262H97V263H98ZM112 262H113V263H112ZM117 262H118V260H117L115 263H117ZM143 262H140V263H139V261H138V264H143ZM159 262H157V264H160ZM188 262H187V264H188ZM192 262H193V261H192ZM196 262H193V264H195ZM227 262L229 263L228 258H227V260H226V263H227ZM237 262H238V261H237ZM243 262H245V260H243ZM250 262H251V261H249V264H250ZM258 262H260V261H258ZM0 263H2V264L5 263V264H6V262H4V263H3V262H0ZM9 263H11V262H9ZM64 263H63V264H64ZM78 263H77V264H78ZM80 263H81V262H80ZM80 263H79V264H80ZM82 263H83V262H82ZM144 263H145V262H144ZM181 263H182V262H181ZM185 263H186V262H185ZM209 263H210V262H209ZM228 263H227V264H228ZM11 264H12V263H11ZM13 264H14V263H13ZM16 264H20V263L16 262ZM30 264H31V263H30ZM33 264H38V262H36V263L33 262ZM87 264H88V263H87ZM95 264H96V263H95ZM99 264H102V263H99ZM103 264H104V263H103ZM108 264H109V263H108ZM117 264H118V263H117ZM145 264H147V263H145ZM169 264H170V263H169ZM171 264H172V263H171ZM236 264H237V263H236ZM256 264H259V263H256ZM261 264H262V262H261Z\"/></svg>", "mask_w": 264, "mask_h": 264}]
</instances>
